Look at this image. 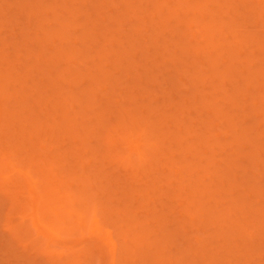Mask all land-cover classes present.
Returning a JSON list of instances; mask_svg holds the SVG:
<instances>
[{
  "label": "rangeland",
  "instance_id": "1",
  "mask_svg": "<svg viewBox=\"0 0 264 264\" xmlns=\"http://www.w3.org/2000/svg\"><path fill=\"white\" fill-rule=\"evenodd\" d=\"M19 1V2H18ZM23 1V2H22ZM24 1L25 0H0V60L2 61H0V80L2 79V78H4V80L2 79V81H0V97L2 98L0 101V108L3 110V108L5 107V106H3V105H7V107H5V109H7V110H12V108H14V111H15V109H16V112L18 113V115L16 114V113H14V114H16V116L15 117H17L18 118V120H16V122L18 121L19 122V124H17L16 122H15V120H14V122H11V123H13V124H10V125H8V122L6 123L7 124V126H6V128H8L9 130H12L11 128H9L8 126H10V127H15V129H17L16 131H15V133L13 134L12 133V131H7L6 129H5V127H4V123H3V121H2V118H0V128H3L4 127V129L7 131H5V134L4 133H0L1 135H0V144H1V142H3L5 139H6V141L7 140H9L11 137H10V135L11 134H6V133H12L14 136H12V139L14 138V140L17 142L18 140L17 139H19V141L21 140L22 141V143H24L23 145H21L20 144V142H19V144L18 143H14V141H11V142H13L14 144H12V145H15L16 144V146L19 148V146L21 147V146H23V148H22V152L24 153H20L19 152V154H23V156L21 157V158H25V159H23V160H21V161H23V163L22 164H19V163H21L20 162V159H19V161H18V158L21 156V155H19L18 154V151L16 152L17 153V155H19L18 156V158H17V156L15 155V154H13V152L15 151L14 149V151L13 150H10V152H12V153H10L9 152V149H10V147H11V145H9V144H7V142H5V143H2V145H3V147H5V144H6V147L4 148V150H2L3 152H1L2 154L4 153V155H0V157H2V158H6L7 159V161H8V159L10 158V159H12L13 160V162L15 161H18V163L16 162H12V160H10L9 159V161L8 162H10L9 164L10 165H12V166H10V165H8V162H6L7 164H5L4 162L6 161V160H4L3 159V161L1 162V160H0V165L2 166V167H0V168H3L2 170L3 171H1V169H0V173L2 172V174H0V192L2 191L3 192V190L5 191V193H4V195H3V193H0V196H5V197H7L6 198V200H5V198L3 199V198H0L1 200H3V202H5V201H7V204L5 205V203H3L2 204V202H1V206L2 207H0V213L2 214V216L0 217V219L2 220H0V250H3V248H7V249H5V253H3V252H1L0 253V255L2 256H0V264H2V263H4V262H6L7 264H18L19 263V261H20V263L21 264H25V259H26V257H27V262H26V264H37V263H39V264H43V263H45V262H49V264H50V261H51V263H53V262H55V261H53L52 262V260H50V261H46L47 260V257H49L52 253H55V252H57L56 253V255H54L53 254V259H54V256H55V260H56V256H57V254L58 253H62L63 251H64V249L65 250H68V251H65L64 253H66V252H69V253H66V254H72L73 252H71L72 250H70V249H74V251L76 250L75 248H82V246H83V249L85 248L86 250H87V248L88 249H90V247H92V248H94V247H96V249H98V251H100L99 249L100 248H102L101 250L104 252H102L103 254L102 255H100V257H102L103 256V260L100 258V257H98V259L100 258V260H99V262L102 260L103 261V263L102 262H100L99 264H121L120 263V261L119 260H122L123 261V258L122 259H119L120 257H123V256H120V255H122V254H120L119 253V251H120V247H122L121 246V244H122V241H124V236L126 235H124L123 234V232L125 233V230L127 231V233L128 232H130L131 231V233H134V231H135V229H137L138 228V226L136 225L137 223H135V222H137V221H135L134 223V225L132 224L133 222H132V220H130V219H128L127 220V216H128V214H127V216H125V211H127V209H129L128 210V212L130 213V212H133L132 210H134L135 211V209H136V211H138L139 213H137V215H136V212H135V218H134V216H133V214H134V212H133V214H132V216H133V219H136V217H137V219H138V217H140L139 218V220L140 219H142L143 218V220H142V222H144V221H146L147 222V225H148V223H149V234H147V232H146V235H147V237L145 236V235H143L142 236V232H141V229H142V227H144V226H142L141 227V229H139L138 231H140L141 233H139L138 231H136V233H134V236H135V234H137V235H139V234H141V238L142 239H145V241L146 242H148V243H146L145 241V243H146V246L148 247V248H146L145 247V243L144 242H142V244H141V247H139L140 246V243L138 244L139 246H137L136 245V247L137 248H133V246H135V242L133 243L132 241L134 240L133 238H130L133 234H131V236L129 237V235H128V240H130V241H128V243H127V246L129 247V252H130V254H129V258L127 257V259H124V261H125V264H128V262H127V260L129 261V264H131V260L130 259H132V264H155V262H157V263H161V264H200V262L202 261V260H200V259H205V258H207V259H210L211 257V259L213 260L212 262H211V260H210V262L211 263H209V260L207 261V259H205L204 260V262L202 261L201 263H203V264H207V262L209 263V264H219V262L221 261V259H222V261H223V263L224 264H229L230 262H232V264H264V227H262L261 226V224L263 223L264 224V216H263V214H264V200L262 201L261 199H263L264 198V195L262 194V196L263 197H261V196H259V195H256V194H254V188H255V190L256 189H258V187H260V190L258 189V190H256L257 192H259V191H261L260 193H262V191H264V162L262 163V161L264 160V146H262L263 144H264V104L262 105L261 104V102H262V100H263V102H264V98H262L261 96H263L264 95V77H262V79H259V74H258V76L256 75V77L257 78H255L254 79V77H253V79L251 80L250 78H248L249 76L248 75H250V74H247V72L248 71H251V73H253V72H260L261 70V68L260 67H263L262 66V64L264 63V61H263V63H262V61L260 62V60H258V56H260V52H250V49H249V47L250 46H248V48H246L247 46L246 45H243V48H242V46H241V48L242 49H238L237 47L239 46L238 44V46H236V48H234L235 49V51L236 52H234V53H236V55H234L235 56V58H236V60L238 61L239 60V62H241L240 63V65H239V67H241V68H243V73L242 72H240V73H238L239 71L237 70V71H235L234 70V72H232L233 70H231V72L232 73H228V71L227 72H225L222 76H226L227 78L228 77H230V80L229 79H227L228 80V82L227 83H225L226 82V80H225V78L224 79H221V78H223V77H221L220 79H221V81H223V82H221L220 80H218V78L217 77H219L218 75H213V74H217V73H214V72H216V71H212V70H215L214 68L213 69H211L210 68V66H211V64L209 65L208 63H212V65H218L217 66V68L218 69H220L221 68V70L222 69H224V68H226V67H230V63L234 60V58L232 59V61L230 62V60H231V58L232 57H229L230 55H226V54H224L225 52L224 51H227V50H229V48L228 47H230V45H231V43H229V42H232L234 39H238V36H237V34L236 35H234L236 38H233V36H232V34H234V32L235 33H238V32H240V30L239 29H242L241 30V32L243 33V32H245V33H243V34H247L248 32V35H250L251 33L254 35L253 37L254 38H256V37H258V36H263L264 34H262V31H263V33H264V28H262L264 25V23L261 21V25H259V26H262L261 28L259 27V28H257L255 25V23L254 22H252L253 20H254V18L252 17V16H254V14H253V11L255 10H257V12H259V10H261L262 8H260L261 6H262V4H263V6H264V0L262 1V0H250L249 2H248V6H244V3L242 4L241 3V5L242 6H239V0H218L219 2V4L218 5H216L217 3L216 2H214L215 3V5H214V3H213V5H212V2H213V0L210 2V0H207V2H206V0H161V1H159V0H35L34 2H33V0H26L25 1V4L27 3V6L25 5H22L23 3H24ZM40 1V2H39ZM55 1V2H54ZM69 1V2H68ZM84 1V3H82ZM110 1H111V3H110ZM165 1V2H164ZM215 1V0H214ZM225 1V2H224ZM229 2V1H233V6L235 7V5L237 4V2L236 1H238V5H237V7H238V9H237V12H235L234 10H235V8H234V10H232L233 9V7L231 8V7H229V8H231V9H229L230 10V12L229 13H227L228 11V9L226 10V9H224V7H227L228 6V4H226V2ZM241 1V0H240ZM248 1V0H247ZM247 1H244V0H242V2H247ZM75 2V3H74ZM99 2H101V3H99ZM163 2H164V4H165V6H164V4H163ZM205 2V3H204ZM236 2V3H235ZM261 2H262V4H261ZM33 3H35V4H33ZM63 4V5H61V4ZM65 3V4H64ZM71 3V4H70ZM94 3V4H93ZM98 3V4H97ZM107 3V4H106ZM163 4V6L164 7H162V5H161V7L159 6V5H157V4ZM204 3V4H203ZM210 3V4H209ZM223 3H224V5H223ZM15 4V5H14ZM33 4V5H32ZM52 5V7H51V5ZM100 4V5H99ZM207 4V5H206ZM251 4V5H250ZM261 4V5H260ZM21 5L22 6H24L23 8L24 9H21L20 7H21ZM35 5H39L40 7H37V6H35ZM42 5V6H41ZM57 5V6H56ZM96 5H98V6H96ZM222 5V6H221ZM227 5V6H226ZM32 6V7H31ZM43 6H45V8L43 7ZM60 6V7H59ZM62 6V7H61ZM102 6V7H101ZM230 6H231V4H230ZM250 6V7H249ZM256 6V7H255ZM260 6V7H259ZM262 6V7H263ZM26 7V8H25ZM31 7V8H30ZM50 7V8H49ZM54 7V8H53ZM94 7H96V8H98V9H96V8H94ZM221 7V8H220ZM223 7V8H222ZM236 7V8H237ZM257 8V9H255V8ZM30 8V9H29ZM48 10H47V9ZM53 9V10H50V9ZM59 8V9H58ZM100 8H101V10H100ZM135 8V9H134ZM163 8V10H161V9ZM174 8H175V10H174ZM204 8V9H203ZM264 8V7H263ZM18 9V10H17ZM22 11H21V10ZM36 9V10H35ZM41 9H42V11H41ZM199 9V10H198ZM240 9V10H239ZM45 10H47V11H45ZM75 10V11H74ZM97 10L99 11V12H97ZM140 10V11H139ZM160 10V11H159ZM202 10V11H201ZM205 10V11H204ZM223 10V11H222ZM34 11V12H33ZM75 13H73V12ZM175 11V12H174ZM204 11V12H203ZM231 11H234V12H231ZM263 11V10H262ZM20 12V13H19ZM36 12V13H35ZM42 12H43V14H42ZM44 12H46L45 14H44ZM56 12V13H55ZM79 12H81V13H79ZM161 13V14H159V13ZM200 12H202V14H203V16H200ZM28 13V14H27ZM31 13V14H30ZM40 13V15H38ZM54 13H55V15H54ZM79 13V14H78ZM200 13V14H199ZM225 13V14H224ZM232 13H237V16H235V15H232ZM238 13L240 14V15H238ZM76 14H78V15H76ZM91 14V15H90ZM175 14V15H174ZM212 14V15H211ZM264 14V13H263ZM263 14H260V15H262L263 16ZM6 15V16H5ZM29 17H28V16ZM33 15V16H32ZM38 17H37V16ZM207 15V16H206ZM211 15V16H210ZM256 15V14H255ZM43 16V17H42ZM153 16V17H152ZM166 16H170V20L171 21H168L169 19H168V17L166 18ZM175 17V19H174V17ZM231 18H230V17ZM233 16H235L234 18H235V21H234V18H233ZM244 16V17H243ZM36 17V18H35ZM42 17V18H41ZM173 17V18H172ZM198 17V18H197ZM200 17H203V18H200ZM257 17H258V14H257ZM256 17V18H257ZM38 18V19H37ZM40 18V19H39ZM44 18H46V19H44ZM72 18H75V20L74 19H72ZM165 19V20H162V19ZM211 18V19H210ZM242 18H244V19H242ZM259 18V17H258ZM41 19H43L42 21H41ZM92 21H91V20ZM166 19H168V20H166ZM190 19V20H189ZM195 19V20H194ZM214 19V20H213ZM252 19V20H251ZM261 20H264V17L262 18H260ZM260 19H259V21H260ZM37 20H40L39 22H37ZM162 20V21H161ZM176 20V21H175ZM199 20V21H198ZM258 20V19H257ZM74 21V22H73ZM91 21V22H90ZM113 21V22H112ZM145 21V22H144ZM155 21V22H154ZM160 22V23H158V22ZM163 21H168V22H163ZM187 22V24L186 25H184V23H186ZM188 21H190V23L191 22H194V24H195V26H194V24L193 23H191L190 25H192V30H191V28L189 27V25H188ZM196 21V22H195ZM239 21V22H238ZM259 21H255L256 23L257 22H259ZM92 22H93V24H92ZM157 22V23H156ZM162 22H163V24H162ZM171 22V23H170ZM2 23V24H1ZM91 23V24H90ZM156 25H155V24ZM168 23V24H167ZM231 23V24H230ZM240 23V24H239ZM260 23V22H259ZM263 23V24H262ZM5 24V25H4ZM36 24V25H35ZM159 24V25H158ZM164 24H166L167 25V28H169V26H170V29H167V30H170V33L172 34V35H170V33H168V31H166V28H165V26H164ZM213 24V25H212ZM236 24H237V28L235 29V31H234V29H233V27L231 26V25H233V26H236ZM252 24V25H251ZM3 25V26H2ZM63 25V26H62ZM140 25V26H139ZM162 25L164 26V27H162ZM207 26L206 28H205V26ZM212 25V26H211ZM258 25V24H257ZM36 26V27H35ZM185 26H187V27H185ZM204 26V27H203ZM229 26V27H228ZM241 26V27H240ZM60 27H62V28H60ZM64 27V28H63ZM66 27V28H65ZM69 27V28H68ZM159 27V28H158ZM172 27H174V28H176V29H174V28H172ZM184 27V28H183ZM202 29H201V28ZM228 27V28H227ZM230 27H232V31H234V32H229V31H231L229 28ZM240 27V28H239ZM254 27H256V28H254ZM163 30V31H160L161 29ZM186 28H187V30H186ZM194 28V29H193ZM210 28H211V30H210ZM213 28V29H212ZM39 29H40V31L42 32V33H40V31H39ZM43 29H44V31H43ZM46 29V30H45ZM156 29V30H155ZM184 29V30H183ZM189 29V30H188ZM205 29H209V31L215 36V37H211L210 35H208V36H210L208 39H206L207 41L210 39V38H212V43L214 44V41L217 43L218 42V44H220V45H216V47L218 48V50H213L212 48H214V47H212V48H210L211 46H212V44L210 43V40H209V43L211 44V46L209 45V47H207L205 44L207 43V41L204 39V36L202 35L204 32H205ZM255 29H257V30H255ZM261 29V30H260ZM14 30V31H13ZM61 30V31H60ZM172 30V31H171ZM173 30L174 31H176L177 30V32H179V34L178 33H176V34H174V32H173ZM179 30V31H178ZM186 30V31H185ZM191 30V31H190ZM255 30V31H254ZM258 30H260V32H261V35L260 34H258L257 35V33L259 32ZM26 31V32H25ZM54 31V32H53ZM68 31V32H67ZM153 31V32H152ZM155 31V32H154ZM180 31H182V33L180 32ZM183 31L184 32H187V31H189L191 34L192 33H194L195 32V34L193 35V36H190L191 34L190 33H188L187 32V34H188V38L186 37V39H185V37L183 36L184 35V33H183ZM208 31V30H207ZM216 31V32H215ZM252 31V32H251ZM23 32V33H22ZM25 32V33H24ZM45 32V33H44ZM48 32H50V33H48ZM62 32V33H61ZM64 32L67 34V36L64 34ZM173 32V33H172ZM154 33V34H153ZM162 33V34H161ZM256 33V34H255ZM45 34V35H44ZM49 35V39L48 40H51V41H47V42H45V40H44V38L46 39V38H48V35ZM50 34H52V35H50ZM55 34V35H54ZM60 34V35H59ZM62 34V35H61ZM68 34H70V36L68 35ZM88 34H91L90 36L88 35ZM159 34V35H158ZM186 33H185V35H187ZM205 34H207L206 32H205ZM208 34H209V32H208ZM240 34V33H239ZM252 34H251V36H252ZM47 35V36H46ZM65 35V36H64ZM72 35V36H71ZM93 35V36H92ZM96 35V36H95ZM169 35V36H168ZM180 36V38H179V36ZM212 35V36H213ZM242 35V34H241ZM241 35H239V36H241ZM256 35V36H255ZM58 36V37H57ZM127 36V37H126ZM181 36H183V38L186 40H184L183 39V41L181 42V43H184L185 42V46H187V47H189V49L188 48H186L185 50H184V53H183V49H181L182 48V46H183V48L185 47L184 45H182V46H180L179 47V45L177 44V43H180V42H178V40L179 39H181L182 40V37ZM244 36V35H243ZM41 37V38H40ZM52 37V38H51ZM65 37V38H64ZM68 37H69V39H68ZM95 37V38H94ZM168 39H167V38ZM205 37V38H206ZM227 37V38H226ZM230 37H231V39H230ZM247 37V36H246ZM260 37H258V39H260ZM53 38H55V39H53ZM65 40H64V39ZM128 38V39H127ZM132 38V39H131ZM241 38H243L242 36H241ZM248 38V37H247ZM246 38V39H247ZM253 38V39H254ZM37 39H39V41L40 40H42L40 43H42V44H39V42H38V40ZM67 39H68V41H67ZM92 39H94V40H92ZM157 39V40H156ZM214 39V40H213ZM239 39H240V37H239ZM248 39H250V37L248 38ZM253 39H252V43L254 42L253 41ZM257 39V38H256ZM70 40V41H69ZM118 40V41H117ZM176 40V41H175ZM181 40H179V41H181ZM204 40L206 41V42H204ZM218 40V41H217ZM223 40V41H222ZM224 40H225V42H224ZM251 40V39H250ZM249 40V41H250ZM255 40V39H254ZM261 40V39H260ZM263 40V39H262ZM261 40V41H262ZM95 43H94V42ZM96 41H98V42H96ZM132 41V42H131ZM146 41V42H145ZM188 41V42H187ZM244 41H245V39H244ZM247 41V40H246ZM256 41V40H255ZM258 41V40H257ZM257 41H256V44L258 45L259 43H257ZM44 42V43H43ZM118 42H119V44H118ZM121 42V43H120ZM130 42V43H129ZM177 42V43H176ZM221 42V43H220ZM235 42H237V40L235 41ZM240 42V41H239ZM158 43V44H157ZM175 43L178 45V48H177V46L175 45ZM180 43V44H181ZM209 43H207V44H209ZM242 43V42H241ZM244 43V42H243ZM247 44H248V42H246ZM263 43V42H262ZM132 44V45H131ZM163 44V45H162ZM175 45V46H172V45ZM233 44V43H232ZM245 44V43H244ZM254 44V43H253ZM252 44V45H253ZM264 44V43H263ZM125 45V46H124ZM130 45V46H129ZM133 45H135V46H133ZM160 45V46H159ZM205 47H204V46ZM228 45V46H227ZM257 45H254V47L255 46H257ZM259 45H261V44H259ZM258 45V48L260 47ZM42 46V47H41ZM121 46H123V47H121ZM171 46V48H169ZM231 46H233V45H231ZM73 47V48H72ZM155 47H156V49H155ZM168 47V48H167ZM207 47V48H206ZM234 47H235V44H234ZM240 47V46H239ZM261 47L262 48H259V49H264V46L263 45H261ZM29 48V49H28ZM75 48V50L73 51V53L71 52V50H73ZM194 48V49H193ZM206 48V49H205ZM209 48V49H208ZM223 48V49H222ZM253 48V47H252ZM256 48V47H255ZM28 49V50H27ZM203 49V50H202ZM212 49V50H211ZM225 49V50H224ZM248 49H249V51H248ZM119 50H121V51H119ZM125 50V51H124ZM128 50H129V53H128ZM157 50V51H156ZM182 50V51H181ZM196 50H201L202 51V55L201 54H199V56H200V58L198 57V60H197V57H196V59H193L194 58V56H189V54H191V53H193V52H195ZM207 50V51H206ZM210 50V51H209ZM222 50H224V51H222ZM245 50V51H244ZM253 49H251V51H252ZM2 51V52H1ZM30 51V52H29ZM66 51V52H65ZM173 51V52H172ZM186 51V52H185ZM190 51H191V53H190ZM208 53V52H210L209 54H207L206 52ZM213 51V52H212ZM216 51V52H215ZM219 51V52H218ZM232 51V50H231ZM247 51V52H246ZM254 51V50H253ZM259 51V50H258ZM66 54H65V53ZM120 52V53H119ZM123 52H127L126 54L124 53L123 54ZM188 52H189V54H188ZM200 52V51H199ZM203 52H205L204 53V55H203ZM215 52V53H214ZM224 52V53H223ZM228 52H230V51H228ZM244 52V53H243ZM2 53V54H1ZM27 53V54H26ZM71 53V54H70ZM87 53V54H86ZM121 55V54H123V56H121L122 58H120V57H117V55H119V54ZM134 53H136V54H134ZM159 53V54H158ZM172 53H173V55H172ZM212 53V54H211ZM233 52H231V54H232ZM250 53V54H249ZM262 53V52H261ZM3 54H4V57H3ZM117 54V55H116ZM129 54H130V56H129ZM131 54L133 55V57H131ZM196 54H197V52H196ZM263 54H264V52H263ZM263 54H261V55H263ZM69 55V56H68ZM128 57H127V56ZM181 55H183V56H181ZM194 55H195V53H194ZM247 55V56H246ZM251 55V56H250ZM17 56V57H16ZM66 56H68L67 58H66ZM76 56V57H75ZM125 56V58H127V59H125V60H123V57ZM188 56L191 58H188ZM197 56V55H196ZM203 58H202V57ZM209 57V59H208V57ZM233 56V57H234ZM249 56V57H248ZM4 58V60L2 59V58ZM75 57V58H74ZM115 57V58H114ZM130 57V58H129ZM226 57V58H225ZM59 58V59H58ZM117 58H119V59H117ZM129 58V59H128ZM133 58V59H132ZM168 58V59H167ZM263 58H264V56H263ZM262 58V59H263ZM64 59V60H63ZM87 59V60H86ZM122 59V62L120 61V62H118L117 63V61H119V60H121ZM156 59V60H155ZM174 59V60H173ZM176 59V60H175ZM201 59H203V61L204 62H202V61H200ZM114 60V61H113ZM116 60V61H115ZM173 60V61H172ZM178 60V61H177ZM194 60V61H193ZM207 60V61H206ZM212 62H211V61ZM236 60H234L235 62L233 63V64H235L236 63ZM258 60V61H257ZM45 61H47V62H45ZM86 61V62H85ZM127 61V62H126ZM129 61H131L132 63H134V64H132L131 62H129ZM163 61H165V62H163ZM191 61V62H190ZM210 61V62H209ZM223 61V62H222ZM96 62V63H95ZM186 62V63H185ZM190 62V63H189ZM200 62H202L201 64H200ZM213 62L215 63V64H213ZM238 62V63H239ZM47 63V64H46ZM99 63V64H98ZM115 63H116V65H115ZM120 63V66L121 67H119V64ZM122 63V64H121ZM188 63V64H187ZM192 63V64H191ZM205 63H206V65H205ZM238 63H237V65H238ZM259 63H262L261 65L259 64ZM44 64H46V66L44 65ZM103 64V65H102ZM194 64V65H193ZM202 64H203V66H202ZM229 64V65H228ZM232 64V63H231ZM242 64V65H241ZM245 64V65H244ZM94 65V66H93ZM97 65H98V67H97ZM118 65V66H117ZM128 65V66H127ZM130 65V66H129ZM134 65V67H132ZM147 65V66H146ZM173 65V66H172ZM236 65V64H235ZM264 65V64H263ZM99 66H101V69L103 68V70L102 71H104L102 74H101V72H99L101 69L99 68ZM137 66V67H136ZM157 66V67H156ZM175 66V67H174ZM187 66V67H186ZM207 66H209V67H207ZM116 67V68H115ZM119 67V68H118ZM129 67L131 68V69H129ZM177 67V68H176ZM212 67V66H211ZM238 67V68H239ZM245 67V68H244ZM8 68H9V70H8ZM37 68H38V70H37ZM63 68V69H62ZM124 68H126V69H124ZM174 68V69H173ZM179 68V69H178ZM193 68V69H192ZM196 68V69H195ZM208 68V69H207ZM249 70H248V69ZM251 68V69H250ZM252 68H253V70H252ZM259 68V69H258ZM30 69V70H29ZM120 69V70H119ZM173 69V71H171ZM217 69V70H218ZM228 69V68H227ZM232 69V68H231ZM235 69H236V67H235ZM255 69V70H254ZM263 69H264V67H263ZM130 72H129V71ZM155 70V71H154ZM190 70V71H189ZM192 70H193V72H192ZM198 70H199V73L200 74H202L203 76L205 75V77L209 74L208 72H210V74H209V78L211 77V76H215L216 78H215V80L214 81H212V79L214 78V77H212V78H210V79H208V80H206L204 83H203V81L201 82V83H198V85H202V83H203V85L200 87H197V82H198V80L199 81H201V77H198L199 76V74H198ZM201 70H202V72H201ZM208 70V71H207ZM210 70V71H209ZM221 70H218V71H221ZM225 70V69H224ZM229 70V69H228ZM242 70V69H241ZM248 70V71H247ZM260 70V71H259ZM61 71V72H60ZM65 71V72H64ZM147 71V72H146ZM151 71H153V72H151ZM183 71V72H182ZM195 71H196V73H195ZM226 71V70H225ZM12 73V75H10L9 76V73ZM145 72V73H144ZM149 72V73H148ZM171 72V73H170ZM189 72V73H188ZM211 72H212V74H211ZM224 72V71H223ZM244 72H246V73H244ZM2 73V74H1ZM10 73V74H11ZM70 73V74H69ZM81 73H83L82 74V77H81ZM116 73V74H115ZM126 73V74H125ZM180 74V76H179V74ZM250 73V72H249ZM114 74V75H113ZM193 75V76H191V77H189L190 75ZM239 74H241V75H239ZM245 74V75H244ZM2 75H5L4 77H2ZM7 75V76H6ZM79 75V76H78ZM90 75V76H89ZM94 77H93V76ZM100 75V76H99ZM112 75V76H111ZM197 75V76H196ZM254 74H252V76H253ZM76 76V77H75ZM87 76V77H86ZM108 76V77H107ZM110 76V77H109ZM203 76H202V78H203ZM245 76H248V77H245ZM263 76H264V74H263ZM2 77V78H1ZM7 77V78H6ZM12 77V78H11ZM89 77H90V80H89ZM93 77V78H92ZM96 77V78H95ZM103 77H104V80H103ZM141 77V78H140ZM179 77V78H178ZM181 77V78H180ZM184 77V78H183ZM198 77V78H197ZM208 77V76H207ZM59 78V79H58ZM98 78V79H97ZM109 78H112V79H109ZM114 78V79H113ZM234 79L233 81H234V83L233 82H231V80L232 79ZM244 78H248L249 80H245ZM15 79V80H14ZM22 79H23V81H22ZM95 79H97V80H95ZM172 79V80H171ZM194 79V80H193ZM241 79H243V80H241ZM7 80V81H6ZM12 80H14V81H12ZM18 80V81H17ZM56 80V81H55ZM102 80V81H101ZM112 80H114V81H112ZM118 80V81H117ZM173 82H171V81ZM218 80V81H217ZM255 80V81H254ZM259 80V81H258ZM261 80V81H260ZM5 81V82H4ZM19 81L20 82H22V83H19ZM96 81V82H95ZM193 81H195V83L193 82ZM222 83H220V82ZM8 82H11L10 83V86L8 85L9 83ZM52 82V83H51ZM53 82H56V83H53ZM93 82V83H92ZM98 82V83H97ZM109 82H110V84H109ZM171 82V83H170ZM176 82V83H175ZM192 82H193V84H192ZM213 82V83H212ZM24 83V84H23ZM101 83V84H100ZM175 83V84H174ZM225 83V84H224ZM232 83H233V85H232ZM12 84H14V85H12ZM43 84V85H42ZM172 84V85H171ZM214 84V85H213ZM217 84H219V86L217 85ZM224 84V85H223ZM96 85V86H95ZM110 85V86H109ZM159 85H161V86H159ZM167 85V86H166ZM194 85V86H193ZM236 85L238 86L237 88H234V87H236ZM17 86V87H16ZM23 89L24 88V91L22 92H19V90H18V92L16 91L15 92V90H17V89H14L13 87H15V88H18V89H21L20 87ZM113 86V87H112ZM165 86V87H164ZM196 86V87H195ZM206 86V87H205ZM214 86L215 87H217V88H214ZM222 86H224L223 88H222ZM40 88V89H38V88ZM93 87V88H92ZM135 87V88H134ZM162 87V88H161ZM163 87L165 88V90L163 89ZM213 87V88H212ZM220 87H221V89H220ZM32 88H33V91H32ZM54 88V89H53ZM55 88H57V90L55 89ZM159 88V89H158ZM195 88H196V92H197V94H194V93H196V92H194L195 91ZM113 89V90H112ZM198 89V90H197ZM234 89V90H233ZM35 90V91H34ZM52 90V91H51ZM119 90V91H118ZM162 90H164V91H162ZM226 90H227V92H226ZM41 91V92H40ZM42 91H44V92H42ZM58 91V92H57ZM86 91V92H85ZM147 91L149 92V93H147ZM164 92V93H162V92ZM173 91V92H172ZM177 91H178V93H177ZM235 91V92H234ZM4 94H3V93ZM6 92V93H5ZM16 94H15V93ZM46 92V93H45ZM55 92V93H54ZM74 92V93H73ZM83 92V93H82ZM88 92V93H87ZM98 92V93H97ZM115 94H114V93ZM154 92V93H153ZM170 92V93H169ZM8 93V94H7ZM23 94V95H25L24 97H23V95H19V94ZM61 93V94H60ZM118 93V94H117ZM167 93V94H166ZM169 93V94H168ZM199 93V94H198ZM226 93H227V95H229V96H226ZM237 93L238 94H242V99L244 100V105H243V103L241 104L245 109L244 110H237V108L238 107H236V110L235 109H231V108H228V106L226 105V104H223V103H225L226 101H225V99H226V97H227V99L226 100H228V98L230 97L231 99H235V102H237V104H238V97H236V96H234V95H237ZM263 93V94H262ZM2 94V95H1ZM44 94V95H43ZM57 94V95H56ZM70 94V95H69ZM80 94V95H79ZM83 94H86V97H85V95H84V98H83ZM97 95V96H95V95ZM154 94V95H153ZM200 94H203V96H200ZM233 94V95H232ZM250 94H251V96H250ZM10 95V96H9ZM46 95V96H45ZM59 95H61L60 97H59ZM67 95V96H66ZM73 95V96H72ZM118 96V98L116 97L115 98V96ZM158 97H157V96ZM179 95V96H178ZM181 95V96H180ZM185 95H187V96H185ZM194 95H195V97H194ZM212 95H213V97H218V98H215L216 100H217V103H218V105H216L217 107H220L221 106V111H219L218 109H220V108H216V110L214 109V108H212L211 106H210V101L212 102V103H215L214 102V100H212V99H214L213 97H212ZM246 95V96H245ZM250 97H248V96ZM261 95V96H260ZM22 96V97H21ZM65 96V97H64ZM75 96V97H74ZM137 97V98H134V97ZM144 96H147V97H144ZM176 96H178V97H176ZM184 96L186 97V99L187 100H189L188 102H187V100L184 98ZM193 97V99H192V97ZM197 96H199V97H197ZM226 96V97H225ZM19 97V98H18ZM79 97V98H78ZM89 97V98H88ZM110 97V98H109ZM141 97V98H140ZM151 97V98H150ZM181 97V98H180ZM200 97H202V100H201V98ZM207 98V99H211L210 101H208L207 99H206V102H208V106L209 107H207V106H205L206 104H205V102H204V98ZM210 97H212V98H210ZM225 97V98H224ZM240 97V96H239ZM261 97V98H260ZM264 97V96H263ZM4 98V99H3ZM10 98V99H9ZM27 98V99H26ZM29 98V99H28ZM64 98V99H63ZM74 98V99H73ZM77 98V99H76ZM88 98V99H87ZM131 98L133 99V100H131ZM148 100H147V99ZM163 98V99H162ZM188 98H190V99H188ZM196 98V99H195ZM200 98V99H199ZM219 98H223V100H219ZM241 98V97H240ZM247 98V99H246ZM8 99V100H7ZM20 99H22L23 101H21ZM37 101H35V100ZM59 99V100H58ZM85 99H87V101H85ZM116 101H115V100ZM118 99V100H117ZM151 101H150V100ZM195 99V100H194ZM199 99V100H198ZM246 99V100H245ZM3 100V101H2ZM90 100H91V106H90ZM145 100V101H144ZM157 100V101H156ZM170 100H172V101H170ZM178 100H179V103H178ZM180 100H181V103H180ZM186 100V101H185ZM191 100V101H190ZM203 101V102H199V101ZM261 100V101H260ZM59 101V102H58ZM82 101V102H81ZM112 101V102H111ZM115 101V102H114ZM223 103H222V102ZM241 101V100H240ZM255 101V102H254ZM8 102V103H7ZM19 102V103H18ZM23 102H24V104L26 105V106H23L22 104H23ZM86 102V103H85ZM111 102V103H110ZM136 104H138V105H136ZM138 102V103H137ZM155 102V103H154ZM190 102V103H189ZM194 102L196 103L195 105H191V106H193V107H191L190 106V104H194ZM228 102V101H227ZM233 102V101H232ZM231 102V103H232ZM21 103V104H20ZM55 103H57V104H55ZM63 103V104H62ZM85 103V104H84ZM141 103H147L146 105H148V106H146V105H143V104H141ZM162 103V104H161ZM166 103V104H165ZM167 103L169 104V103H171V105L169 104L168 106H167ZM189 103V104H188ZM202 103H203V106H202ZM229 103V102H228ZM9 104V105H8ZM94 104V105H93ZM115 104V105H114ZM140 104V105H139ZM165 104V107L163 106ZM178 104V105H177ZM179 104H183V106H180ZM188 104V105H187ZM221 104V105H220ZM230 104V103H229ZM2 105V106H1ZM33 105V106H32ZM64 105V106H63ZM86 105H88V106H86ZM132 105V106H131ZM214 105V104H213ZM224 105H225V107H224ZM231 105V104H230ZM229 105V106H230ZM233 105V104H232ZM234 105H236V103L234 104ZM233 105V106H234ZM18 106H19V108H18ZM27 106H29L28 108H27ZM30 106H32L31 107V110L29 111L28 109L30 108ZM62 106V107H61ZM163 106V107H162ZM168 108H167V107ZM170 106V107H169ZM180 106V107H179ZM195 106V107H194ZM196 106L197 107H199L198 109L196 108ZM238 106V105H237ZM242 106H240L239 105V107H241L242 108ZM263 106V107H262ZM9 107H10V109H9ZM12 107V108H11ZM63 107H65V108H63ZM89 107H91V108H89ZM142 107H143V109H142ZM145 107V108H144ZM162 107V108H161ZM188 107V108H187ZM205 108V109H203L202 110V108ZM222 107H224V109H225V113L227 114V113H229V114H227V115H231V117H233L232 115H236L237 114V116L235 117V118H237V120H235V118H231V117H229V116H226L225 115V113H224V115H225V119H222V120H224L225 122L227 121V122H232V119L233 120H235V121H237L238 122V118L240 117V120H239V124L240 123H242L243 122V124H240L241 126L243 125V127H252V130L255 132L256 131V133H257V136L258 135H260L259 137H262V135H263V139H260L259 137V140L260 141H255L256 142V145H257V147L256 146H254V145H252V144H254V142L253 143H250L249 144V141L248 140H250V139H248L249 138V133L248 134H245L241 129H245V128H242L240 125H238L237 124V122H235L236 123V125H238L239 127H236V128H234L235 126H232L233 128H230V126H228V123L226 124L224 121V123L222 122V120H217V122L216 121H214V122H216V124H218V125H220L219 127L218 126H216L215 124H214V126L215 127H217V129L215 130L214 129V126H213V124H212V127H213V129H212V127H210L209 128V126H210V122H208L209 120L208 119H210V120H215V118H217V115L219 116V115H221L222 114ZM24 108V109H23ZM42 108V109H41ZM88 108V109H87ZM94 108V109H93ZM105 108V109H104ZM131 108V109H130ZM141 108V109H140ZM165 108H167V109H165ZM191 108H193V110H195L196 109V111L198 110V112H199V114H198V112L196 113V111H191L190 109ZM235 108V107H234ZM1 109H0V111H1ZM5 109H4V111H3V113H6L5 112ZM21 109V110H20ZM61 109V110H60ZM67 109V110H66ZM200 109V110H199ZM230 109V110H229ZM253 109H256L257 110V112H256V114H258V116L256 115V114H254V116H253V114H252V111H253ZM23 110H25L24 112H22ZM97 110V111H96ZM139 112H138V111ZM150 110V111H149ZM172 110H173V113H172ZM190 110V111H189ZM228 110V111H227ZM232 110V111H231ZM234 110V111H233ZM13 111V112H14ZM20 111V112H19ZM33 111V112H32ZM60 111V112H59ZM63 113H62V112ZM79 111V112H78ZM104 111V112H103ZM134 113H133V112ZM136 111L138 112V114H136ZM143 111V112H142ZM145 111V112H144ZM164 111H166V112H164ZM180 111H182V113H180ZM188 111V113L186 114V112ZM201 111H203V112H201ZM247 111H249V113L247 112ZM251 111V112H250ZM103 112V113H102ZM110 114H109V113ZM149 112V113H148ZM168 112V113H167ZM177 112H178V115H177ZM190 112H191V114L193 113H196V114H194V115H197V116H192V115H190ZM210 112V113H209ZM230 112H231V114H230ZM232 112H236V114H232ZM253 112H255V110L253 111ZM261 112V113H260ZM1 114H0V117H2V115L4 116V114L2 113V111L0 112ZM8 113V112H7ZM10 113V112H9ZM19 113H22V114H19ZM111 113H112V115H111ZM129 113V114H128ZM134 114L133 116H135V119L134 120H132L133 118H131L130 119V116H132V114ZM170 113H171V115H170ZM179 113H180V115H181V118H180V115H179ZM248 115H247V114ZM33 116H32V115ZM66 114V115H65ZM85 114V115H84ZM87 114V115H86ZM108 114V115H107ZM152 114V115H151ZM161 114V115H160ZM164 114V115H163ZM168 116H167V115ZM173 114H175V115H173ZM211 116H210V115ZM242 115V116H240V115ZM243 114L245 115H247V116H243ZM261 114V115H260ZM10 115V114H9ZM21 115V116H20ZM27 115V116H26ZM65 115V116H64ZM83 115V116H82ZM120 115V116H119ZM145 115V116H144ZM162 115H163V117H162ZM216 117H215V116ZM223 114L221 115V116H224ZM253 117H252V116ZM259 115H260V117H259ZM11 116V115H10ZM9 116V117H10ZM24 116H25V118H24ZM79 116V117H78ZM104 116H106V117H104ZM114 116V117H113ZM132 116V117H133ZM158 118H160V116H161V121H162V118H163V122H165L164 120V118H165V116H167L168 117V119H171V118H169V116L170 117H177L176 119L178 120L179 119V121L182 119V117H183V120H181L182 122H179L178 124H183L182 126H175L174 124H172V123H174L173 121L172 122H170V120L168 121V122H166L167 123V125H170L169 127H167L166 126V123H163V124H158L159 125V127H160V129H162V130H160L158 127H155V128H158L156 131L155 130H153L154 132H152V130H150V129H152L154 126H155V122L158 120H156V118L157 117ZM206 116H209V117H206ZM213 116V117H212ZM257 116V117H256ZM55 117V118H54ZM68 119V120H66V118ZM88 117V118H87ZM101 117H102V119H101ZM108 117V118H107ZM113 117V118H112ZM123 117V118H122ZM138 118V120H141L139 123H141L142 122V120L143 119H145V120H143V122L145 123V121L147 120V122L149 121V123H150V121H152V119H151V117L153 118V125H151V126H153L152 128H148V130H150L149 132L147 131L146 132V134H145V132H144V128L146 127V125H147V122H146V125H145V127L143 128V124H142V128H143V130L141 131V129L142 128H140L141 126V124H139L138 126H140L139 128H140V130H139V132L141 131L142 132V134H141V132H140V134L139 133H137L136 132V136H137V134L139 135V138H140V140L141 139H143V140H141V142H143L142 143V145H141V143H138V141H140L138 138H135V139H137L138 141H137V143L139 144H136L135 142V145H132L131 147L132 148H134V146H136V145H138V146H141L140 147V150H142L143 151V148L142 147H144V152L146 153V155H148L149 154V156H152V159L153 158H155V159H153V161H155L154 163H152L153 161L151 160L150 161V159H149V157H146V159H149V162H147L148 160H146L141 154L143 153V154H145L144 152H142L141 154H138V155H140V156H142L143 157V159H144V162H143V160H142V158L140 159V162H137V161H139V159L137 160V159H135V157L134 156H137L136 158H138V157H140V156H138V155H136L137 153H138V151L139 150H134V149H136V147L133 149V151H132V148H130V146H129V148H130V150L128 149V151H127V149H124V147L122 148V150H121V148H120V146L121 145H118L119 143V141L117 142V146H116V141H115V139H118V138H120L121 137V135L122 134H124L123 133V131L126 129V128H128L132 133H130V131H129V133L130 134H132V136L133 137H135L134 135H135V131H133V130H135V129H133V127H131L132 126V121H136L137 122V118ZM140 117L141 118H143V119H140ZM155 117V118H154ZM192 117V118H191ZM193 117H194V119H193ZM211 117H212V119H211ZM220 117V116H219ZM218 117V118H219ZM250 117L252 118V119H250ZM16 118V119H17ZM20 118V119H19ZM30 118V119H29ZM37 118V119H36ZM147 118V119H146ZM187 118V119H186ZM202 118H204L203 120H202ZM221 118H223V117H221ZM220 118V119H221ZM9 119H10V121H12L11 120V118H8L7 117V119H6V117H5V121L6 120H8L9 121ZM24 119V120H23ZM66 121H65V120ZM73 119V120H72ZM107 119V120H106ZM121 119H123L122 121H121ZM149 119V120H148ZM206 119V120H205ZM20 120V121H19ZM28 120V121H27ZM33 120V121H32ZM39 120V121H38ZM105 120V121H104ZM116 120V121H115ZM121 121V123H120V125L119 124H117V123H119V121ZM125 120V121H124ZM132 120V121H131ZM190 120H193L192 122L190 121ZM207 121L208 123H206L205 121ZM257 120V121H256ZM25 123V124H23V122ZM35 121H37L36 122V124L38 125V124H40V121L42 122L41 123V126L42 125H44L42 128H41V130H43V128H45V129H47L46 131L44 130V133L42 132V131H39V132H42V133H39L38 132V130L37 131H33L34 129V127H29V126H32V122H34L33 123V126H37L36 124H35ZM111 121V122H110ZM167 121V120H166ZM256 121V122H255ZM21 122V123H20ZM29 122L31 123L30 125H29ZM136 122H134V124L136 123ZM157 122H159V121H157ZM156 122V123H157ZM175 122H177V121H175ZM14 123H16L15 125H14ZM28 123V124H27ZM72 124V125H70V124ZM75 123V124H74ZM107 123V124H106ZM138 123V122H137ZM191 123V124H190ZM213 123V122H212ZM235 123H233V124H230V125H234ZM4 124V125H3ZM50 124V125H49ZM77 124V125H76ZM121 124H122V126H121ZM129 124V125H128ZM177 124V125H178ZM185 124H186V126H185ZM193 124V125H192ZM20 125V126H19ZM23 125H26V127L25 126H23ZM47 125V126H46ZM67 125V126H66ZM75 125V126H74ZM125 125V126H124ZM126 125H127V127H126ZM166 126V128L164 127V126ZM192 126V127H189V126ZM41 126H39V128L41 127ZM46 126V127H45ZM48 126H49V128H48ZM54 126V127H53ZM73 126V127H72ZM88 126V127H87ZM132 129H130L129 127ZM134 126V125H133ZM136 126V125H135ZM134 126V127H135ZM148 126V125H147ZM157 126V125H156ZM193 126H194V128H196V130L198 129H201V128H204V127H206L207 129H211V133L212 134H210L213 138H214V140H211L212 138H210V141H211V145H212V148H211V145H207V143L208 142H206L205 144L203 143V145L202 144H200L199 143V140H198V143H197V138H198V136H200V138L202 137V136H204V138H205V136H210L209 135V130H207V131H205L206 133H204L203 132V134H201V135H196V134H194V133H192V131L193 132H197L194 128H193ZM20 127V128H19ZM53 127V128H52ZM57 127V128H56ZM60 127V128H59ZM122 127H124L125 129H123ZM176 127H184L185 128V130H184V128H179V129H181L180 131L178 130V129H176ZM224 127V128H223ZM248 127V128H249ZM251 127H250V129H251ZM26 130H25V129ZM28 128V129H27ZM36 128H38V127H36ZM35 128V129H36ZM50 128H52L51 129V131H50ZM71 128V129H70ZM76 130H75V129ZM119 128V129H118ZM147 128V127H146ZM189 128H192L191 130L189 129ZM238 128H240V132H237V129ZM3 129V130H4ZM32 129V130H31ZM55 129H57V130H55ZM68 129V130H67ZM74 129V130H73ZM92 129V130H91ZM122 129V130H121ZM164 129H165V131H164ZM170 129H171V131L172 132H170ZM255 129V130H254ZM1 131L0 132H3L2 131V129H0ZM29 130V131H28ZM53 130H55V131H53ZM86 130H88V131H86ZM121 130V131H120ZM147 130V129H146ZM159 130H160V132H159ZM206 130V129H205ZM215 130V132H212V131H214ZM224 130H227V131H224ZM251 130V133L253 132ZM14 131V130H13ZM31 131V132H30ZM33 131V132H32ZM75 131V132H74ZM115 131V132H114ZM136 131H138L137 130V128H136ZM169 131V132H168ZM185 131H188L187 133L185 132ZM189 131H191V139H193V141H195V142H193L187 135H189ZM203 131V130H202ZM201 131V132H202ZM230 131V132H229ZM238 131H239V129H238ZM246 132H247V130H245ZM250 131V130H249ZM46 132H48V133H46ZM55 132V133H54ZM77 132V133H76ZM120 132H121V135H120ZM127 132V133H126ZM125 132V134H129L128 133V130ZM144 132V133H143ZM150 132H152V133H150ZM164 132V133H163ZM179 132V133H178ZM225 132V133H224ZM231 132H234L235 133V135L236 134H244L243 136L241 135V137H242V139L243 138H245V139H243V141H242V139H240V142L241 143H244V144H246V145H248V147H245V145L243 146V147H241V148H238V144L237 143H235V140H234V138H233V140L231 139L233 136L231 135L232 133ZM38 133V135L39 136H36V134ZM53 133V134H52ZM88 133V134H87ZM119 133V134H118ZM164 135H163V134ZM168 134V136H170V134L169 133H173V134H177V135H179V137H180V139L182 140L181 142L183 143V144H181V142H179V146L178 145H175L173 142H175V141H173L172 143H173V145H171L172 143L171 142H167V138H165V137H168L166 134ZM181 133V134H180ZM186 133V134H185ZM233 133V134H234ZM256 133H253L254 135L256 134ZM21 134H22V136H21ZM30 134V135H29ZM35 134V135H34ZM40 134H46V135H44V137H43V135H40ZM52 134V135H51ZM108 134H110V135H108ZM145 134V135H144ZM161 134V135H160ZM172 134V135H173ZM186 135V137L190 140H187V139H185L186 137L184 136V135ZM226 134V136L228 137V139L226 138V136L224 137V135ZM8 136L9 135V137L8 138H6V136ZM16 135V136H15ZM20 135V136H19ZM23 135H27V136H23ZM28 135H29V138H28ZM63 135V136H62ZM84 135V136H83ZM114 135V136H113ZM120 135V136H119ZM149 135H150V137H149ZM163 135V140H166L165 142H164V144L163 145H165L166 143H168V148L171 150V152H174V153H169L170 151L168 150V148H167V144L165 145L166 146V148H167V152H164V153H161V152H163L164 150H166V148L164 149V146L162 147L164 150H162L161 152L159 151V148H157V147H159L158 145H160V148H161V144H159L160 143V141L162 140V138L160 137V136H162ZM171 135V136H172ZM176 135V136H177ZM3 136H5V139L3 140ZM18 136V137H17ZM34 136V137H33ZM37 138H36V137ZM42 136V137H41ZM83 136V137H82ZM89 136H90V138H89ZM118 136V137H117ZM127 136V135H126ZM126 136H125V139H128V138H126ZM128 136H130L131 137V135H128ZM127 136V137H128ZM153 136V137H152ZM185 137L184 138V140H183V137ZM190 136V135H189ZM192 136H195L196 138H192ZM232 136V137H231ZM256 135H255V138L257 137ZM16 137V138H15ZM38 137H41L40 138V142H38V140L37 139H39ZM59 137V138H58ZM88 137V138H87ZM93 137V138H92ZM98 139H97V138ZM110 137H112L113 139H114V141L113 142H111V143H113V145H114V143H115V146L116 147H114L113 145H111L109 142H107L108 140L109 141H112L111 139H110ZM116 137V138H115ZM132 137V140H134V138ZM156 137H158V138H156ZM159 137L161 138V139H159ZM216 137H217V139H216ZM237 137V136H236ZM240 136H238V138H239ZM26 138H27V142H26ZM31 138V139H30ZM44 138V141H46L45 143H43L42 141V139ZM46 138V139H45ZM61 138V139H60ZM109 138V139H108ZM122 138H124V136L122 135ZM146 138H150V139H146ZM173 138H177V137H174V135H173ZM203 138V139H204ZM250 138L253 140V135L251 134L250 135ZM11 139V140H12ZM25 139V140H24ZM85 139V140H84ZM108 139V140H107ZM152 139H153V141H152ZM156 140V142H155V140ZM170 140H171V138H169ZM202 139V140H203ZM224 139V140H223ZM236 139V138H235ZM3 140V141H2ZM24 140V141H23ZM28 140H29V143H28ZM42 140V141H41ZM49 140V141H48ZM55 140H56V142H55ZM59 140H61V141H59ZM89 140H91V142L89 141ZM123 141H124V139H122ZM162 140V141H163ZM187 140V144H186V142H185V144H184V141H186ZM205 140V139H204ZM220 140V141H219ZM237 140V139H236ZM252 140H251V142H252ZM33 141V142H32ZM38 142V143H36L37 145H35V144H33V143H35V142ZM59 141V142H58ZM97 141V142H96ZM105 141V142H104ZM127 141H129V140H126V141H124V142H126V143H128ZM226 141H228V142H230V143H226ZM263 141V142H262ZM11 142H10V144H11ZM61 142V143H60ZM98 142H99V144H98ZM123 142V143H124ZM148 142H149V145L147 146V144H148ZM151 142H152V144H156V143H158L157 144V149L158 150H156V148H155V150L156 151H158V152H156V151H154V152H156L157 154H151V151H153L152 149H148V147L149 148H151ZM214 142H215V144H214ZM222 142H223V144H222ZM236 142H238V140L236 141ZM258 142H259V144H261L260 146H259V144H258ZM9 143V142H8ZM31 143V144H30ZM94 143V144H93ZM108 143V145L107 146H105L104 147V145H106ZM121 143V142H120ZM133 143V144H134ZM147 143V144H146ZM169 143H170V147H169ZM189 143H191V145L189 146ZM202 143V142H201ZM210 143V142H209ZM219 143V144H218ZM224 143H226V145L228 144V147L224 144ZM239 143V142H238ZM19 146H18V145ZM46 144V145H45ZM73 144V145H72ZM88 144V145H87ZM102 144V145H101ZM122 144V143H121ZM132 144V143H131ZM130 144V145H131ZM181 144V145H180ZM196 144H199L201 147H202V150H206L205 152L207 153H203L202 152V150L200 151V150H197V148L199 149L200 148V146L199 145H196ZM217 144V146L216 147H214L215 145ZM222 144V145H221ZM232 144V146L233 147H231L230 145ZM235 144H237L236 146H235ZM9 145V148L7 147ZM38 145H43V146H41V148L38 146ZM70 145V146H69ZM74 145H75V147H74ZM87 145V146H86ZM100 145V146H99ZM123 145V144H122ZM127 144H125V146H126ZM186 145V149L185 148H183L182 147V150H181V146H185ZM192 145H193V147H192ZM194 145H196V146H194ZM221 145V146H224V147H221L220 146V148H218L219 146ZM33 146L35 147L34 149H33ZM44 146H47L48 148L46 149V147H45V149H43L44 148ZM84 146V147H83ZM99 146V147H98ZM175 146V147H174ZM206 146V147H205ZM208 146V147H207ZM235 146V147H234ZM240 146H241V144H240ZM255 148H258L259 147V149H253L254 147ZM2 146L0 145V148H1ZM13 147V146H12ZM11 147V148H12ZM52 147V148H51ZM98 147V148H97ZM109 147L111 148V151H112V154H111V151H109V152H107L108 150L107 149H109ZM122 147V146H121ZM128 147V146H127ZM145 147L148 149V150H146L145 149ZM152 147H153V145H152ZM177 147H178V150L179 151H177ZM190 147H191V152L188 150V149H190ZM263 147V148H262ZM8 148V149H7ZM13 148H16L15 146L13 147ZM61 149V150H59V149ZM83 148L85 149V150H87V151H83ZM90 148H91V150H90ZM92 148H93V151H92ZM121 152H124V154L123 155H126V154H128V152H129V154L131 153L130 151H132V153L131 154H133L134 153V151H136V153L135 154H133V160L135 159V161L137 162V163H139V164H141L142 163V165H137V167H141V166H144V167H141V168H139V169H141V171L144 169V173H143V176H142V172L141 171H139L138 172V168L136 169L135 168V166L132 168V171L135 169V172H136V170H137V172L136 173H134V172H132V171H130L131 169H129V167H128V171H127V168H125L124 169V166L122 167V169H121V167H119L120 166V164H122V161H124V160H122V158H120L119 157V154L121 155V153L119 152V154H118V152H117V149ZM126 148V147H125ZM154 148V147H153ZM161 148V149H162ZM173 148H175L174 150L175 151H173ZM206 148V149H205ZM209 148V149H208ZM216 148V149H215ZM218 148V149H217ZM229 148V149H228ZM239 150H238V149ZM244 148V149H243ZM262 148V149H261ZM3 149V148H2ZM21 149V148H20ZM99 149V150H98ZM100 149H102L101 151H100ZM139 149V148H138ZM160 149V150H161ZM201 149V148H200ZM231 149H233V150H231ZM237 149V150H236ZM242 149V150H241ZM6 150H8L7 151V154L9 155V156H7V155H5V153H6ZM42 150V151H41ZM44 150H45V152H46V150H47V152H46V155L44 154ZM52 150V151H51ZM60 151V155L58 154V155H56L55 156V154H56V152L55 151ZM97 150H98V152H97ZM104 150H105V152H104ZM110 150V149H109ZM126 151V153H125V151ZM181 150V151H180ZM197 150V151H196ZM209 150H210V154H209ZM214 150V152L215 153H213L212 151ZM251 150V151H250ZM253 150V151H252ZM0 151H1V149H0ZM57 151V152H58ZM69 151V152H68ZM70 151H71V154H70ZM92 151V152H91ZM114 151H116V153H113ZM150 151V152H149ZM194 151H196V152H194ZM198 151H200L199 152V154L200 153H202V155H203V157L201 158L199 155H198ZM230 151H232L233 153H231ZM237 153H236V152ZM241 151V152H240ZM242 151H244L243 153H242ZM248 151V152H247ZM61 152H63L64 153V155H63V153L61 154ZM75 152V153H74ZM82 152H85L86 154H82ZM102 152H104V153H102ZM141 152V151H140ZM211 152L213 153L212 154V156L211 157H209L208 155H211ZM231 154H230V153ZM240 154H239V153ZM245 152H247V153H245ZM254 153L252 156H254L255 154V156H254V158H253V160H248V158H250V157H247V155H251V154H249V153ZM258 152H263L262 154H258L257 155V153ZM28 153V154H27ZM29 153H30V155H29ZM49 153H51V154H49ZM65 153H67L68 154V156H67V154H65ZM72 153H74V155L72 154ZM92 153L93 154H96V155H99V153H100V155L99 156H95L94 157V155H92ZM109 153L111 154V155H109ZM153 153V152H152ZM158 153H159V155H161V154H165L166 153V155H167V153H169L168 154V156H166L165 155V158H164V156L161 158V160L163 161H161L160 163L158 162V161H160V157L158 156ZM193 153H196V154H193ZM245 153V155L243 156V154ZM11 154V155H10ZM49 154V155H48ZM106 154L108 155V157H110L109 159H108V157L106 156ZM130 154V155H131ZM217 154V155H216ZM227 154H229V157L231 156V158L233 159V157H234V159H235V161L236 160H238V161H236V162H238V163H236L235 161V164L237 165H239V167L238 168H240V169H238V171H237V168H231L232 170L231 171H229V169L226 167V168H223L225 165H223V163H225V164H227L226 162H228V161H230V158L229 157H226L225 158V156H227ZM236 154V155H235ZM241 156H239V155ZM15 155V156H14ZM28 157H27V156ZM31 155H33V156H31ZM37 155V156H36ZM41 155V158L39 157ZM64 157H66L67 156V159H66V161L67 162H65L66 164H64V167H63V170H62V168H60V167H62V162H64V160H65V157L64 158H62V156ZM116 157H115V156ZM122 155V156H123ZM172 155V156H171ZM197 155H198V159H197ZM201 155V154H200ZM216 155V156H215ZM239 156V157H236V156ZM7 156V157H6ZM25 156V157H24ZM35 156H36V161H35V163H37L38 164V162H39V166L37 165V164H35L37 167V172H36V168L34 169V164L31 166V163L29 162V160H31V162H33L32 160H34L33 158H35ZM45 158H44V157ZM58 156L60 157V158H62V159H56L55 160V162H54V160L52 161V158L54 159V158H58ZM101 156V157H100ZM129 155H126L125 157L127 158V160L126 161H128L129 162V157H128ZM156 156V157H155ZM196 156V157H195ZM204 156H206V157H204ZM218 156V157H217ZM223 156V157H222ZM259 158H258V157ZM261 156V157H260ZM9 157V158H8ZM13 157V158H12ZM16 157V158H15ZM32 157V158H31ZM94 157V158H93ZM97 157H98V159H97ZM104 159V157L105 158H107V159H104V161H101V159ZM115 157V158H114ZM119 157V158H118ZM131 158L130 159H132V155L130 156ZM159 157V158H158ZM168 157V158H167ZM171 157H173L172 158V160H173V162L172 163H174V164H172V163H170L172 160H171ZM219 157H220V160L218 161V159H219ZM1 158V159H2ZM14 158H15V160H14ZM43 158H44V164L45 165H43V162H41V161H43ZM68 158H69V160H68ZM88 158V159H87ZM92 158V161L90 160ZM117 158L119 159V161L120 160H122L121 161V163L119 164V166H118V164H115L118 160H117ZM157 158H158V161H157ZM166 158L167 159H169V161L168 160H166ZM201 158V159H200ZM208 158V159H207ZM211 158L212 159H215V158H217V159H215V162L212 160V162H211ZM221 158L222 159H224L225 158V160H226V162H225V160H221ZM228 158H229V160H228ZM239 158V159H238ZM241 158H244V159H241ZM252 158V157H251ZM17 159V160H16ZM47 159L49 160V163L47 162ZM64 159V160H63ZM115 159H116V161H115ZM124 159V158H123ZM200 159V161H198ZM231 159V161H230V163H234V162H232L233 160ZM241 159V160H240ZM260 159V160H259ZM61 160V161H60ZM89 160H90V162H91V164L89 163ZM94 160V161H93ZM98 160V161H97ZM100 160V161H99ZM107 160V161H106ZM114 160V161H113ZM166 160V161H165ZM205 160H207V161H205ZM209 160V161H208ZM228 160V161H227ZM254 160H256V161H254ZM258 160V161H257ZM262 160V161H261ZM56 161L58 162V163H56ZM60 161V162H59ZM73 161V162H72ZM110 163H109V162ZM250 161V162H249ZM51 162H52V164H51ZM77 162V163H76ZM82 164H81V163ZM99 162H101V165H102V169H101V165L99 164L98 165V163ZM104 162V164H102ZM111 162H113V163H111ZM146 162V163H145ZM158 163V166L155 164V163ZM165 162H167V163H165ZM176 162V163H175ZM183 162V163H182ZM189 163V164H191V163H194L195 164V166H197L198 165V167H196V168H194L195 166H194V164L193 165H189V164H187V163ZM205 162V163H204ZM206 162H208V164H206ZM211 162V163H210ZM240 162V163H239ZM249 162V163H248ZM251 162H253V163H251ZM256 162H259L260 164H256L255 165V163ZM47 163V164H46ZM54 163V164H53ZM60 163V164H59ZM69 163H70V165H71V167H70V165H69ZM73 163H76V164H73ZM94 163V164H93ZM132 163V161H130V164ZM135 163V162H134ZM143 163H144V165H143ZM196 163H197V165H196ZM201 165H199V164ZM262 163V164H261ZM15 164V165H14ZM16 164L19 166L20 165V167L18 168V166H16ZM80 164V165H79ZM87 164H89V165H87ZM112 164V165H111ZM129 164V165H130ZM150 164H154L153 166H156V169H158V176L159 175H166L167 177H168V175H169V178H170V176H171V174H173L174 175V179H173V175H172V177L168 180V181H166V182H163V183H159L160 184V187H161V189H159L160 187L159 186H156V185H158V180L157 179H161V180H163L164 179V177L165 176H163V177H159V178H157V173H154V172H156L157 170L156 169H153V170H151L152 168V166L150 165ZM167 164V165H166ZM170 164H172L173 166H171ZM252 164V165H251ZM14 165V166H13ZM27 165V166H26ZM48 166V167H50V169H48V167H45V166ZM52 165H53V167H52ZM69 165V166H68ZM77 166L76 168H75V166ZM80 166V168H79V166ZM87 165V166H86ZM134 165V164H133ZM148 167H147V166ZM169 165H170V168H168V170L170 169V170H172V169H175L176 170V168L178 167V168H180L181 170H180V172L183 174V177H182V174L180 173V177H179V174H177L178 176H175V172L177 171V170H179V169H177L176 171L174 170V172H173V170L172 171H170V174H169V171L168 170H166V166H168L169 167ZM186 165V166H185ZM213 165V166H212ZM228 165V164H227ZM257 165L259 166V168H257ZM4 166V167H3ZM24 166V167H23ZM43 166V167H42ZM59 166V167H58ZM90 166V167H89ZM128 166V165H127ZM126 166V167H127ZM150 166V167H149ZM175 166H177V167H175ZM184 166H185V168H184ZM193 166V167H192ZM207 166H210L209 168H214V169H216V170H219V172H221L222 174L224 173V174H226L225 172H227L228 174L229 173H231V174H229L230 175V177H231V179H232V176L231 175H233L234 173H235V171H236V173L234 174V175H238L239 174V179L237 178L233 183H234V186H237V183L239 184L240 183V185H243V187L244 188H246V189H244L242 186H240L239 185V188H240V190H237L238 188L237 187H232L231 188V186H230V190H232V192L230 193L229 192V186L227 185V183L225 184L224 183V181L222 180V183L224 184V186H220V184L221 183H219V181H216L217 180V176L215 177V175H212L214 172H215V170H213V172L212 173H209L210 175H212L210 178H212L211 180H210V178H206L205 177V175H206V173L203 175V173L205 172V171H207V172H211V169L209 170V168H206ZM232 165H230V167H231ZM234 166V165H233ZM256 166V167H255ZM5 167H10V168H5ZM15 167H17V168H15ZM27 169H26V168ZM33 167V168H32ZM41 167V170H44V171H40L39 170V168ZM45 167V168H44ZM82 167H84V170H83V168ZM93 167V168H92ZM95 167V168H94ZM117 167H119V169H117ZM172 167H174V168H172ZM186 167H188V168H186ZM199 167H200V169H199ZM234 167H236V166H234ZM255 167V168H254ZM6 169V172H4L5 171V169ZM46 168L48 169V170H46ZM53 168V169H52ZM69 168H72V170H70ZM75 170H74V169ZM99 168V169H98ZM146 168V169H145ZM148 168V169H147ZM161 168V169H160ZM184 168V169H183ZM191 168H194V169H192L191 171H189ZM203 168L205 169V170H203ZM252 168V169H251ZM254 168V169H253ZM261 168V169H260ZM52 169V170H51ZM55 169V170H54ZM59 170V172H58V170ZM78 169V170H77ZM91 169V170H90ZM98 169V171L99 172H97L96 170ZM103 169H105V170H103ZM150 169V170H149ZM160 169V170H159ZM183 169V170H182ZM189 169V170H188ZM199 169V170H198ZM224 169V170H223ZM235 169V170H234ZM29 170H31L32 171V173H34V175L35 174H37L38 172H40V175L39 174H37V175H39V177H43L42 178V180H43V182H46V184L45 183H43V186H42V180L41 181H36V184L35 183H32V182H30V180H32V179H30V177L28 176V173L30 174L31 172H27V171H29ZM35 170V171H34ZM50 170V171H49ZM62 170V171H61ZM83 170V171H82ZM120 170V171H119ZM127 172H125V171ZM145 170H146V172H145ZM162 170V171H161ZM184 170L187 172L186 174H185V172H184ZM209 170V171H208ZM239 170H241V171H239ZM8 171V172H7ZM26 171V172H25ZM46 171V172H45ZM52 171V172H51ZM53 171H55V173L53 172ZM72 171H76V172H72ZM77 171H79V172H77ZM102 171V172H101ZM129 171H130V173H129ZM148 171H149V173H151L152 171H154L153 173L155 174V176L156 177H151L152 176V174H151V176H150V174H148V176L149 177H146L147 179L146 180H143L142 178H140L139 177V175L140 176H142V177H145V174H147L148 173ZM151 171V172H150ZM223 171H225V172H223ZM263 171V172H262ZM13 172V173H12ZM22 172H24V173H22ZM44 172H45V174L48 172V174L47 175H50V176H52L51 178L50 177H47V176H45V174H44ZM50 172V173H49ZM58 172V173H57ZM82 172V173H81ZM104 172V175L106 176H102V174H100V173H103ZM117 172H120L119 173V176H118V173ZM168 172V173H167ZM178 173H179V171H177ZM176 172V173H177ZM188 172L190 173V175L188 174ZM217 172V171H216ZM234 172V173H233ZM53 173V174H52ZM97 173V174H96ZM113 173H114V175H113ZM123 173H125V174H123ZM131 173H133V174H131ZM137 173H139V175L137 174ZM167 173V174H166ZM193 173V174H192ZM200 173H202L201 175H200ZM243 173V174H245V175H241V174ZM42 174V175H41ZM44 174V175H43ZM59 174V175H58ZM69 174H70V176H69ZM78 174V177H76V175ZM80 174V175H79ZM86 174V175H85ZM98 174H100V176L98 175ZM129 174V175H128ZM135 174V175H134ZM153 174V175H154ZM185 174V175H184ZM36 175V176H37ZM55 175H57L56 176V178H54L55 177ZM63 175H65V176H63ZM128 175V176H127ZM138 175V176H137ZM219 175H220V173H219ZM262 175V176H261ZM23 176L24 177H26V176H28L29 177V181H28V183L29 184H32L31 186H33L34 184L35 185H38V187L37 188H42V189H40L41 190V192H42V190L44 191V189L43 188H46V186L48 185L47 183H49L50 184V182H52V185L50 184L49 186H51L52 188H54L55 186H56V180H58L57 181V185L60 183V179H61V181H63V185H58L57 187H59V189H61L60 187H63L62 188V193H64V190L65 191H67L68 190V192L70 193H67V192H65L66 193V196L68 197V194H69V199L68 200H70V203H71V205L72 206H74V207H72V206H69V207H66L65 208V206L68 204V203H66V205H63L64 204V196H63V198H61L59 195V193H58V191L57 192H55L54 194L52 193V192H54L55 190H53V189H49V191L48 192H50V193H46V192H44V194H43V192L41 193V194H39V193H37L36 192V194H38L39 196H41L40 198L38 197V199L37 200H33V206H32V204L29 202V200L30 199H32V197L34 198V196L36 197V194L33 196V192H35V191H33L32 192V195L30 194V192L28 193V191L26 190L27 188L26 187H23V186H21V184L23 185H25V186H27L26 185V181H27V179H28V177H26V178H24L25 179V181L22 179L23 178ZM60 176L61 177H63V178H60ZM96 176V177H95ZM112 176H113V178H112ZM125 176H126V178H125ZM199 176V177H198ZM227 176V175H226ZM242 176V177H241ZM246 176V177H245ZM247 176H249L248 177V179H247ZM8 177L10 178L9 180H8ZM22 177V178H21ZM38 177V176H37ZM36 177V178H37ZM48 178V180L49 181H47L46 180V178ZM107 177H108V179H107ZM177 177V178H176ZM179 177V178H178ZM182 177V178H181ZM189 177V178H188ZM190 177H191V180H190ZM209 177V176H208ZM238 177V176H237ZM31 178H32V176H31ZM58 178V179H57ZM76 178V179H75ZM94 178V179H93ZM96 178V179H95ZM104 180H103V179ZM114 178H116V180L114 179ZM120 179V181H119V179ZM121 178L123 179V180H121ZM125 178V179H124ZM128 178V179H127ZM154 178V179H153ZM176 178V179H175ZM185 178H187V179H185ZM216 178V179H215ZM222 177H220V179H221ZM240 178H242V179H240ZM252 178V179H251ZM19 179V188H21V187H23V188H25L24 190H26L25 192L22 190V188L20 189V190H18V186L17 185H15L14 183H16L17 182V180ZM35 179V178H34ZM33 179V180H34ZM81 180V181H79V180ZM114 179V180H113ZM130 180V179H132V180H130V181H127V180ZM141 181H140V180ZM145 179V178H144ZM165 179H167L166 177H165ZM180 179H181V181H180ZM204 180L203 181V183L200 181V183L198 184V185H196L198 182H199V180ZM207 179V180H206ZM228 179V178H227ZM245 179V180H244ZM23 180V181H22ZM32 180V181H33ZM36 180V179H35ZM34 180V181H35ZM37 180H39V179H37ZM99 180V181H98ZM102 180V181H101ZM109 181V180H111V181H109L108 183H106V181ZM117 180H118V182H117ZM134 180V181H133ZM154 180V181H153ZM161 180H159V182L161 181ZM171 180H173V181H171ZM189 180V181H188ZM209 180V183L208 182H206V181H208ZM229 180H230V178H229ZM250 180V181H249ZM251 180H253V181H251ZM254 180H256V182L254 181ZM13 181H15V182H13ZM33 181V182H34ZM55 181V183H54V185H53V182ZM66 181V182H65ZM85 181H86V183H85ZM90 181V182H89ZM105 181V182H104ZM113 181V182H112ZM143 181V182H142ZM145 181H146V183H145ZM164 181V180H163ZM172 182V184L171 183H169L165 188H164V186L167 184V182ZM187 181V182H186ZM191 181V182H190ZM193 181V182H192ZM195 181V182H194ZM197 181V182H196ZM216 181V182H215ZM221 181V180H220ZM239 181V182H238ZM21 182V183H20ZM23 182V183H22ZM25 182V183H24ZM38 182H40V184H38ZM59 182V183H58ZM68 182H69V184H68ZM78 182H80V183H78ZM82 182H84L85 184H88V186H86L87 188L89 187V185L91 184L92 186V189L90 190L89 188V190L87 191V193H88V195H87V197H88V199H89V197H92V200H97V201H99L98 203L99 204H101L102 206H104V204H105V208H107L108 210H106V213L104 212V211H100V216H102V218L101 217H99V212H98V209L100 210V208L103 210L104 209V207H101V205L99 206L100 208H98L97 209V214L96 215H94V212L92 213V216L94 215L95 216V218L96 219H94L93 217H90L91 218V220H92V218H93V220L92 221H90L89 220V217H87L88 219H86V220H84L85 222L82 224V222H80V219L82 218H80L79 219V221H78V219H76L75 220V218H78V217H76V216H78V215H80V214H78L85 206L84 205H86L87 204V202H86V204H84L83 206H81V202L82 201H80L81 200V198H82V195L84 196V197H86L85 196V193H83V192H81L82 191V187L81 186H79V184L81 185V183ZM94 183V184H92V183ZM115 182H117V184L118 185H116V183ZM121 182V183H120ZM127 182V183H126ZM134 182V183H133ZM155 182H157V183H155ZM162 182V181H161ZM175 182V183H174ZM211 182V183H210ZM237 182V183H236ZM9 183H11V184H9ZM27 183V184H28ZM111 183V184H110ZM114 184V186H112L113 184ZM136 183V184H135ZM138 183H139V185H138ZM147 184L148 186H150L149 188L151 189L152 187L151 186H153L154 188H158L159 190H160V192L162 191L163 193L164 192H166V190L165 191H163L164 189H166L167 188V192L165 193V194H167V195H170V196H173V198H174V196H175V194L173 195V193L172 192H174V193H178V195H182L183 197H185L184 199H186L185 200V203L183 202L184 201V199H183V201H182V199L181 198H183L182 196H180L179 198V200L178 201H176L175 202V200L177 199H175V200H172L173 202H174V204L172 203V201L171 200H169V199H167L168 201H169V204H167V206H166V200H164L165 199V197H163L164 199V201H162V196L160 195V197H161V200H159V198H158V196L157 195H155V193H156V190L154 189V188H152L151 190H149V188L147 189L148 191H146V189H144V190H141L142 188H144V187H148L147 185L145 186L144 185V187H140V185L141 184ZM155 183V184H154ZM180 185H179V184ZM191 183V184H190ZM194 183H196V184H194ZM202 183V184H201ZM215 183H217V184H215ZM236 183V184H235ZM8 184L10 185V186H8ZM61 184H62V182H61ZM122 184H123V186H122ZM142 184V185H143ZM150 184H152V185H150ZM182 184H184L183 186H184V189H183V191L182 190H180L179 189V191L177 190V188L179 187V186H182ZM185 184H186V186H185ZM195 185V187H199V188H196L195 189V187L193 186V185ZM205 184L206 185H208V184H210V186L208 185V186H205ZM248 184V185H247ZM262 184V185H261ZM13 185H15L16 187H17V189L15 188V186H14V189H16V191H19L18 193L20 194V196H21V194H23V192H24V194L21 196V197H23L25 200L24 201H26V198H27V200H28V202L26 201L25 203L27 204H30L31 205V207L30 206H27V208L25 207L26 205H24L25 203H23V200H22V198H19L20 196H15V194H16V192H15V190L13 189ZM34 185V186H35ZM68 185V186H67ZM130 185V186H129ZM173 186L172 188L170 187V189H173V188H175V190H170V189H168L169 187L168 186ZM175 185H177L176 187H175ZM215 185H217V186H215ZM219 185V186H218ZM5 186V187H4ZM33 186V187H34ZM42 186V187H41ZM45 186V187H44ZM66 186V187H65ZM119 186H121L122 187V189H121V187H119ZM182 186V187H183ZM188 186V188H189V186H190V188L188 189V188H185V187H187ZM202 186H204L205 188H203ZM228 186V188H227V193L229 192L230 194H228L227 195V193L226 192H224L223 191V189L222 188H224V187H227ZM246 186V187H245ZM29 187H30V185H29ZM33 187H31V188H29L30 190L31 189H33ZM79 187H81V188H79ZM84 187H85V185H84ZM85 187V188H86ZM137 187V188H136ZM138 187H140V188H138ZM163 187V188H162ZM193 187V188H192ZM206 187H207V190H206ZM254 187V188H253ZM262 187V188H261ZM4 188H6V189H4ZM11 188H12V190H13V193L14 194H12V196L10 195V194H6V191H10L11 190ZM35 188V187H34ZM48 188V187H47ZM47 188L45 189V191H47ZM67 188V189H66ZM85 188H83V191L85 192ZM120 190H119V189ZM181 188V187H180ZM219 188V189H218ZM237 188V189H236ZM241 188H243V189H241ZM253 188V189H252ZM2 189V190H1ZM28 189V190H29ZM55 189H57V188H55ZM59 189H57V190H59ZM64 189V190H63ZM81 189V190H80ZM85 189V190H84ZM131 189H133V190H131ZM137 189V190H136ZM163 189V190H162ZM182 189V188H181ZM190 189L192 190H195V191H190ZM198 189V190H197ZM215 190V191H212V190ZM221 189H222V191H221ZM225 189V188H224ZM234 189H236V190H234ZM248 189H249V191H248ZM250 189H251V191H250ZM11 190V191H12ZM29 190V191H30ZM36 191H37V189H35ZM52 190V191H51ZM71 190V191H70ZM116 190V191H115ZM169 190V191H168ZM205 190L206 191H208L209 193H204L205 192ZM219 190V191H218ZM234 190V191H233ZM247 191V193L245 192V191ZM253 190V191H252ZM32 191V190H31ZM39 191V190H38ZM61 191V190H60ZM94 193V194H92V196L90 195L92 192ZM97 191H99V192H97ZM124 191V192H123ZM126 191V192H125ZM143 191H146V192H148V193H146V192H144L145 194H147L146 195V197L149 195V196H152L153 194L155 195V196H152V197H148V198H151L150 200H151V202L153 203L154 202V204H152L151 202H150V200L147 202V201H145V200H143V199H148V198H146L144 195V193H143ZM155 191V192H154ZM171 191V192H170ZM180 191H182V193L180 192ZM217 191V192H216ZM221 191V192H220ZM239 191V192H238ZM40 192V191H39ZM95 192H97V193H95ZM102 192V193H101ZM104 192V193H103ZM153 192V193H152ZM157 192H158V190H157ZM168 192H170L169 194H168ZM180 192V193H179ZM187 192V193H186ZM192 192V193H191ZM200 192L203 194L204 193V197H202V199H203V201H202V199H200L201 197L200 196H203L202 194L200 195ZM215 192V193H214ZM242 192H244V193H242ZM251 192H253V194L251 193ZM257 192H255V193H257ZM7 193H9V192H7ZM26 193H27V195H26ZM45 193H46V195H45ZM59 194V195H57V194ZM61 193V192H60ZM74 193V194H73ZM81 193V194H80ZM110 193H112L111 195H110ZM142 193V194H141ZM159 193V192H158ZM162 193V194H163ZM177 193H176V195H177ZM194 193V194H193ZM242 193V195H243V197H242V195H241V197L239 198V195ZM29 194V195H28ZM49 194V195H48ZM123 194V195H122ZM165 194H164V196H165ZM184 194V195H183ZM190 194V195H189ZM191 194H193V196H191ZM206 194H208L209 196H207ZM210 194L211 195H213V196H210ZM237 194V195H236ZM252 196H251V195ZM259 194V193H258ZM7 195V196H6ZM14 195V196H13ZM18 195V194H17ZM37 195V196H38ZM42 195H44L45 197L46 196H49V197H47V199H45V197H43V200H42ZM57 195V196H56ZM62 195H64V194H61V196ZM73 195V196H72ZM166 195V196H167ZM196 195V196H195ZM231 195H232V198H236V196H237V200H239V202L234 198V199H232V198H230L231 197ZM250 195V196H249ZM253 195H254V197L255 198H253ZM9 196H11L10 198H15V202H14V200H10V198L8 199V197ZM25 196H31L30 197V199H29V197H25ZM51 196H52V198L53 199H55V203H57V204H55L54 202H53V199L51 198ZM58 196H59V198H58ZM65 196V197H66ZM125 196H127V197H125ZM129 196V197H128ZM142 196H144V197H142ZM157 196V197H156ZM227 196V197H226ZM245 196V197H244ZM247 196H249V197H247ZM256 196L258 197L257 198V200L259 199V198H261V199H259L258 201H255V199H256ZM18 197V198H17ZM58 198V200H57V198ZM95 199H94V198ZM98 197H99V199H98ZM153 197H155L156 199H154ZM176 197V196H175ZM193 197V198H192ZM206 197V198H205ZM210 198V200H208L209 198ZM229 197V198H228ZM50 198V199H49ZM61 198V199H60ZM80 198V199H79ZM109 198V199H108ZM170 199H171V197H169ZM190 198H192V199H190ZM196 198V199H195ZM250 198V199H249ZM19 199V200H18ZM44 199H45V201L46 200H48L51 204H50V206L48 205L49 203H48V201L47 202H45L44 201ZM77 199H79V200H77ZM244 199H247V200H245L244 201ZM12 201V202H10V201ZM18 200V201H17ZM22 200V201H21ZM39 200V201H38ZM52 202H51V201ZM65 200H67V199H65ZM75 200H77V202H75ZM84 200H86V199H84ZM83 200V201H84ZM96 200L94 201V203L97 205V203H96ZM154 200H156V201H154ZM208 200V202H207V205L208 206H206V201ZM213 200V201H212ZM220 200V201H219ZM234 200H236V202L238 203V204H240V202H245V204L244 203H242V205L240 204L239 206L241 207V208H243V211L242 210H240V211H242V212H240L239 211V209L238 208H240L239 206H237L238 204L235 202L234 204H231V202L233 203V201ZM9 201V202H8ZM21 201V202H20ZM30 201H32V200H30ZM34 201H37V204H35L34 205ZM41 201L43 202L44 201V203H46V205L48 206V207H46L45 208V210H42L43 212H45V213H43V215L42 216H44V217H46V220L47 221H49V219L51 218V220H50V222L49 223H51V224H49V223H47V225L48 226H50L51 225V227H48V228H51V229H46L47 227H44V225L43 224H46L45 222L44 223H40V225H41V227L44 229V231L42 230V228H39L40 226H39V224L37 225H32V223H31V225H29L30 223H28L29 221H30V219H31V216H30V218H28V214L30 213V212H35V209H34V211H32L33 210V208H36V206H37V208L38 207H40V206H42V204H40V206H38V204L39 203H41ZM60 201H62V203L60 202ZM87 201V200H86ZM141 201L142 202H147V204L146 203H144V204H146L145 205V208H140L139 206V204L141 203ZM160 201V202H159ZM186 201H188V202H186ZM217 201V202H216ZM247 201V202H246ZM17 202V203H16ZM19 202V203H18ZM73 202V203H72ZM150 202V203H149ZM161 202H163V203H161ZM165 202V203H164ZM171 202V203H170ZM198 202H199V204H198ZM201 202V203H200ZM202 202L205 204H203L202 205ZM227 202V203H226ZM256 202H257V204H256ZM8 203H9V206H8ZM14 204V203H16L17 205L19 204L20 205V203H22V205L23 206H21V207H24V208H26L25 210H27V212L24 210V208L23 209H21V210H23L25 213H27V214H25L24 212H22V214L24 213L25 214V217H22V219L23 218H26V219H24V220H22L21 221V223H20V221L19 222H17V220H20L21 219V217H19V214H20V211L18 212V213H16L13 209H15V208H12V206L13 207H16L17 208V206H15V205H10V204ZM61 204L60 206H59V204ZM69 203V204H70ZM77 203V204H76ZM80 203V204H79ZM92 203V202H91ZM90 203V204H91ZM163 205V206H161V204ZM168 203V202H167ZM126 204V205H125ZM128 204V205H127ZM142 204V203H141ZM173 205V207H172V205ZM211 204V205H210ZM262 204V205H261ZM5 205V206H4ZM45 205V204H44ZM89 205V204H88ZM93 205V204H92ZM96 205H94V206H96ZM129 205H130V207H129ZM139 205V206H138ZM143 205V204H142ZM141 205V206H142ZM149 205V206H148ZM154 205V206H153ZM161 207H160V206ZM168 205H171V206H168ZM185 205V206H184ZM214 205V206H213ZM230 205L232 206V207H237V209H238V211H239V213L237 214L236 213V211L234 210V208H232V207H230ZM233 205H235V206H233ZM251 205V206H250ZM258 205H261V206H259V207H257ZM6 206H8V207H11L10 209H8V207H6ZM54 206V207H53ZM127 206V207H126ZM146 206H147V208H149L150 207V209H149V212H148V215L147 214H145L146 213V211H148V209L146 208ZM165 206H166V209H168V211L170 210V208H168V207H171V208H173L175 211H173V209H171V214L172 215H170V211H169V213L167 212H165V211H167L166 209H165ZM210 206V207H209ZM6 207V208H5ZM50 207H53L56 211H58V214H56L57 212L56 211H54V213L56 214H54L53 213V209L52 210H50L51 208ZM56 207V208H55ZM88 206H86V208H87ZM109 207V208H108ZM136 207V208H135ZM138 207V208H137ZM143 207H144V205H143ZM151 207L153 208V209H151ZM220 207V208H219ZM254 207H255V210H253L254 209ZM58 208H60V209H58ZM66 209V211H67V213H66V211H65V209ZM67 208H69L68 210H67ZM83 209L84 210V212H86L85 210H87L88 211V209ZM91 208H94V207H91ZM120 210V212H121V210H123V212H121V213H116L117 212V210ZM125 208H127L126 210H124ZM155 208V209H154ZM164 208V209H163ZM198 208V209H197ZM201 208H203V209H201ZM207 208V209H206ZM211 208V209H210ZM217 210H216V209ZM230 208V209H229ZM245 208V209H244ZM251 208V209H250ZM256 208L258 209H260V210H257L260 214H261V216H262V219L261 218H258V217H260V214L259 213H257L256 212ZM2 209V210H1ZM7 209V210H6ZM32 209V210H31ZM40 209H42V208H40ZM39 209V210H40ZM58 209V210H57ZM63 209V210H62ZM116 211H115V210ZM139 209H141V211L139 210ZM147 209V210H146ZM160 209H162V210H160ZM183 209V210H182ZM236 209V208H235ZM236 209V210H237ZM5 210H6V214L4 213L5 212ZM16 210V209H15ZM18 210H19V208H18ZM17 210V211H18ZM37 210V209H36ZM48 210V211H47ZM59 210H62V211H59ZM90 210V209H89ZM94 210H95V208H94ZM105 210V209H104ZM146 210V211H145ZM152 210V211H151ZM164 210V211H163ZM200 210V211H199ZM208 210V211H207ZM210 210V211H209ZM211 210H213V211H211ZM219 210V211H218ZM249 210V211H248ZM3 211V212H2ZM10 213H9V212ZM38 211V210H37ZM52 211V212H51ZM64 211V212H63ZM91 211V210H90ZM90 211H89V213H90ZM93 211V210H92ZM114 211V212H113ZM144 211H145V213H144ZM154 211V212H153ZM160 211H163V212H161L160 213ZM182 211V212H181ZM197 211H199V212H201V213H203V214H201L200 216H199V212H197ZM226 211V212H225ZM235 211V212H234ZM253 211H255V212H253ZM262 211V212H261ZM14 212H15V214H18L17 216L19 217H15V214H14ZM40 212V211H39ZM48 212H49V215H50V218H48L49 217V215H48ZM61 212V213H60ZM62 212H63V214H62ZM68 212H72L71 213V216H70V213H68ZM105 214H104V213ZM112 212H113V215H112ZM127 212V213H128ZM157 214H159L156 218H155V216H156V213ZM175 212H177L176 214V216H175ZM196 212V213H195ZM209 212H211V214H213V215H215L214 216V219H212L213 220V222H215V223H213V222H210V218L208 217V216H210L209 214ZM215 212V213H214ZM220 212V213H219ZM4 213V214H3ZM14 214V216H13V218H12V221L11 222H13L14 220V226H15V223H16V226L15 227H12L13 226V223H7L6 222V219L5 218H7V215H8V217L9 218H11V216ZM47 213V215L45 216V214ZM51 213V214H50ZM108 213V214H107ZM141 213V214H140ZM163 213H164V217H162V215H163ZM179 213V214H178ZM181 213H186V215L188 216H184V214H182L181 215ZM197 213H198V215H197ZM207 213H209L208 215H207ZM218 213V214H217ZM233 213V214H232ZM236 213V214H235ZM257 213V214H256ZM22 214H20V216L22 215ZM35 214H36V212H35ZM74 214V215H73ZM82 214H83V212H82ZM80 215V216H83V215ZM85 214V213H84ZM111 214V215H110ZM123 215L122 216V219H121V216L120 215ZM140 214V215H139ZM149 214H151V215H149ZM165 214H168L169 216H165ZM235 214V215H234ZM30 215H32L33 217H34V215L31 213ZM40 215V214H39ZM52 215V216H51ZM65 215V217H63ZM86 215H90V214H88V212H87V214ZM86 215H84V216H86ZM130 215V214H129ZM179 215H181V218H180V216ZM217 215H219V216H217ZM239 215V216H238ZM257 215H259V216H257ZM3 216L5 217L4 218V220L2 219L3 218ZM24 216V215H23ZM36 216H37V214H36ZM54 216V217H53ZM63 217V218H60V217ZM124 216H125V218H124ZM171 216H175L174 217V219L171 217ZM254 218H253V217ZM32 217V218H33ZM39 217H41V216H39ZM159 217V218H158ZM161 217L162 218H165V220H162L161 219ZM166 217H169L170 218V220H168V218H166ZM176 217H178L179 218V220H178V222L179 223H177V221H176ZM185 217V218H184ZM190 217V218H189ZM211 217L213 218V216L211 215ZM219 217V218H218ZM9 218H7V220H8V222L11 220V219H9ZM48 218V219H47ZM65 218V219H64ZM85 218V217H84ZM101 218V219H100ZM106 218V219H105ZM129 218H131V217H129ZM148 218V220H146ZM149 218H150V220H149ZM158 218V219H157ZM198 218H199V220H198ZM209 218V219H208ZM220 220H218V219ZM232 218V219H231ZM237 218V219H236ZM242 218V219H241ZM59 219V220H58ZM60 219H62V220H60ZM73 219V220H72ZM83 219V218H82ZM98 219V220H97ZM159 219H160V221L161 222H163V223H166V224H163L164 226L162 227V225H161V227H162V229H163V231H161L162 229H160L159 227H158V225H160V224H162L161 222H159ZM167 219V220H166ZM201 219H202V221H201ZM204 219V220H203ZM205 219H207V221H209L208 223H213V224H210L208 227L210 228L211 227V230L209 229H207L208 231H206V230H204V229H206V227H207V225L206 224H208L206 221H205ZM241 220L240 222H242V223H239V221H237V220ZM251 219V220H250ZM254 219L256 220V221H259V219L260 220H263V221H260V222H256V221H254ZM31 220H35V219H31ZM36 220H37V218H36ZM43 220H44V218H43ZM42 220V221H43ZM45 220V221H46ZM58 220V221H57ZM126 221V222H124V221ZM129 220H130V222H129ZM138 220V221H139ZM182 220H186L185 222L184 221H182ZM233 220V221H232ZM236 220V222L238 223H234V221ZM245 220V221H244ZM40 221H41V218H40ZM41 221V222H42ZM75 221V222H74ZM78 221V222H77ZM81 221H83V220H81ZM93 221H96L94 224H92L93 223ZM150 221V222H149ZM152 221V222H151ZM158 222V225H156V223ZM172 221V222H171ZM174 221H176V222H174ZM182 221V222H181ZM5 222V223H4ZM23 222H25V224L23 223ZM32 222V221H31ZM59 222V223H58ZM66 222V223H65ZM71 222V223H70ZM73 222V223H72ZM91 222V224H90V228L89 227H87L88 225H89V223ZM129 222V223H128ZM141 222V223H142ZM181 222V223H180ZM184 222V223H183ZM202 222H204V223H202ZM221 223V224H219V223ZM232 222V223H231ZM247 222H248V224H247ZM257 223V226L259 227V229H261L260 228V226L262 227V229L263 230H259L258 229V227H256L255 226V224L254 223ZM6 223L8 224V226L6 225ZM24 224L25 226H28V228L26 227L25 229H30V235H29V233L27 234V232H25V233H23V234H25L24 235V237L26 236V234L27 235H29L31 238L33 237V239H30V240H36L35 242H38V240L40 241V243L38 242V244H44L45 245V247H47V248H49L50 247V250H52L53 252L51 253V251H49V249H47V248H45L44 246V248L43 249H46V250H44V251H46L47 252V250H48V252H50L51 254L50 255H48V256H46L45 255V257H46V259H45V257L44 258H42V257H40V256H42L41 255V253H42V246L41 247H39L40 245H38L37 243V248L38 249H40L41 248V252H40V256H38V254L37 255H35V254H32V252H33V250H34V252L36 251V248H34L33 249V247L32 246H34V242H31V244L32 243H34L33 245H31L30 243H29V241H25V239H24V237L22 236V234H21V232L23 231V229H22V231L20 230V232H19V228H22V227H20L21 226V224ZM35 223H37L36 221H35ZM38 223H39V221H38ZM75 223V224H74ZM139 223V222H138ZM141 223H139V224H141ZM151 223V224H150ZM192 223V224H191ZM196 223V224H195ZM199 223V224H198ZM217 223V224H216ZM234 223V224H233ZM243 223H246L249 227H247V229H246V231L245 230H243V229H245V226H246V224H245V226L243 225ZM250 223V224H249ZM258 223H260V226H259V224ZM2 224V225H1ZM22 224V225H23ZM59 224H61V225H59ZM68 224V225H67ZM72 224V226H70ZM77 224H81L80 226L79 225H77ZM87 224V225H86ZM127 224H129V225H127ZM130 224H131V226H130ZM176 224V225H175ZM178 224V225H177ZM181 224H184V225H182L183 227H179V226H181ZM201 224H205L204 226H202ZM235 224L237 225V226H235ZM241 224H242V226H241ZM47 225H45V226H47ZM73 225H75V229H73L72 230V228H74V226ZM91 225H92V227H93V230H91ZM126 225H127V227H126ZM137 226V228H135L134 230H133V227L134 226ZM191 225V226H190ZM198 225H201V228L203 227V229H201L202 231H206V232H208V233H204V232H202V233H200V226L198 227ZM211 225H213V226H211ZM217 225V226H216ZM228 225V226H227ZM233 225V226H232ZM239 225V226H238ZM250 225H251V228H250ZM5 226H7V227H9V228H5ZM32 226V227H31ZM34 226V227H33ZM65 228H64V227ZM69 226V227H68ZM131 227V230H127V229H130V228H128V227ZM135 226V227H136ZM157 226V227H156ZM176 226H178V228L176 227ZM193 226H195V229H194V227ZM196 226L198 227V229H196ZM206 226V227H205ZM241 226V227H240ZM254 226V227H253ZM264 226V225H263ZM11 227L13 228V229H15V231L14 232H16L17 230V232L15 233V234H17V235H14L13 234V229H11ZM37 227H38V232H39V229H40V231L41 232H39V234H38V232H37ZM60 227H63L62 229L60 228ZM78 227H80V228H78ZM86 227L88 228V229H90V231H89V234L87 233V229H86ZM100 227V228H99ZM127 229H126V228ZM158 228V229H156V228ZM176 227V228H175ZM188 227V228H187ZM225 227V228H224ZM227 227H229V230H227L228 228ZM236 227H240L239 229H241V228H243V229H241L242 231H244V233L242 232V231H240V230H235V228ZM255 227L257 228V229H255ZM4 228H5V230H4ZM17 228V229H16ZM33 228V229H32ZM36 228V229H35ZM67 228H69V229H67ZM153 228L157 231H152L153 230ZM166 228H168V229H166ZM170 228V229H169ZM185 228H186V230L188 231V233L186 232V230H185ZM231 228H234L233 230L235 231L233 234L235 235V236H232L233 237V239H232V237H229V236H231V235H229L230 233H232L233 231H231L230 229ZM249 228V229H248ZM252 228H254V229H252ZM69 230V231H67V230ZM83 229L86 231V235H85V231H83ZM145 229V228H144ZM144 229H142L143 231H144ZM152 229V230H151ZM160 229V231L162 232V233H160L158 230ZM167 231H166V230ZM181 229H184L183 231H180ZM217 229V230H216ZM252 229V231H250ZM32 230H35L34 232H32ZM49 230V231H48ZM50 230H52V232L50 231ZM104 230V231H103ZM117 230H118V232H117ZM171 230L172 231H174V232H172V233H174V234H172L171 233ZM176 230H177V232H176ZM180 231V233L179 234H177L179 231ZM196 230H198L197 232H196ZM215 230V231H214ZM223 230H226V231H223ZM247 230H249V233L247 232ZM255 230V231H254ZM260 231L259 233H258V231ZM3 231H5V232H3ZM26 231V230H25ZM46 231V233L44 234L43 232H45ZM70 231L72 232V234L70 233ZM74 231V232H73ZM75 231H77V232H75ZM81 232V231H83L84 232V234H83V232H81L82 234H80V235H78L77 233H79V232ZM92 231V236H97L98 234H99V232H101L100 234L102 235V232L104 233V232H106V235L108 234L109 236V238H110V240H112V242H108L107 240H105L103 237H105V234H103L102 235V238L104 239V241H103V239H101V235L98 237H96L97 239H99L100 238V240H95L96 238H94V237H91V235H90V232ZM95 231V232H94ZM97 231H98V233H97ZM109 231V232H108ZM119 231H121L122 232V234L124 235H122L121 234V232H119ZM230 231V232H229ZM256 231H257V233H256ZM262 231H263V233H262ZM12 232V233H11ZM37 232V233H36ZM151 232H153V233H151ZM165 232L167 233V232H169L170 234V236H168L169 238H171L170 239V241L172 240V242H173V244H171L172 245V247H171V245L168 243V242H166L165 241V243H164V245H167V243H168V246H165V248H163V246L164 245H162V247H160L161 249H164V250H154L153 248H155V243H154V241L156 240V239H160V238H163L164 236V234H165ZM176 232V233H175ZM181 232H182V235H181ZM216 232H217V234H216ZM241 234H240V233ZM255 232V234H254V236H252L253 235V233ZM18 233H20L21 235H19ZM50 233H53V235L52 234H50ZM55 233H56V235H55ZM58 233V234H57ZM64 233H66L67 234V236H66V234H64ZM73 233L75 234V236L73 235ZM95 233V234H94ZM96 233H97V235H96ZM119 233H120V235H119ZM164 233V234H163ZM215 233V234H214ZM227 234V235H229V236H226L225 234ZM239 233V234H238ZM251 233H252V235H251ZM9 234V235H8ZM10 234H12V237H11V235ZM33 234H34V236H33ZM42 234V236L40 237V235ZM111 234V235H110ZM145 234V233H144ZM151 234H152V236H151ZM183 234H186L185 235V238L186 239H184V237H180V236H184ZM206 236L207 235V238L205 237L204 238V235ZM210 234V235H209ZM250 234V235H249ZM256 234H260V235H256ZM13 235L15 236V238L17 239V242L21 239V242H22V239H24L23 241V243H24V245H23V243L21 244H19V243H17L16 241H15V243H17V246H19V245H21V247L19 246V248L18 247H16V249H17V251L15 250V249H11V247L14 245H10L11 244V241L13 242ZM43 235H44V237H43ZM45 235H47V236H49L48 238H46L45 239ZM50 235H52L53 237H56L55 238V241H56V239H58L57 240V242H55L54 240L52 241L51 240V238L50 237H52V236H50ZM55 235V236H54ZM70 235V237H68ZM82 235L84 236V237H82ZM119 235V236H118ZM123 237H122V236ZM156 237H155V236ZM157 235L159 236L160 235V238L159 237H157ZM167 235V234H166ZM165 235V236H166ZM192 237H191V236ZM217 235H222L221 237L220 236H217ZM226 237H225V236ZM249 235V236H248ZM6 236V237H5ZM22 238H21V237ZM37 236V237H36ZM39 236V237H38ZM63 236H65V237H63ZM81 236L82 238H79V237ZM90 236V238H88ZM149 236V237H148ZM161 236H163V237H161ZM187 236L189 237L190 236V238H195L196 236V238L197 239H194V241H193V243L191 242L192 240L190 239V238H187ZM210 236V237H209ZM212 236V237H211ZM215 236V237H214ZM252 236V238H250ZM259 236L261 237L260 239H259ZM4 238L5 240H2L1 238ZM7 237H9V238H7ZM18 237H20V239L18 238ZM28 237V236H27ZM37 238V239H34V238ZM77 237V238H76ZM108 237H105V238H108ZM155 237V239H153ZM167 237V236H166ZM201 237H203L202 239H204V241H203V243L204 242H206V245H205V243L203 244V248H202V244L200 243V242H202V240L200 239ZM210 238V241H209V238ZM217 237H219V238H217ZM224 237H225V239H227L228 240V242H227V240L225 241V239H224ZM227 237H229V238H227ZM263 237V238H262ZM26 238V237H25ZM39 238V239H38ZM91 238H93V239H91ZM117 238V239H116ZM141 238H137V240H136V242L138 243L139 241L141 242V241H143ZM147 238V239H146ZM148 238H149V240H148ZM173 238V239H172ZM181 238H183L185 241H183ZM211 238H213V239H211ZM221 238H223V241H222V239ZM6 239H8V240H6ZM28 239V238H27ZM50 239V240H49ZM69 239V240H68ZM88 239V240H87ZM91 239V240H90ZM116 239V240H115ZM123 239V240H122ZM127 239V237L125 238V240ZM136 239V238H135ZM151 239V240H150ZM43 240V241H42ZM45 240V241H44ZM46 240H48L47 242H46ZM64 240H67L68 241V243H66V242H64ZM70 240H74L73 242H76L77 241V243H75V245L74 244H72L71 243V241ZM90 240V241H89ZM95 240V241H94ZM109 240V239H108ZM109 240V241H110ZM122 240V241H121ZM163 240H166L165 238L163 239ZM169 240V239H168ZM174 240V241H173ZM178 240V241H177ZM218 240V241H217ZM220 240V241H219ZM7 241V243H5V242ZM49 241H51V242H53V243H51V242H49ZM80 241V242H79ZM93 241V242H92ZM107 241V243L110 245L109 247L110 248H108V244L107 243H105ZM157 241V240H156ZM162 241V240H161ZM169 241V242H170ZM181 241H183V242H181ZM199 241V242H198ZM222 241V242H221ZM225 241V242H224ZM250 241H251V247H260L259 248V251H261V252H259L258 250H257V248H253V250L254 249H256L255 251H250L251 250V247H250ZM252 241H253V246H252ZM20 242V241H19ZM43 242H45V243H43ZM48 242H49V245H48ZM59 242V243H58ZM64 242V243H63ZM70 242V243H69ZM95 242H96V246H95ZM104 242V243H103ZM133 244V246H132V244ZM196 242V243H195ZM247 242V243H246ZM10 243V244H9ZM14 243V242H13ZM61 243L63 244V245H65V247L64 246H61ZM112 243V244H111ZM120 243V244H119ZM152 243H154V244H152ZM162 242H160V244H163ZM189 243V244H188ZM197 243H199V244H197ZM209 243V246H211V247H208V244ZM216 243V244H215ZM2 244V245H1ZM9 244V245H8ZM47 244V245H46ZM80 244V245H79ZM85 245V247H84V245ZM113 244H115V246L113 245ZM119 244V245H118ZM125 244V243H124ZM129 244H131V245H129ZM151 244V245H150ZM159 244V245H160ZM193 244V245H192ZM212 244H213V246H212ZM215 244V245H214ZM218 244H219V246H218ZM236 244V245H235ZM246 244V245H245ZM16 245V244H15ZM14 245V246H15ZM31 245V246H30ZM52 245V246H51ZM71 245H73V246H71V248H69L68 249V247H70ZM79 245V246H78ZM89 245V246H88ZM106 245V246H105ZM113 245V246H112ZM151 247H150V246ZM158 245V244H157ZM174 245V246H173ZM178 245V246H177ZM185 245H186V247H185ZM189 245H191L192 247H191V249H189ZM207 246V247H205V246ZM238 245V246H237ZM240 245V246H239ZM255 245V246H254ZM258 245V246H257ZM2 246V247H1ZM8 246L10 247V249L11 250H13V252H17V254L15 255H13V252H12V254H11V251H9V254L7 255L6 254V252H8V250H10L9 248H8ZM13 246V247H14ZM23 246V247H22ZM61 246V247H60ZM74 246H75V248H74ZM102 246V247H101ZM126 246V245H125ZM126 246V247H127ZM142 246H143V248H142ZM169 246H170V248H169ZM180 246V247H179ZM189 246V247H188ZM202 248V249H200V247ZM215 246H217V247H215ZM238 248H237V247ZM241 246H244V247H241ZM26 247V248H25ZM64 247V248H63ZM112 247L114 248L113 249V252L111 253V252H109V250L110 249H112ZM127 247V248H128ZM139 247V248H138ZM159 246H157V248H158ZM179 249H178V248ZM184 247H185V249H184ZM188 247V248H187ZM219 247V248H218ZM236 247V248H235ZM250 247V248H249ZM183 248V249H182ZM194 248H195V250H194ZM200 250H199V249ZM205 248V249H204ZM208 248H210L213 252V254H214V256L216 255V257L218 258V260H219V257L221 258L220 259V261H218V260H215V262H214V258L215 259H217L216 257H213V256H211V257H207V255H209V253L210 254H212L211 253V251H209L208 252V250H210V249H207ZM218 248V249H217ZM242 248V249H241ZM247 248V249H246ZM18 249H21V250H19L18 251ZM22 249H23V252H22ZM31 249H32V251H31ZM37 249V250H38ZM82 249V250H83ZM107 249V250H106ZM116 249V257H112V258H115V262L113 261V260H111V259H109L110 258V255L112 254V256H115V255H113V253H115L114 252V250ZM123 249V248H122ZM146 249V250H145ZM149 249V250H148ZM198 249V250H197ZM217 250V251H214V250ZM228 250V251H224V250ZM231 249H236L238 252H235V253H237L235 256H233L234 254H232V251L233 250H231ZM240 249V250H239ZM244 249V250H243ZM15 250V251H14ZM55 250V251H54ZM58 250H60V251H58ZM62 250V251H61ZM81 250V249H80ZM80 250H78V251H80ZM81 250V251H82ZM93 250V249H92ZM91 250V251H92ZM184 252H183V251ZM191 250V251H190ZM202 250H205L206 251V254H204L205 252H203ZM246 250H248V252H246L245 254H244V252L246 251ZM78 251H76V253L78 252ZM122 251V250H121ZM126 251H128V250H126ZM187 251H190V252H187ZM202 253V254H204L205 255V257H203V255H202V257H200L201 256V254L199 253ZM202 251V252H201ZM223 251V252H222ZM230 251H231V254H230ZM243 251V252H242ZM19 252V253H18ZM33 252V253H34ZM39 251H37V253H38ZM85 252V251H84ZM88 252V251H87ZM101 252V251H100ZM100 252H98V253H100ZM133 252V253H132ZM178 252V253H177ZM192 252H198L197 253V255H192V254H194V253H192ZM225 252V253H224ZM229 252V253H228ZM233 252V253H234ZM21 253H22V255H21ZM36 253V252H35ZM43 253V254H44ZM111 253V254H110ZM127 253V252H126ZM140 253V254H139ZM158 254L159 256H157L156 254ZM184 253H186V254H184V256H183V254ZM187 253H189V254H187ZM221 253H222V255H223V257H221L222 255H221ZM6 254V255H5ZM12 255V257H14V258H12L11 257V255ZM23 254H25L24 256H25V258L23 257ZM63 254V253H62ZM62 254L61 255H59L60 257L62 256ZM74 254V253H73ZM79 254H81V252L80 253H78L77 254V256H79ZM83 254V253H82ZM87 254V253H86ZM92 254V253H91ZM107 256H106V255ZM109 254V255H108ZM125 254V253H124ZM132 254V255H131ZM136 254V255H135ZM139 254V255H138ZM178 254V255H177ZM228 254V255H227ZM243 254V255H242ZM18 255H21L20 256V258L18 257ZM65 255V254H64ZM62 256L61 258H63L64 260H62V261H65L66 259L64 258V257H69L68 255L67 256ZM99 255V254H98ZM128 255V254H127ZM132 257H131V256ZM145 255V256H144ZM177 255V256H176ZM200 255V256H199ZM226 255V257H230V255H232V257H230V259H229V263L228 262H226L225 260H226V257L224 258V256ZM238 255V256H237ZM240 255H242V256H240ZM245 255V256H244ZM5 256V258H3ZM6 256H8V257H6ZM16 256V257H15ZM44 256V255H43ZM85 256V258H86V256L87 255H84ZM94 256H96V255H94ZM94 256H93V258H94ZM104 256H105V261H104ZM126 256V255H125ZM124 256V257H125ZM137 256V257H136ZM147 256H149L150 258L152 257L153 259H151V260H154V261H152V263L150 262H146V261H148L149 260V257H147ZM155 256V257H154ZM188 256V257H187ZM193 256H196V257H193ZM28 257H29V259H31L30 261H28L29 259H28ZM60 257H58L59 259H61ZM76 257V256H75ZM82 257V256H81ZM80 257V258H81ZM91 257V256H90ZM143 257V258H142ZM145 257H146V261L144 260L145 259ZM180 257V258H179ZM234 257V258H233ZM235 257H237V258H235ZM1 258H3V260L1 259ZM19 258V259H18ZM57 258V260L59 261V259ZM97 257H95V259H96ZM148 258V259H147ZM156 258H158V259H155ZM184 260H183V259ZM188 258V259H187ZM191 258H193V259H191ZM195 258V259H194ZM224 258V259H223ZM4 259H5V261H4ZM10 260L9 262H8V260ZM19 261H18V260ZM45 259V260H44ZM49 259H51L50 257L48 258V260ZM69 260H70V258H68ZM67 259V260H68ZM73 258H71V260H72ZM76 259V258H75ZM74 259V260H75ZM87 259V258H86ZM95 259H93V260H95ZM98 259H96L95 260V263L96 262H98ZM119 259V260H118ZM143 261H142V260ZM169 259V260H168ZM7 260V261H6ZM34 260H38V261H35L34 262ZM66 260V261H67ZM68 260V261H69ZM70 260V261H71ZM73 260V261H74ZM82 260H84V259H82ZM81 260V261H82ZM151 260H149V261H151ZM160 260V261H159ZM179 260V261H178ZM228 260V259H227ZM236 260H237V262H239V263H237L236 262ZM239 260V261H238ZM240 260L241 261H243V262H240ZM43 261V262H42ZM61 261V260H60ZM73 261H71V262H73ZM78 261H79V259H78ZM112 261V262H111ZM121 261V262H122ZM124 261H123V263L122 264H124ZM165 261V262H164ZM205 261H207V262H205ZM218 261V262H217ZM221 261V262H222ZM37 262V263H36ZM84 262H85V260H84ZM88 262H89V260H88ZM88 262H85V263H88ZM90 262L92 263V260H91V258H90ZM89 262V263H90ZM94 262V261H93ZM114 262V263H113ZM5 263V264H6ZM19 263V264H20ZM61 263V262H60ZM63 263V262H62ZM68 263V262H67ZM70 263V262H69ZM90 263V264H91ZM156 263V264H157ZM59 264V263H58ZM84 264V263H83ZM93 264V263H92ZM98 264V263H97ZM220 264H222V263H220Z\"/></svg>",
  "mask_w": 264,
  "mask_h": 264
},
{
  "label": "bare ground",
  "instance_id": "2",
  "mask_svg": "<svg viewBox=\"0 0 264 264\" xmlns=\"http://www.w3.org/2000/svg\"><path fill=\"white\" fill-rule=\"evenodd\" d=\"M25 1H26V0H25ZM25 1H24V3H23L22 5H24V6L26 5V6H27V3L25 4ZM28 1H29V0H28ZM34 1H35V0H33V2H34ZM43 1H44V0H43ZM71 1H72V0H71ZM94 1H95V0H94ZM101 1H102V0H101ZM104 1H105V0H104ZM159 1H161V0H159ZM211 1H212V0H210V2H211ZM244 1H247V0H244ZM249 1H250V0H248L247 2H242V0H241V1L239 0V3H240L239 6H242L241 3H242V4L244 3V6H245V5L248 6V2H249ZM262 1H263V0H262ZM18 2H19V1H18ZM22 2H23V1H22ZM39 2H40V1H39ZM54 2H55V1H54ZM68 2H69V1H68ZM102 2H103V1H102ZM105 2H106V1H105ZM164 2H165V1H164ZM164 2H163V4H164ZM206 2H207V0H206ZM214 2L217 3L216 5H218V4L220 3L218 0H215V1L213 0L212 5H213ZM218 2H219V3H218ZM224 2H225V1H224ZM236 2H237V4L235 5V7L232 5V4H233V1H229V2L227 1V2H226V4L229 3L228 6L226 5L227 7H224V9H226V10L228 9V10H227V11H228L227 13L230 12L229 9H231L232 7H233L232 10H234V8H235L234 11L237 12V9H238V7H237V5H238V1H236ZM236 2H235V3H236ZM74 3H75V2H74ZM82 3H84V1H83ZM99 3H101V2H99ZM110 3H111V1H110ZM204 3H205V2H204ZM204 3H203V4H204ZM33 4H35V3H33ZM33 4H32V5H33ZM60 4H61V3H60ZM64 4H65V3H64ZM70 4H71V3H70ZM93 4H94V3H93ZM97 4H98V3H97ZM101 4H102V3H101ZM106 4H107V3H106ZM163 4H162V3H161V4L159 3V4H157V5H159L160 7H161V5H162V7H164L165 4H164V6H163ZM209 4H210V3H209ZM220 4H221V3H220ZM220 4H219V5H220ZM230 4H231V6H230ZM261 4H262V2H261ZM261 4H260V5H261ZM14 5H15V4H14ZM22 5H21L20 8H21V9H24V8H23L24 6H22ZM50 5H51V4H50ZM61 5H63V4H61ZM99 5H100V4H99ZM102 5H103V4H102ZM206 5H207V4H206ZM214 5H215V3H214ZM223 5H224V3H223ZM250 5H251V4H250ZM35 6H37V5H35ZM41 6H42V5H41ZM56 6H57V5H56ZM96 6H98V5H96ZM221 6H222V5H221ZM224 6H225V5H224ZM262 6H263V4H262ZM262 6H261V7L259 6L260 8H262L261 10H259V12H257V10H256V11H255V10L253 11V14L255 13L256 15L254 14V16H252V17L254 18V20H253L252 22H254V23L256 24L255 26H256L257 28H259V27L261 28V27H262V26H259V25H261V21L264 23V20H261V19H260L261 17H262V18L264 17V14H263V13H264V8H263L264 6H263V7H262ZM31 7H32V6H31ZM31 7H30V8H31ZM37 7H40V6L38 5ZM43 7L45 8V6H43ZM51 7H52V5H51ZM59 7H60V6H59ZM61 7H62V6H61ZM101 7H102V6H101ZM229 7H231V8H229ZM236 7H237V8H236ZM249 7H250V6H249ZM255 7H256V6H255ZM255 7H254V8H255ZM25 8H26V7H25ZM30 8H29V9H30ZM49 8H50V7H49ZM53 8H54V7H53ZM94 8H96V7H94ZM220 8H221V7H220ZM222 8H223V7H222ZM21 9H20V10H21ZM46 9H47V8H46ZM58 9H59V8H58ZM96 9H98V8H96ZM134 9H135V8H134ZM160 9H161V8H160ZM203 9H204V8H203ZM255 9H257V8H255ZM17 10H18V9H17ZM35 10H36V9H35ZM47 10H48V9H47ZM47 10H45V11H47ZM50 10H53V9L51 8ZM100 10H101V8H100ZM161 10H163V8H162ZM174 10H175V8H174ZM198 10H199V9H198ZM239 10H240V9H239ZM262 10H263V11H262ZM21 11H22V10H21ZM41 11H42V9H41ZM53 11H54V10H53ZM74 11H75V10H74ZM139 11H140V10H139ZM159 11H160V10H159ZM201 11H202V10H201ZM204 11H205V10H204ZM204 11H203V12H204ZM222 11H223V10H222ZM234 11H231V12H234ZM33 12H34V11H33ZM72 12H73V11H72ZM97 12H99V11L97 10ZM174 12H175V11H174ZM19 13H20V12H19ZM35 13H36V12H35ZM45 13H46V12H44V14H45ZM55 13H56V12H55ZM55 13H54V15H55ZM73 13H74V12H73ZM79 13H81V12H79ZM79 13H78V14H79ZM158 13H159V12H158ZM200 13H201V14H200ZM200 13H199L200 16H203L202 12H200ZM27 14H28V13H27ZM30 14H31V13H30ZM42 14H43V12H42ZM74 14H75V13H74ZM78 14H76V15H78ZM159 14H161V13H159ZM224 14H225V13H224ZM235 14H236V15H235ZM235 14L232 13V15L237 16V13H235ZM257 14H258V17H259V18L257 17ZM260 14H263V16L260 15ZM38 15H40V13H39ZM90 15H91V14H90ZM174 15H175V14H174ZM211 15H212V14H211ZM211 15H210V16H211ZM238 15H240V14L238 13ZM5 16H6V15H5ZM27 16H28V15H27ZM32 16H33V15H32ZM36 16H37V15H36ZM206 16H207V15H206ZM235 16H233V18H234ZM28 17H29V16H28ZM37 17H38V16H37ZM42 17H43V16H42ZM42 17H41V18H42ZM152 17H153V16H152ZM167 17H168V16H166V18H167ZM173 17H174V16H173ZM173 17H172V18H173ZM175 17H176V16H175ZM175 17H174V19H175ZM229 17H230V16H229ZM243 17H244V16H243ZM256 17H257V18H256ZM35 18H36V17H35ZM197 18H198V17H197ZM200 18H203V17H200ZM230 18H231V17H230ZM37 19H38V18H37ZM39 19H40V18H39ZM44 19H46V18H44ZM72 19L75 20V18H72ZM168 19H169V20H168ZM168 19H166V20L171 21V20H170V16L168 17ZM210 19H211V18H210ZM242 19H244V18H242ZM257 19H258V20H257ZM259 19H260V21H259ZM42 20H43V19H41V21H42ZM90 20H91V19H90ZM162 20H165V19L163 18ZM162 20H161V21H162ZM189 20H190V19H189ZM194 20H195V19H194ZM213 20H214V19H213ZM251 20H252V19H251ZM39 21H40V20H37V22H39ZM41 21H40V22H41ZM91 21H92V20H91ZM91 21H90V22H91ZM168 21H163V22H168ZM175 21H176V20H175ZM198 21H199V20H198ZM234 21H235V18H234ZM255 21H259L260 23H259V22L256 23ZM73 22H74V21H73ZM112 22H113V21H112ZM144 22H145V21H144ZM154 22H155V21H154ZM157 22H158V21H157ZM157 22H156V23H157ZM163 22H162V24H163ZM185 22H186V21H185ZM195 22H196V21H195ZM235 22H236V21H235ZM238 22H239V21H238ZM158 23H160V22H158ZM170 23H171V22H170ZM191 23L194 24V22H191ZM191 23H190V21H188V25H189L190 28L192 27V25H190ZM263 23H262V24H263ZM1 24H2V23H1ZM90 24H91V23H90ZM92 24H93V22H92ZM154 24H155V23H154ZM160 24H161V23H160ZM167 24H168V23H167ZM186 24H187V22L184 23V25H186ZM230 24H231V23H230ZM239 24H240V23H239ZM257 24H258V25H257ZM4 25H5V24H4ZM35 25H36V24H35ZM155 25H156V24H155ZM158 25H159V24H158ZM212 25H213V24H212ZM212 25H211V26H212ZM251 25H252V24H251ZM263 25H264V24H263ZM2 26H3V25H2ZM62 26H63V25H62ZM139 26H140V25H139ZM164 26H165V28H166V31H168V33H170V30H167V29H170V26H169V28H167V25H166V24H164ZM164 26L162 25V27H164ZM194 26H195V24H194ZM204 26H205V25H204ZM204 26H203V27H204ZM231 26L233 27V29H234V28H235V29L237 28V24H236V26H233V25H231ZM35 27H36V26H35ZM185 27H187V26H185ZM203 27H202V28H203ZM206 27H207V26H205V28H206ZM228 27H229V26H228ZM228 27H227V28H228ZM232 27H230L229 29L231 30ZM240 27H241V26H240ZM240 27H239V28H240ZM256 27H254V28H256ZM60 28H62V27H60ZM63 28H64V27H63ZM65 28H66V27H65ZM68 28H69V27H68ZM158 28H159V27H158ZM172 28H174V27H172ZM183 28H184V27H183ZM200 28H201V27H200ZM202 28H201V29H202ZM262 28H264V26H263ZM262 28H261V29H262ZM160 29H161V28H160ZM174 29H176V28H174ZM193 29H194V28H193ZM212 29H213V28H212ZM233 29H232V30H233ZM235 29H234V31H235ZM261 29H260V30H261ZM45 30H46V29H45ZM155 30H156V29H155ZM163 30H164V29H163ZM163 30L161 29L160 31H163ZM183 30H184V29H183ZM186 30H187V28H186ZM186 30H185V31H186ZM188 30H189V29H188ZM191 30H192V28H191ZM191 30H190V31H191ZM207 30H208V31H207ZM210 30H211V28H210ZM232 30L229 31V32H230V33H231V32H234V31H232ZM237 30H238V29H237ZM237 30H236V31H237ZM239 30H240V32L235 33V32H236V31H235L234 34H232L233 38H236V37L238 36V39H234L232 42H229V43H231V45H233V46L230 45V47H228L229 50H227V51H224L225 49L222 50V51L225 52V53L223 52L224 54L227 53L226 55H230L229 57H232L231 60H230V62L232 61L233 58H234V60H236V58H235V56H234V55H236V53H234V52H236V51H235L234 48H236V46H238V45L240 46V47H239V46L237 47L239 50L243 48V45H246V46H247L246 48H248V46H250V47H249L250 52H255V51H256L257 53L260 52V56H258V60L261 59L260 62H261L262 60L264 61V58H263V56H264V54H263L264 49H259V48H262L261 45L264 46V44H263V43H264V35L261 36V37L258 36V37H260L261 40L263 39V40L261 41L260 39H258V37H256L257 39L254 38V37H253L254 35H253L252 33H251L252 36H251V34L248 35L249 32L245 35V34H243V33H245V32H243V33L241 32L242 29H239ZM255 30H257V29H255ZM255 30H254V31H255ZM260 30H258L259 32L257 33V35H258V34L261 35ZM13 31H14V30H13ZM39 31H40V29H39ZM43 31H44V29H43ZM60 31H61V30H60ZM164 31H165V30H164ZM166 31H165V32H166ZM171 31H172V30H171ZM178 31H179V30H178ZM25 32H26V31H25ZM25 32H24V33H25ZM53 32H54V31H53ZM67 32H68V31H67ZM152 32H153V31H152ZM154 32H155V31H154ZM173 32H174V34H176V33L179 34V32H177V30H176V31L173 30ZM173 32H172V33H173ZM180 32L182 33V31H180ZM187 32L190 33L189 31H187ZM187 32H184V31H183V33H184L183 36H184V37H185V36H186V37L188 36ZM205 32H206L207 34H205ZM205 32L202 34V35L204 36V39H205V40L208 39L210 36H211L212 38L216 36V35L214 36V35L209 31V29H205ZM208 32H209V34H208ZM215 32H216V31H215ZM251 32H252V31H251ZM22 33H23V32H22ZM40 33H42V32L40 31ZM44 33H45V32H44ZM48 33H50V32H48ZM61 33H62V32H61ZM185 33H186L187 35H185ZM239 33H240V34H239ZM64 34L67 36V34H66L65 32H64ZM153 34H154V33H153ZM161 34H162V33H161ZM190 34H191V33H190ZM194 34H195V32L192 33L190 36H193ZM236 34H237V36L235 37L234 35H236ZM241 34H242V35H241ZM255 34H256V33H255ZM262 34H264L263 31H262ZM44 35H45V34H44ZM47 35H48V34H47ZM47 35H46V36H47ZM50 35H52V34H50ZM54 35H55V34H54ZM59 35H60V34H59ZM61 35H62V34H61ZM65 35H64V36H65ZM68 35L70 36V34H68ZM88 35L90 36L91 34H88ZM158 35H159V34H158ZM170 35H172V34L170 33ZM176 35H177V34H176ZM208 35H210V36H208ZM212 35H213V36H212ZM239 35H241L243 38H241V36H239ZM243 35H244V36H243ZM71 36H72V35H71ZM92 36H93V35H92ZM95 36H96V35H95ZM168 36H169V35H168ZM178 36H179V35H178ZM183 36H181V37H182V40L179 39V40H181V41L178 40V42L181 43V42L183 41V39H184ZM206 36H207L208 38H207ZM246 36H247L248 38L250 37L251 40L248 39ZM255 36H256V35H255ZM57 37H58V36H57ZM126 37H127V36H126ZM186 37H185V39H186ZM205 37H206V38H205ZM239 37H240V39H239ZM40 38H41V37H40ZM49 38H50L49 35H48V38H46V39L44 38L45 42H47V41H51V40H48ZM51 38H52V37H51ZM64 38H65V37H64ZM64 38H63V39H64ZM94 38H95V37H94ZM166 38H167V37H166ZM179 38H180V36H179ZM187 38H188V37H187ZM212 38L209 39V40H210V43L212 44V46H211V44L209 43V40H208V41L206 40L207 43H209V44L206 43L205 45H206L207 47H209V45H210V46H211L210 48H212V47L215 46V47L212 48V49H213V50H218V48L216 47V45L218 46V45H220V44H218V42L216 43L215 41H214V44H213V43H212V42H213V41H212ZM226 38H227V37H226ZM246 38H247V39H246ZM253 38H254L256 41L258 40L257 43H259V42L261 41V42L259 43V44H261V45L258 44V45L260 46L259 48H258V45L256 44V41H255ZM53 39H55V38H53ZM68 39H69V37H68ZM68 39H67V41H68ZM127 39H128V38H127ZM131 39H132V38H131ZM167 39H168V38H167ZM185 39H184V40H185ZM230 39H231V37H230ZM244 39H245V41H244ZM252 39H253V41H254V42H253L254 44L252 43ZM37 40H38L39 44H42V43H40V42H41L43 39L40 40V41H39V39H37ZM44 40H43V41H44ZM46 40H47V41H46ZM64 40H65V39H64ZM92 40H94V39H92ZM156 40H157V39H156ZM186 40H187V39H186ZM186 40H185V41H186ZM205 40H204V42H206ZM213 40H214V39H213ZM236 40H237V42H235ZM246 40H247V41H246ZM249 40H250V41H249ZM69 41H70V40H69ZM117 41H118V40H117ZM175 41H176V40H175ZM217 41H218V40H217ZM222 41H223V40H222ZM239 41H240V42H239ZM93 42H94V41H93ZM96 42H98V41H96ZM131 42H132V41H131ZM145 42H146V41H145ZM187 42H188V41H187ZM224 42H225V40H224ZM241 42H242V43H241ZM243 42H244L245 44H244ZM246 42H248V44H247ZM262 42H263V43H262ZM43 43H44V42H43ZM94 43H95V42H94ZM120 43H121V42H120ZM129 43H130V42H129ZM176 43H177V42H176ZM176 43H175V45L177 46V48H178V45H179V47L182 46V45L185 46V42H184V43H181V44H180V43H177L178 45H177ZM220 43H221V42H220ZM232 43H233V44H232ZM118 44H119V42H118ZM157 44H158V43H157ZM234 44H235V47H234ZM237 44H238V45H237ZM242 44H243V45H242ZM252 44H253V45H252ZM131 45H132V44H131ZM162 45H163V44H162ZM175 45L173 44L172 46H175ZM254 45H257V46H255L256 48L254 47ZM124 46H125V45H124ZM129 46H130V45H129ZM133 46H135V45H133ZM159 46H160V45H159ZM203 46H204V45H203ZM227 46H228V45H227ZM241 46H242V48H241ZM41 47H42V46H41ZM121 47H123V46H121ZM204 47H205V46H204ZM207 47H206V48H207ZM252 47H253V48H252ZM72 48H73V47H72ZM167 48H168V47H167ZM169 48H171V46H170ZM186 48L189 49V47H187V46H185L184 48H183V46H182L181 49H183V53H184V50H185ZM206 48H205V49H206ZM28 49H29V48H28ZM28 49H27V50H28ZM155 49H156V47H155ZM193 49H194V48H193ZM208 49H209V48H208ZM212 49H211V50H212ZM222 49H223V48H222ZM249 49H248V51H249ZM251 49H253L254 51H253V50L251 51ZM74 50H75V48H74L73 50H71V52L73 53ZM186 50H187V49H186ZM202 50H203V49H202ZM231 50H232V51H231ZM258 50H259V51H258ZM119 51H121V50H119ZM124 51H125V50H124ZM156 51H157V50H156ZM181 51H182V50H181ZM199 51H200V52H199ZM199 51L196 50V51L193 52V53H191V51H190L191 54H189V52H188V54H189V56H194L193 59H196V57H197V60H198V57L200 58L199 54L202 55V51H201V50H199ZM206 51H207V50H206ZM206 51H205V52H206ZM209 51H210V50H209ZM228 51H230V52H228ZM244 51H245V50H244ZM1 52H2V51H1ZM29 52H30V51H29ZM65 52H66V51H65ZM65 52H64V53H65ZM172 52H173V51H172ZM185 52H186V51H185ZM196 52H197V54H196ZM205 52H203V55H204ZM212 52H213V51H212ZM215 52H216V51H215ZM215 52H214V53H215ZM218 52H219V51H218ZM231 52H233V53L231 54ZM246 52H247V51H246ZM261 52H262V53H261ZM119 53H120V52H119ZM119 53H118V54H119ZM124 53H125V52H123V54H124ZM126 53H127V52H126ZM126 53H125V54H126ZM128 53H129V50H128ZM194 53H195V55H194ZM206 53H207V52H206ZM209 53H210V52H208L207 54H209ZM243 53H244V52H243ZM1 54H2V53H1ZM26 54H27V53H26ZM65 54H66V53H65ZM70 54H71V53H70ZM86 54H87V53H86ZM123 54H121V55H120V54H119V55L116 54V55H117V57L122 58L121 56H123ZM134 54H136V53H134ZM158 54H159V53H158ZM211 54H212V53H211ZM249 54H250V53H249ZM261 54H263V55H261ZM172 55H173V53H172ZM196 55H197V56H196ZM209 55H210V54H209ZM68 56H69V55H68ZM68 56H66V58H67ZM126 56H127V55H126ZM129 56H130V54H129ZM181 56H183V55H181ZM189 56H188V58H190ZM233 56H234V57H233ZM246 56H247V55H246ZM250 56H251V55H250ZM3 57H4V54H3ZM16 57H17V56H16ZM75 57H76V56H75ZM75 57H74V58H75ZM127 57H128V56H127ZM131 57H133L132 54H131ZM201 57H202V56H201ZM207 57H208V56H207ZM248 57H249V56H248ZM260 57H261V58H260ZM1 58H2V57H1ZM114 58H115V57H114ZM124 58H125V56L123 57V60L127 59V58H125V59H124ZM129 58H130V57H129ZM129 58H128V59H129ZM202 58H203V57H202ZM225 58H226V57H225ZM259 58H260V59H259ZM262 58H263V59H262ZM2 59L4 60V58H2ZM58 59H59V58H58ZM117 59H119V58H117ZM132 59H133V58H132ZM167 59H168V58H167ZM190 59H191V58H190ZM208 59H209V57H208ZM63 60H64V59H63ZM86 60H87V59H86ZM155 60H156V59H155ZM173 60H174V59H173ZM173 60H172V61H173ZM175 60H176V59H175ZM234 60L231 62L232 64L230 63V67L228 66V67L224 68L226 71H225L224 69L221 70V68L218 69V68H217L218 65L215 66V65H212V63H208V64H209V65L211 64V66H212V67L210 66L211 69H213V68L215 69V68H216L215 70H212V71H213V72L216 71V72H214V73H217V74H213V75H218V76L220 75L219 77H217L218 80L221 81V79H224V78H225V80H226L225 83H227V82H228L227 79L230 80V77L227 78L226 76H222L225 72L228 71V73H232V72H234V70H235V71L238 70V71H239L238 73H240V72L243 73V68L239 67V65H240L241 62H239V60H238V61L236 60V63H235L236 65H235V64H233V63L235 62ZM258 60H257V61H258ZM0 61H1V60H0ZM113 61H114V60H113ZM115 61H116V60H115ZM120 61L122 62V59L119 60V61H117V63L120 62ZM177 61H178V60H177ZM193 61H194V60H193ZM200 61L204 62L203 59H201ZM206 61H207V60H206ZM210 61H211V60H210ZM210 61H209V62H210ZM263 61H262V63H263ZM1 62H2V61H1ZM45 62H47V61H45ZM85 62H86V61H85ZM126 62H127V61H126ZM129 62H131V61H129ZM163 62H165V61H163ZM190 62H191V61H190ZM190 62H189V63H190ZM202 62H200V64H201ZM211 62H212V61H211ZM222 62H223V61H222ZM238 62H239V63H238ZM95 63H96V62H95ZM131 63H132V62H131ZM185 63H186V62H185ZM237 63H238V65H237ZM262 63H259V64L261 65ZM46 64H47V63H46ZM46 64H44V65L46 66ZM98 64H99V63H98ZM121 64H122V63H121ZM132 64H134V63H132ZM187 64H188V63H187ZM191 64H192V63H191ZM213 64H215V63L213 62ZM263 64H264V63H263ZM263 64H262V66L264 67ZM102 65H103V64H102ZM115 65H116V63H115ZM118 65H119V67L122 66V65L120 66V63H119ZM118 65H117V66H118ZM193 65H194V64H193ZM205 65H206V63H205ZM228 65H229V64H228ZM241 65H242V64H241ZM244 65H245V64H244ZM93 66H94V65H93ZM127 66H128V65H127ZM129 66H130V65H129ZM146 66H147V65H146ZM172 66H173V65H172ZM202 66H203V64H202ZM0 67H1V66H0ZM97 67H98V65H97ZM119 67H118V68H119ZM132 67H134V65H133ZM132 67H131V68H132ZM136 67H137V66H136ZM156 67H157V66H156ZM174 67H175V66H174ZM186 67H187V66H186ZM207 67H209V66H207ZM235 67H236V69H235ZM238 67H239V68H238ZM263 67H260V68H261V69H260L261 71L259 70L260 72L257 71V72H253V73H251V71H248L249 69L247 68V69H248V70H247V71H248L247 74H250V75H248L249 77H248V76H245V77H248V78L251 77L250 79L252 80L253 77H254V79L257 78L256 75L258 76V74H259V75H260V76H259V79H262V77H264V76H263V74H264V69H263ZM99 68L101 69V66H99ZM115 68H116V67H115ZM131 68L129 67V69H131ZM176 68H177V67H176ZM227 68H228L229 70H228ZM231 68H232V69H231ZM244 68H245V67H244ZM62 69H63V68H62ZM124 69H126V68H124ZM173 69H174V68H173ZM173 69H172L171 71H173ZM178 69H179V68H178ZM192 69H193V68H192ZM195 69H196V68H195ZM207 69H208V68H207ZM217 69H218V70H221V71H218ZM241 69H242V70H241ZM250 69H251V68H250ZM258 69H259V68H258ZM8 70H9V68H8ZM29 70H30V69H29ZM37 70H38V68H37ZM39 70H40V69H39ZM39 70H38V71H39ZM102 70H103V68L99 71V72H101V74L104 72V71H102ZM119 70H120V69H119ZM231 70H233V71L231 72ZM252 70H253V68H252ZM254 70H255V69H254ZM128 71H129V70H128ZM154 71H155V70H154ZM189 71H190V70H189ZM207 71H208V70H207ZM209 71H210V70H209ZM223 71H224V72H223ZM60 72H61V71H60ZM64 72H65V71H64ZM129 72H130V71H129ZM146 72H147V71H146ZM151 72H153V71H151ZM182 72H183V71H182ZM192 72H193V70H192ZM201 72H202V70H201ZM249 72H250V73H249ZM10 73H11V72H10ZM10 73H9V76L12 75V73H11V74H10ZM144 73H145V72H144ZM148 73H149V72H148ZM170 73H171V72H170ZM188 73H189V72H188ZM195 73H196V71H195ZM202 73H203V72H202ZM208 73L210 74V72H208ZM244 73H246V72H244ZM1 74H2V73H1ZM69 74H70V73H69ZM82 74H83V73H81V77H82ZM115 74H116V73H115ZM125 74H126V73H125ZM178 74H179V73H178ZM180 74H181V73H180ZM180 74H179V76H180ZM198 74H199L198 77H201V81L198 80V82H197V87H199V86L201 87V86L203 85V83H204L206 80H208V79H210V78H212V77H214V78L212 79V81H214L215 78H216L215 76H211V77L209 78V74L207 75L208 77H207V76L205 77V75L203 76L202 74L199 73V70H198ZM211 74H212V72H211ZM221 74H222V75H221ZM252 74H254V75L252 76ZM255 74H256V75H255ZM113 75H114V74H113ZM239 75H241V74H239ZM244 75H245V74H244ZM4 76H5V75H2V77H4ZM6 76H7V75H6ZM78 76H79V75H78ZM89 76H90V75H89ZM92 76H93V75H92ZM99 76H100V75H99ZM111 76H112V75H111ZM191 76H193V75L191 74L189 77H191ZM196 76H197V75H196ZM202 76H203V78H202ZM2 77H1V78H2ZM75 77H76V76H75ZM86 77H87V76H86ZM93 77H94V76H93ZM93 77H92V78H93ZM107 77H108V76H107ZM109 77H110V76H109ZM198 77H197V78H198ZM221 77H223V78H221ZM6 78H7V77H6ZM11 78H12V77H11ZM95 78H96V77H95ZM140 78H141V77H140ZM178 78H179V77H178ZM180 78H181V77H180ZM183 78H184V77H183ZM220 78H221V79H220ZM226 78H227V79H226ZM248 78H244V79H245V80H246V79L249 80ZM2 79L4 80V78H2ZM2 79H1L0 81H2ZM58 79H59V78H58ZM97 79H98V78H97ZM97 79H95V80H97ZM109 79H112V78H109ZM113 79H114V78H113ZM205 79H206V80H205ZM231 79H232V78H231ZM14 80H15V79H14ZM14 80H12V81H14ZM89 80H90V77H89ZM103 80H104V77H103ZM171 80H172V79H171ZM171 80H170V81H171ZM193 80H194V79H193ZM218 80H217V81H218ZM233 80H234V79H232L231 82L234 83ZM241 80H243V79H241ZM6 81H7V80H6ZM17 81H18V80H17ZM22 81H23V79H22ZM55 81H56V80H55ZM101 81H102V80H101ZM112 81H114V80H112ZM117 81H118V80H117ZM202 81H203L202 85H201V84L198 85V83H201ZM220 81H219V82H220ZM254 81H255V80H254ZM258 81H259V80H258ZM260 81H261V80H260ZM4 82H5V81H4ZM95 82H96V81H95ZM171 82H172V81H171ZM171 82H170V83H171ZM173 82H174V81H173ZM173 82H172V83H173ZM193 82L195 83V81H193ZM193 82H192V84H193ZM221 82H223V81H221ZM221 82H220V83H221ZM229 82H230V81H229ZM229 82H228V83H229ZM8 83H9L8 85L10 86V83H11V82H8ZM19 83H22V82L19 81ZM51 83H52V82H51ZM53 83H56V82H53ZM92 83H93V82H92ZM97 83H98V82H97ZM175 83H176V82H175ZM175 83H174V84H175ZM212 83H213V82H212ZM225 83H224V84H225ZM233 83H232V85H233ZM23 84H24V83H23ZM100 84H101V83H100ZM109 84H110V82H109ZM195 84H196V83H195ZM204 84H205V83H204ZM221 84H222V83H221ZM224 84H223V85H224ZM12 85H14V84H12ZM42 85H43V84H42ZM171 85H172V84H171ZM213 85H214V84H213ZM217 85L219 86V84H217ZM95 86H96V85H95ZM109 86H110V85H109ZM159 86H161V85H159ZM166 86H167V85H166ZM193 86H194V85H193ZM218 86H217V87H218ZM16 87H17V86H16ZM19 87H20V86H19ZM112 87H113V86H112ZM164 87H165V86H164ZM164 87H163V89L165 90ZM195 87H196V86H195ZM205 87H206V86H205ZM217 87L214 86V88H217ZM223 87H224V86H222V88H223ZM237 87H238V86L236 85V87H234V88H237ZM13 88H14V89H17V90H15V92H16V91L18 92V90H19V92H21L22 90L24 91V88L22 89L21 87H20L21 89H18V88H15V87H13ZM37 88H38V87H37ZM92 88H93V87H92ZM134 88H135V87H134ZM161 88H162V87H161ZM212 88H213V87H212ZM38 89H40V88H38ZM53 89H54V88H53ZM55 89L57 90V88H55ZM158 89H159V88H158ZM220 89H221V87H220ZM112 90H113V89H112ZM164 90H162V91H164ZM197 90H198V89H197ZM233 90H234V89H233ZM263 90H264V89H263ZM23 91H22V92H23ZM32 91H33V88H32ZM34 91H35V90H34ZM51 91H52V90H51ZM118 91H119V90H118ZM162 91H161V92H162ZM165 91H166V90H165ZM165 91H164V92H165ZM15 92H14V93H15ZM19 92H18V93H19ZM40 92H41V91H40ZM42 92H44V91H42ZM57 92H58V91H57ZM85 92H86V91H85ZM164 92H162V93H164ZM172 92H173V91H172ZM194 92H196V88H195V91H194ZM226 92H227V90H226ZM234 92H235V91H234ZM2 93H3V92H2ZM5 93H6V92H5ZM45 93H46V92H45ZM54 93H55V92H54ZM73 93H74V92H73ZM82 93H83V92H82ZM87 93H88V92H87ZM97 93H98V92H97ZM113 93H114V92H113ZM147 93H149V92L147 91ZM153 93H154V92H153ZM169 93H170V92H169ZM169 93H168V94H169ZM177 93H178V91H177ZM227 93H228V92H227ZM227 93H226V96H229V95H227ZM3 94H4V93H3ZM7 94H8V93H7ZM15 94H16V93H15ZM60 94H61V93H60ZM114 94H115V93H114ZM117 94H118V93H117ZM166 94H167V93H166ZM194 94H197V92L194 93ZM198 94H199V93H198ZM262 94H263V93H262ZM1 95H2V94H1ZM19 95H23V94L21 93V94H19ZM43 95H44V94H43ZM56 95H57V94H56ZM69 95H70V94H69ZM79 95H80V94H79ZM84 95H85V97H86V94H83V98H84ZM94 95H95V94H94ZM153 95H154V94H153ZM232 95H233V94H232ZM9 96H10V95H9ZM24 96H25V95H23V97H24ZM45 96H46V95H45ZM60 96H61V95H59V97H60ZM66 96H67V95H66ZM72 96H73V95H72ZM95 96H97V95H95ZM156 96H157V95H156ZM178 96H179V95H178ZM178 96H176V97H178ZM180 96H181V95H180ZM185 96H187V95H185ZM185 96H184V98L186 99ZM200 96H203V94H200ZM226 96H225V97H226ZM234 96L238 97V99H239V100H238V104H237V102H235V99H231V98H230L231 96L228 98V100H226V99H227V97H226V99H225L226 102H225V103H223L224 101H223V102L221 101V102H222L223 104H226V105L228 106V108H231V109H235V110H236V107H238L237 110H239V109H240V110H244L245 108L241 105L242 103H243V105H244V100L242 99V94L240 95V94L237 93V95H234ZM239 96H240L241 98H240ZM245 96H246V95H245ZM247 96H248V95H247ZM250 96H251V94H250ZM260 96H261V95H260ZM263 96H264V95H263ZM263 96H261V97L264 98ZM1 97H2V96H1ZM1 97H0V100L2 99ZM21 97H22V96H21ZM25 97H26V96H25ZM64 97H65V96H64ZM74 97H75V96H74ZM116 97L118 98L117 95L115 96V98H116ZM133 97H134V96H133ZM144 97H147V96H144ZM157 97H158V96H157ZM191 97H192V96H191ZM194 97H195V95H194ZM197 97H199V96H197ZM212 97H213V95H212ZM212 97H210V98H212ZM225 97H224V98H225ZM248 97H249V96H248ZM261 97H260V98H261ZM18 98H19V97H18ZM78 98H79V97H78ZM88 98H89V97H88ZM88 98H87V99H88ZM109 98H110V97H109ZM134 98H137V97H134ZM140 98H141V97H140ZM150 98H151V97H150ZM178 98H179V97H178ZM180 98H181V97H180ZM200 98H201V100H202V97H200ZM200 98H199V99H200ZM213 98H214V99H212V100H214L215 103H212L213 101L211 102V101H210L211 99L209 100V99H207V98L205 97V98H204V99H205L204 102H205V104L207 103L205 106L209 107V106H208V102H206V99H207L208 101H210L209 103H210V106H211L212 108L215 107V108H214L215 110H216V108H217V109L220 108V109H218V110L221 111V106H220V107H217V106H216V105H218V103H217V100H216L215 98H218V97H213ZM249 98H250V97H249ZM3 99H4V98H3ZM9 99H10V98H9ZM26 99H27V98H26ZM28 99H29V98H28ZM63 99H64V98H63ZM73 99H74V98H73ZM76 99H77V98H76ZM87 99H85V101H87ZM118 99H119V98H118ZM118 99H117V100H118ZM146 99H147V98H146ZM162 99H163V98H162ZM188 99H190V98H188ZM192 99H193V97H192ZM195 99H196V98H195ZM195 99H194V100H195ZM199 99H198V100H199ZM246 99H247V98H246ZM246 99H245V100H246ZM7 100H8V99H7ZM20 100L23 101L22 99H20ZM34 100H35V99H34ZM58 100H59V99H58ZM114 100H115V99H114ZM131 100H133V99L131 98ZM147 100H148V99H147ZM149 100H150V99H149ZM186 100H187V99H186ZM186 100H185V101H186ZM201 100H200L199 102H203V101H201ZM219 100H223V98H222V99L219 98ZM240 100H241V101H240ZM2 101H3V100H2ZM35 101H36V100H35ZM115 101H116V100H115ZM115 101H114V102H115ZM144 101H145V100H144ZM150 101H151V100H150ZM156 101H157V100H156ZM170 101H172V100H170ZM188 101H189V100H187V102H188ZM190 101H191V100H190ZM227 101H228L231 105H230ZM232 101H233V102H232ZM260 101H261V100H260ZM0 102H1V101H0ZM36 102H37V101H36ZM58 102H59V101H58ZM81 102H82V101H81ZM111 102H112V101H111ZM111 102H110V103H111ZM172 102H173V101H172ZM204 102H203V103H204ZM231 102H232V103H231ZM254 102H255V101H254ZM7 103H8V102H7ZM18 103H19V102H18ZM85 103H86V102H85ZM85 103H84V104H85ZM134 103H135V102H134ZM137 103H138V102H137ZM154 103H155V102H154ZM178 103H179V100H178ZM180 103H181V100H180ZM189 103H190V102H189ZM189 103H188V104H189ZM203 103H202V106H203ZM235 103H236V105H234ZM20 104H21V103H20ZM55 104H57V103H55ZM62 104H63V103H62ZM135 104H136V103H135ZM141 104H143V103H141ZM146 104H147V103H144L143 105H146ZM161 104H162V103H161ZM165 104H166V103H165ZM165 104L163 105L164 107H165ZM169 104L171 105V103H169ZM169 104L167 103V106H168ZM188 104H187V105H188ZM195 104H196V103L194 102V104L192 103V104H190V106H191V105H195ZM213 104H214V105H213ZM215 104H216V105H215ZM232 104H233L234 106H233ZM261 104H262V105L264 104L263 100H262ZM8 105H9V104H8ZM22 105H23V106H26L27 104L25 105L24 102H23ZM93 105H94V104H93ZM114 105H115V104H114ZM136 105H138V104H136ZM139 105H140V104H139ZM177 105H178V104H177ZM179 105H180V106H183V104H179ZM220 105H221V104H220ZM229 105H230V106H229ZM237 105H238V106H237ZM239 105L242 106V108L239 107ZM1 106H2V105H1ZM3 106L7 107V105H3ZM32 106H33V105H32ZM32 106H30V108L28 109L29 111L31 110V107H32ZM63 106H64V105H63ZM86 106H88V105H86ZM90 106H91V100H90ZM131 106H132V105H131ZM146 106H148V105H146ZM163 106H162V107H163ZM167 106H166V107H167ZM180 106H179V107H180ZM213 106H214V107H213ZM218 106H219V105H218ZM227 106H226V107H227ZM244 106H245V105H244ZM5 107L3 108V110L0 108L1 111H2V113H3L4 109H5ZM28 107H29V106H27V108H28ZM61 107H62V106H61ZM162 107H161V108H162ZM169 107H170V106H169ZM191 107H193V106H191ZM194 107H195V106H194ZM199 107H200V106H199ZM199 107L196 106L197 109H198ZM224 107H225V105H224ZM224 107H222V114H223V115H224V113H225V112H224V111H225ZM226 107H225V108H226ZM234 107H235V108H234ZM262 107H263V106H262ZM11 108H12V107H11ZM18 108H19V106H18ZM63 108H65V107H63ZM89 108H91V107H89ZM144 108H145V107H144ZM167 108H168V107H167ZM167 108H165V109H167ZM187 108H188V107H187ZM9 109H10V107H9ZM23 109H24V108H23ZM41 109H42V108H41ZM87 109H88V108H87ZM93 109H94V108H93ZM104 109H105V108H104ZM130 109H131V108H130ZM140 109H141V108H140ZM142 109H143V107H142ZM189 109H190V108H189ZM203 109H205V108L203 107L202 110H203ZM20 110H21V109H20ZM60 110H61V109H60ZM66 110H67V109H66ZM190 110L192 111L193 108H191ZM190 110H189V111H190ZM199 110H200V109H199ZM223 110H224V111H223ZM229 110H230V109H229ZM237 110H236V111H237ZM245 110H246V109H245ZM254 110H255V112H253ZM1 111H0V112H1ZM13 111H14V108H12V110H11V109H10V110L5 109V112H6V113H3L4 116L2 115V117H0V118H2V121H3V123L5 124V125H4V124H3V125H4V127H5V129H6L7 131H8L9 129L6 128V126H7L6 123L8 122V125H10V124H13V123H11V122H14V120H15V122H16V120H18L17 117H18L19 115H18V113L16 112V109H15L14 112H13ZM24 111H25V110H23L22 112H24ZM96 111H97V110H96ZM137 111H138V110H137ZM137 111H136V114H138V112H139V111H138V112H137ZM149 111H150V110H149ZM193 111H196V109L193 110ZM227 111H228V110H227ZM231 111H232V110H231ZM233 111H234V110H233ZM253 111H252V114H253V113L256 114L257 110H256V109H253ZM7 112H8V113H7ZM9 112H10V113H9ZM19 112H20V111H19ZM32 112H33V111H32ZM59 112H60V111H59ZM61 112H62V111H61ZM78 112H79V111H78ZM103 112H104V111H103ZM103 112H102V113H103ZM132 112H133V111H132ZM142 112H143V111H142ZM144 112H145V111H144ZM164 112H166V111H164ZM197 112H198V110L196 111V113H197ZM201 112H203V111H201ZM247 112L249 113V111H247ZM250 112H251V111H250ZM14 113H16L18 116L15 117L16 114H14ZM24 113H25V112H24ZM62 113H63V112H62ZM108 113H109V112H108ZM133 113H134V112H133ZM148 113H149V112H148ZM167 113H168V112H167ZM172 113H173V110H172ZM180 113H182V111H180ZM180 113H179V115H180ZM187 113H188V111L186 112V114H187ZM196 113H194V114H196ZM209 113H210V112H209ZM233 113H234V112H232V114H233ZM260 113H261V112H260ZM0 114H1V113H0ZM9 114H10L11 116H10ZM19 114H22V113H19ZM109 114H110V113H109ZM128 114H129V113H128ZM131 114H132V113H131ZM192 114H193V113H192ZM192 114H191V112H190V115H192ZM194 114H193L192 116H197V115H194ZM198 114H199V112H198ZM222 114H221V115H222ZM227 114H229V113H227ZM227 114L225 113L226 116L231 117V115H227ZM230 114H231V112H230ZM234 114H236V112H235ZM246 114H247V113H246ZM246 114H245V115L243 114V116L245 117V116L248 115V114H247V115H246ZM254 114H253V116H254ZM14 115H15V116H14ZM31 115H32V114H31ZM65 115H66V114H65ZM65 115H64V116H65ZM84 115H85V114H84ZM86 115H87V114H86ZM107 115H108V114H107ZM111 115H112V113H111ZM133 115H134V114H132V116H133ZM151 115H152V114H151ZM160 115H161V114H160ZM163 115H164V114H163ZM163 115H162V117H163ZM166 115H167V114H166ZM170 115H171V113H170ZM173 115H175V114H173ZM177 115H178V112H177ZM199 115H200V114H199ZM209 115H210V114H209ZM211 115H212V114H211ZM211 115H210V116H211ZM221 115H219L220 117L217 115V118H215V120H210V119H208V120H209L208 122H210V123H209V124H210L209 128L212 127V124H213V126H214V124H215L216 126H218V127L220 126V125L216 124V122H217V120L225 119V115H224V116H221ZM239 115H240V114H239ZM256 115L258 116V114H256ZM260 115H261V114H260ZM260 115H259V117H260ZM9 116H10V117H9ZM20 116H21V115H20ZM26 116H27V115H26ZM32 116H33V115H32ZM82 116H83V115H82ZM119 116H120V115H119ZM132 116H130V119L133 118L132 120H134V119H135V116H133V117H132ZM144 116H145V115H144ZM167 116H168V115H167ZM167 116H165V118H164V119H165V120H164L165 122H163V118H162V121H161V116H160V118H158V117L156 116V117H157L156 120L158 119L157 121H159V122L156 121V122H157V123H156V122L154 121V122H155V126L153 125L154 122H153V118H152V117H151L152 121H150V123H149V121L147 122V120H146L145 123H144L143 120H145V119H143V118L140 117V119H143L142 122H143L145 125H146V122H147V125H148V126L146 125L147 128L145 127V125H144L142 122L139 123L141 120H138L139 117H138V118L136 117L138 123H137L136 121H132V120H131V121H132V123H131L132 126H131V127H133V129H135V130H133V131H135V132H134V133H135V135H134L135 137L132 136L133 133H132L128 128L125 129L124 127H122L123 129H125V130L123 131L124 134H122V135L124 136V138H122V135H121V132H120L121 137L118 138V139H115V141H116V146H117V142L120 140V141L118 142V143H119L118 145H121V146H122V147L120 146L121 150H122V148L124 147V149H127V151H128V149L130 150V148H132L131 146H132V145H135V143H136V144L141 143V145H142L143 142H141V140H143V139L140 140L139 135L137 134V136H136V132L140 134V132L143 130L144 127H145V128H144V132H145V134H146L147 131L149 132L150 130H152V132H154L153 130H155V129L157 130L158 128L160 129L161 126L159 127V125H158V124H160V123L163 124V123H166V122H168V121L170 120V122H172V121L174 122V123H172V124H174L175 126H179L180 124H178V123H179V122H182L181 120H183V117H182V119L179 121V119H178V120L176 119L177 117H170V116H169V118H171V119H168ZM214 116H215V115H214ZM232 116H233V117H231V118H235V117L237 116V114H236V115H232ZM240 116H242V115H240ZM251 116H252V115H251ZM253 116H252V117H253ZM257 116H256V117H257ZM263 116H264V115H263ZM5 117H6V119H7V117H8V118H11L12 121H10V119H9V121H8V120L5 121V120H4ZM78 117H79V116H78ZM104 117H106V116H104ZM113 117H114V116H113ZM113 117H112V118H113ZM197 117H198V116H197ZM206 117H209V116H206ZM212 117H213V116H212ZM212 117H211V119H212ZM215 117H216V116H215ZM218 117H219V118H218ZM221 117H223V118H221ZM247 117H248V116H247ZM16 118H17V119H16ZM24 118H25V116H24ZM54 118H55V117H54ZM65 118H66V117H65ZM87 118H88V117H87ZM107 118H108V117H107ZM122 118H123V117H122ZM154 118H155V117H154ZM180 118H181V115H180ZM191 118H192V117H191ZM220 118H221V119H220ZM19 119H20V118H19ZM29 119H30V118H29ZM36 119H37V118H36ZM101 119H102V117H101ZM146 119H147V118H146ZM186 119H187V118H186ZM193 119H194V117H193ZM203 119H204V118H202V120H203ZM216 119H217V120H216ZM238 119L240 120V117H239ZM250 119H252V118L250 117ZM23 120H24V119H23ZM64 120H65V119H64ZM66 120H68V119L66 118ZM66 120H65V121H66ZM72 120H73V119H72ZM106 120H107V119H106ZM122 120H123V119H121V121H122ZM148 120H149V119H148ZM166 120H167V121H166ZM205 120H206V119H205ZM205 120H204V121H205ZM235 120H237V118H235ZM235 120L232 119V122H230V121H229V122H227V121L225 122L224 120H222V122L224 121L226 124L228 123V126H230V128H233L232 126H235V125H236L235 122H237V121H235ZM239 120H238L237 124H238V125L243 124V122L239 124ZM0 121H1V120H0ZM19 121H20V120H19ZM27 121H28V120H27ZM32 121H33V120H32ZM38 121H39V120H38ZM104 121H105V120H104ZM115 121H116V120H115ZM118 121H119V120H118ZM121 121H119V123H117V124L120 125ZM124 121H125V120H124ZM175 121H177V122H175ZM178 121H179V122H178ZM190 121L192 122L193 120H190ZM214 121H216V122H214ZM240 121H241V120H240ZM256 121H257V120H256ZM256 121H255V122H256ZM22 122H23V121H22ZM36 122H37V121H35V124H36ZM110 122H111V121H110ZM134 122H136V123L134 124ZM205 122L208 123L207 121H205ZM212 122H213V123H212ZM224 122H223V123H224ZM9 123H10V124H9ZM16 123L19 124L18 121H17ZM16 123H14V125H15ZM20 123H21V122H20ZM25 123H26V122H25ZM25 123L23 122V124H25ZM33 123H34V122H32V126H29V127H31V128L34 127V128H33V129H34L33 131H37V130L39 129L38 132H39V131H42V132L44 133V130H45V131L47 130V129H45V128H43V130H41V128L44 126V125L41 126V123H42L41 121H40V124H38V125L36 124V125H37L36 127H38V128H36L35 126H33ZM168 123H169V122H168ZM192 123H193V122H192ZM225 123H224V124H225ZM233 123H235V124H234V125H230V124H233ZM27 124H28V123H27ZM30 124H31V123L29 122V125H30ZM69 124H70V123H69ZM74 124H75V123H74ZM106 124H107V123H106ZM139 124H141V125H140L141 127L138 126ZM142 124L144 125L143 128H142ZM161 124H160V125H161ZM177 124H178V125H177ZM190 124H191V123H190ZM49 125H50V124H49ZM70 125H72V124H70ZM76 125H77V124H76ZM128 125H129V124H128ZM133 125H134V126L136 125V126L134 127ZM151 125H153L154 127L151 126ZM156 125H157V126H156ZM182 125H183V124H181L180 126H182ZM192 125H193V124H192ZM238 125H236L234 128L239 127ZM243 125H244V124H243ZM243 125H242V126L240 125V126H241L242 128H245V129H241V130H242L245 134H248V133H249L250 135H251V134L253 135V140L250 138V135H249V138H248V139H250V140H248V141H249V144L254 142V144H252V145H254V146L257 147L255 141H257V140L260 141L259 138H260V139H263L262 137H263L264 134L262 135V137H259L260 135L257 136L256 131L254 132V131L252 130V127H251V126H250L251 129H250L249 126H248L249 128H248V127L246 128V127H243ZM10 126H11V125H10ZM10 126H8V127L11 128L12 130H9V131H12V133H13V132L15 133V131H16L18 128L15 129V127L12 128V127H10ZM15 126H16V125H15ZM19 126H20V125H19ZM23 126L26 127V125H23ZM39 126H41V127L39 128ZM46 126H47V125H46ZM46 126H45V127H46ZM66 126H67V125H66ZM74 126H75V125H74ZM121 126H122V124H121ZM124 126H125V125H124ZM163 126H164V125H163ZM166 126L169 127L170 125H167V123H166ZM166 126H164V127L166 128ZM185 126H186V124H185ZM4 127H3V128H0V129H2V131H3V132H0L1 134H2V133L5 134V131H6V130L4 129ZM53 127H54V126H53ZM53 127H52V128H53ZM72 127H73V126H72ZM87 127H88V126H87ZM126 127H127V125H126ZM128 127H129V126H128ZM139 127L142 128L140 132H139V130H140ZM152 127H153V128H152ZM155 127H158V128H155ZM189 127H192V126L190 125ZM19 128H20V127H19ZM35 128H36V129H35ZM48 128H49V126H48ZM52 128H50V131H51ZM56 128H57V127H56ZM59 128H60V127H59ZM129 128H130V127H129ZM136 128H137L138 131H136ZM148 128H149V129L152 128V129L148 130ZM179 128H184V127H176V129H178V130L180 131L181 129H179ZM193 128H194V126H193ZM223 128H224V127H223ZM3 129H4V130H3ZM24 129H25V128H24ZM27 129H28V128H27ZM70 129H71V128H70ZM74 129H75V128H74ZM74 129H73V130H74ZM118 129H119V128H118ZM130 129H131V128H130ZM146 129H147V130H146ZM189 129L191 130L192 128H189ZM194 129L196 130V128H194ZM205 129H206V130H205ZM212 129H213V127H212ZM214 129L216 130L217 127L214 126ZM238 129H239V131H238ZM238 129H237V132H240V128H238ZM13 130H14V131H13ZM25 130H26V129H25ZM31 130H32V129H31ZM55 130H57V129H55ZM55 130H53V131H55ZM67 130H68V129H67ZM75 130H76V129H75ZM91 130H92V129H91ZM121 130H122V129H121ZM121 130H120V131H121ZM127 130H128V133H129V131H130V133H132V134H130V133H129V134H125V132H126ZM131 130H132V129H131ZM156 130H155V131H156ZM160 130H162V129H160ZM160 130H159V132H160ZM184 130H185V128H184ZM202 130H203V131H202ZM207 130H209V135L212 134V133L210 132L211 129H207L206 127L201 128V129H199V130L197 129V130H196L197 132H193V131H194V130H193L192 133H194V134H196V135H197V134H198V135H201V134H203V132L206 133L205 131H207ZM215 130L212 131V132H215ZM245 130H247V132H246ZM249 130H250V131H249ZM251 130L253 131L252 133H251ZM254 130H255V129H254ZM0 131H1V130H0ZM7 131H6V132H7ZM28 131H29V130H28ZM33 131H32V132H33ZM86 131H88V130H86ZM157 131H158V130H157ZM157 131H156V132H157ZM164 131H165V129H164ZM201 131H202V132H201ZM224 131H227V130H224ZM30 132H31V131H30ZM42 132H39V133H42ZM74 132H75V131H74ZM114 132H115V131H114ZM144 132H143V133H144ZM152 132H150V133H152ZM168 132H169V131H168ZM170 132H172L171 129H170ZM185 132L187 133L188 131H185ZM229 132H230V131H229ZM12 133H6V134H11L12 136H14V135H13L14 133H13V134H12ZM46 133H48V132H46ZM54 133H55V132H54ZM76 133H77V132H76ZM126 133H127V132H126ZM163 133H164V132H163ZM163 133H162V134H163ZM178 133H179V132H178ZM186 133H185V134H186ZM200 133H201V134H200ZM224 133H225V132H224ZM231 133H232L231 135L233 136V137L231 136V137H232L231 139L233 140V138H234L235 143L238 144V148H241V147H243L244 145H245V147H248V145H246V144L240 142V139H242V137H241L242 134H236V135H235L234 132H231ZM233 133H234V134H233ZM253 133H256V134H255V135L257 136L256 138H255V135H254ZM1 134H0V135H1ZM48 134H49V133H48ZM52 134H53V133H52ZM52 134H51V135H52ZM87 134H88V133H87ZM118 134H119V133H118ZM141 134H142V132H141ZM145 134H144V135H145ZM152 134H153V133H152ZM165 134H166V133H165ZM169 134H170V136H168V134H166L168 137H165L166 135L164 136L165 138L168 139V140L166 139L167 142H171V143H172L173 141L176 140V141L173 142V143H174L175 145H178V146H179V142L182 141V140H181L182 138L180 139L179 135H177L176 133H175V134L172 133V134L174 135V137H177V138H173V135H172L171 133H169ZM180 134H181V133H180ZM2 135H3V134H2ZM2 135H1V136H2ZM11 135H10L11 138H10L9 140H7V141H6V139H5V136H6V135L3 136V137H4L3 140L5 139L4 141L7 142V144L11 145V147H12V146H13V147H14V146L16 147V148H13V147L11 148V147H10L9 152H10V150H13V149H14L15 151L13 150V151H14L13 154H15V155L17 156V158H18L19 155H21V156L18 158V161H19V159L23 156L24 153L22 152V148H23V146L20 147L18 144H19V142H20L21 145L24 144V143H22V141H21L23 138H22L20 141H19V139H17L18 141L16 142V141L14 140V138L12 139V136H11ZM29 135H30V134H29ZM29 135H28V138H29ZM34 135H35V134H34ZM40 135H43V134H40ZM44 135H46V134H44ZM44 135H43V137H44ZM108 135H110V134H108ZM120 135H119V136H120ZM126 135H127V136H128V135H131V137H130V136L127 137ZM160 135H161V134H160ZM163 135H164V134H163ZM163 135L160 136V137L162 138ZM171 135H172V136H171ZM176 135H177V136H176ZM183 135H184V134H183ZM189 135H190V136H189ZM189 135H187V136L190 138V137H191V131H189ZM243 135H244V134H243ZM243 135H242V136H243ZM15 136H16V135H15ZM19 136H20V135H19ZM21 136H22V134H21ZM23 136H27V135H23ZM36 136H39L38 133L36 134ZM36 136H35V137H36ZM62 136H63V135H62ZM83 136H84V135H83ZM83 136H82V137H83ZM113 136H114V135H113ZM125 136H126V138H128V139H125ZM184 136L186 137V135H184ZM225 136H226V134L224 135V137H225ZM227 136H228V135H227ZM227 136H226V138L228 139ZM236 136H237V137H236ZM238 136H240V137L238 138ZM8 137H9V135L6 136V138H8ZM17 137H18V136H17ZM33 137H34V136H33ZM41 137H42V136H41ZM41 137H38V138H39V139H37L38 142H40V138H41ZM117 137H118V136H117ZM132 137L134 138V140H132ZM149 137H150V135H149ZM152 137H153V136H152ZM160 137H159V139H161ZM164 137H163V138H164ZM182 137H183V136H182ZM185 137H183V140H184ZM193 137L196 138L195 136H192V138H193ZM243 137H244V136H243ZM258 137H259V138H258ZM15 138H16V137H15ZM36 138H37V137H36ZM58 138H59V137H58ZM87 138H88V137H87ZM89 138H90V136H89ZM92 138H93V137H92ZM96 138H97V137H96ZM115 138H116V137H115ZM135 138H138L140 141H138V140L135 139ZM156 138H158V137H156ZM163 138H162V140H163ZM169 138H171V140H170ZM203 138H204V136H202L201 138H200V136H198V138H197V143H198V140H199V139H200V140H199V143L202 144V145H203V143L205 144L206 142H208L207 145H208V144L211 145V144L213 143V142L211 143V141H210V138H212L211 140H214V138H213L211 135H210L209 137H208V136H205V138H204L205 140H204ZM235 138L238 140L239 143L236 142L237 140H236ZM11 139H12V140H11ZM30 139H31V138H30ZM45 139H46V138H45ZM60 139H61V138H60ZM90 139H91V138H90ZM97 139H98V138H97ZM108 139H109V138H108ZM108 139H107V140H108ZM110 139H111L112 141H109V140H108L107 142H109L111 145H113V143H111V142H113L114 139H113L112 137H110ZM122 139H124V141H126V140H129V141H127L128 143H126V142H124ZM146 139L148 140V139H150V138H146ZM174 139H175V140H174ZM185 139L189 140L187 137H186ZM190 139H191V138H190ZM202 139H203V140H202ZM216 139H217V137H216ZM243 139H245V138H243ZM243 139H242V141H243ZM0 140H1V139H0ZM3 140H2V141H3ZM24 140H25V139H24ZM24 140H23V141H24ZM42 140H43V141H42ZM42 140H41V141H42L43 143H45V142L47 141V140L44 141V138H43ZM84 140H85V139H84ZM154 140H155V139H154ZM162 140H161L160 143H159V144H161V148H162L163 146H164V149L166 148V146H167V148H168V143H166L167 145L165 144L166 146L163 145L164 142H165L166 140H163V141H162ZM187 140L184 141V144H185V142H186V144H187ZM191 140L193 141V139H191ZM223 140H224V139H223ZM234 140H233V141H234ZM251 140H252V142H251ZM254 140H255V141H254ZM4 141L1 142V144H0V145L2 146V147L0 148V149H1V151H0V155L2 154L1 152H3L2 150H4V148L6 147V144H5V147H3L4 144L2 145V143H5ZM11 141H14V143H15V142L18 143L17 145L19 146V148L16 146V144H15V145H12V144H14V143L11 142ZM48 141H49V140H48ZM59 141H61V140H59ZM59 141H58V142H59ZM89 141L91 142V140H89ZM137 141H138V143H137ZM152 141H153V139H152ZM178 141H179V142H178ZM189 141H190V140H189ZM195 141H196V140H195ZM195 141H193V142H195ZM214 141H215V140H214ZM219 141H220V140H219ZM8 142H9V143H8ZM10 142H11V144H10ZM26 142H27V138H26ZM32 142H33V141H32ZM34 142H35V141H34ZM38 142H35V143H33V144L37 145L36 143H38ZM55 142H56V140H55ZM61 142H62V141H61ZM61 142H60V143H61ZM96 142H97V141H96ZM104 142H105V141H104ZM120 142H121L123 145H122ZM123 142H124V143H123ZM134 142H135V143H134ZM155 142H156V140H155ZM201 142H202V143H201ZM209 142H210V143H209ZM227 142H228V141H226V143H227ZM230 142H231V141H230ZM230 142H228V143H230ZM262 142H263V141H262ZM28 143H29V140H28ZM40 143H41V142H40ZM131 143H132V144H131ZM133 143H134V144H133ZM162 143H163V144H162ZM173 143H172L171 145H173ZM226 143H224V144L226 145ZM30 144H31V143H30ZM93 144H94V143H93ZM98 144H99V142H98ZM125 144H127V145L125 146ZM130 144H131V145H130ZM143 144H144V143H143ZM146 144H147V143H146ZM157 144H158V143H156V144L154 145V144H152V142H151V145H150L151 148L148 147V149H152V150H153V151H151V154H157V153H156V152H158V151H156V150H158L157 148H159V151H160V152H161L162 150H164L163 148H162V149L160 148V145H158L159 147H157ZM181 144H183V143L181 142ZM181 144H180V145H181ZM214 144H215V142H214ZM218 144H219V143H218ZM222 144H223V142H222ZM222 144H221V145H222ZM237 144H235V146H236ZM240 144H241V146H240ZM258 144H259V142H258ZM261 144H262V143H261ZM261 144H259V146H260ZM9 145L7 146L8 148H9ZM45 145H46V144H45ZM72 145H73V144H72ZM87 145H88V144H87ZM87 145H86V146H87ZM101 145H102V144H101ZM107 145H108V143H107L106 145H104V147L107 146ZM138 145H139V144H138ZM138 145L134 146V148L136 147V149L132 148V151H133V149L136 150V151L139 150L138 153H137L136 155L141 154L142 152H144V147H142V148H143V151H142V150H140V147H141V146H138ZM148 145H149V142H148L147 146H148ZM152 145H153L154 148L152 147ZM187 145H188V144H187ZM190 145H191V143H189V146H190ZM196 145H199V144H196ZM196 145H194V146H196ZM202 145H201V146H202ZM209 145H208V146H209ZM221 145H220V146H221ZM225 145H224V146H225ZM38 146L41 148V146H43V145H38ZM69 146H70V145H69ZM99 146H100V145H99ZM99 146H98V147H99ZM113 146L116 147V146H115V143H114ZM127 146H128V147H127ZM129 146H130V148H129ZM142 146H143V145H142ZM199 146H200V145H199ZM201 146H200L201 149H200V148H199V149L197 148V150H200V151H201V150H202V147H201ZM208 146H207V147H208ZM216 146H217V144H216L214 147H216ZM218 146H219V145H218ZM220 146H219L218 148H220ZM224 146H221V147H224ZM226 146L228 147V144H227ZM230 146L233 147L232 144H231ZM235 146H234V147H235ZM254 146H253V147H254ZM262 146H264V144H263ZM45 147H46V149L48 148L47 146H44L43 149H45ZM74 147H75V145H74ZM83 147H84V146H83ZM98 147H97V148H98ZM125 147H126V148H125ZM156 147H157V148H156ZM169 147H170V143H169ZM174 147H175V146H174ZM182 147L186 149V145H185V146H181V150H182ZM192 147H193V145H192ZM205 147H206V146H205ZM2 148H3V149H2ZM8 148H7V149H8ZM17 148H18L21 152H20ZM20 148H21V149H20ZM34 148H35V147L33 146V149H34ZM51 148H52V147H51ZM138 148H139V149H138ZM155 148H156V150H155ZM167 148H166V150H164V151L161 152V153L167 152ZM211 148H212V145H211ZM218 148H217V149H218ZM238 148H237V149H238ZM248 148H249V147H248ZM262 148H263V147H262ZM262 148H261V149H262ZM41 149H42V148H41ZM58 149H59V148H58ZM109 149H110V150H109ZM109 149H107V150H108L107 152L111 151V148H110V147H109ZM116 149H117V148H116ZM145 149L148 150L146 147H145ZM160 149H161V150H160ZM174 149H175V148H173V151H175ZM205 149H206V148H205ZM208 149H209V148H208ZM212 149H213V148H212ZM215 149H216V148H215ZM228 149H229V148H228ZM237 149H236V150H237ZM243 149H244V148H243ZM253 149H259V147H258V148H255V147H254ZM59 150H61V149H59ZM84 150H85V149L83 148V151H84ZM90 150H91V148H90ZM98 150H99V149H98ZM98 150H97V152H98ZM101 150H102V149H100V151H101ZM168 150L170 151L169 153H174V152H171V150H170L169 148H168ZM181 150H180V151H181ZM186 150H187V149H186ZM188 150L190 151V150H191V147H190V149H188ZM197 150H196V151H197ZM206 150H207V149H206ZM206 150H205V151H206ZM231 150H233V149H231ZM238 150H239V149H238ZM241 150H242V149H241ZM263 150H264V149H263ZM4 151H5V150H4ZM7 151H8V150H6L5 155L9 156V155L7 154ZM17 151H18V154H19V152H20V153H23V154H19V155H17V153H16ZM41 151H42V150H41ZM51 151H52V150H51ZM57 151H58V150H57ZM57 151H55V152H56L55 156L58 155V154L60 153V151H58V152H57ZM85 151H87V150H85ZM92 151H93V148H92ZM92 151H91V152H92ZM122 151H123V150H122ZM122 151H121V152H122ZM124 151H125V150H124ZM132 151H130V152L132 153ZM136 151H134L133 154H135ZM140 151H141V152H140ZM154 151H156V152H154ZM177 151H179V150H178V147H177ZM196 151H194V152H196ZM200 151H198L197 153H198V155H199L200 157H201V156L203 157L202 153H200L201 155L199 154ZM203 151H204V150H202V152H203ZM205 151L203 152L204 154L206 153ZM211 151H212V150H211ZM233 151H234V150H233ZM250 151H251V150H250ZM252 151H253V150H252ZM46 152H47V150H46ZM46 152H45V150H44V154H45V155H46ZM68 152H69V151H68ZM104 152H105V150H104ZM104 152H102V153H104ZM117 152H118V154H119L120 151L117 149ZM121 152H120V153H121ZM145 152H146V151H145ZM145 152H144V153H145ZM149 152H150V151H149ZM152 152H153V153H152ZM190 152H191V151H190ZM212 152L215 153L214 150H213ZM212 152H211V155H208L209 157L212 156V154H213ZM230 152L233 153L232 151H230ZM230 152H229V153H230ZM235 152H236V151H235ZM240 152H241V151H240ZM243 152H244V151H242V153H243ZM247 152H248V151H247ZM247 152H245V153H247ZM10 153H12V152H10ZM47 153H48V152H47ZM62 153H63V152H61V154H62ZM74 153H75V152H74ZM74 153H72V154L74 155ZM83 153L86 154L85 152H82V154H83ZM113 153H116V151H114ZM122 153L124 154V152H122ZM122 153H121V155L119 154V157L122 158V160H124V161H122V160L119 161V159H118L119 157H118V158H117L118 161H117L115 164H118V166H119V164H120L121 161H122V164H120L119 167H121V169H122V167L124 166V169L127 168V171H128V167H129V169H131L130 171H132V168H133L134 166H135V168H136L137 165H142V163L139 164V163H137V162H140V159H141V158H142V160H143V162H144L143 157H144L145 159H146V157H149V159L151 158L150 161H151V160L153 161V159H155V158L152 159V156H149V154L146 155V153H147V152H146L145 154H143V153L141 154L142 156L144 155L143 157L140 156V155H138V156H140V157L136 158L137 156H134L135 159H137V160L139 159V161L136 160V161H137V162H136L135 159L133 160V154H131V153H130V154L132 155V159H130V158H131V157H130L131 155H130L129 152H128V154H126V155H129V156H128V157H129V158H128V159H129V162H128V161H126V160H127V158L125 157L126 155H123ZM125 153H126V151H125ZM169 153H167V155H166V153H165L164 155H163V154L159 155V153H158V156L160 157V161H158V158H159V157L157 158V161L160 163V162L162 161L161 158H162L163 156H164V158H165V155L168 156ZM231 153H230V154H231ZM236 153H237V152H236ZM238 153H239V152H238ZM245 153L243 154V156L245 155ZM262 153H263V152H262ZM262 153H261V152H258L257 155H258V154H262ZM27 154H28V153H27ZM49 154H51V153H49ZM49 154H48V155H49ZM65 154H67V153H65ZM70 154H71V151H70ZM111 154H112V151H111ZM111 154L109 153V155H111ZM193 154H196V153H193ZM206 154H207V153H206ZM209 154H210V150H209ZM233 154H234V153H233ZM239 154H240V153H239ZM239 154H238V155H239ZM249 154H251V155H250V156L247 155V157H250V158H248V160L251 161V160H253V158H254V156H255L256 154H255L254 156H252L254 153L252 154V153L250 152ZM2 155H4V153H3ZM10 155H11V154H10ZM15 155H14V156H15ZM29 155H30V153H29ZM59 155H60V154H59ZM63 155H64V153H63ZM92 155H94V157H95V156H99L100 153H99V155H96V154H93V153H92ZM122 155H123V156H122ZM169 155H170V154H169ZM198 155H197V159H198ZM216 155H217V154H216ZM216 155H215V156H216ZM235 155H236V154H235ZM238 155H237L236 157H239V156H240V155H239V156H238ZM7 156H6V157H7ZM26 156H27V155H26ZM31 156H33V155H31ZM36 156H37V155H36ZM36 156H35V158H33V159H34V160H32L33 162H31V160H29V162L31 163V166L35 163V161H36ZM46 156H47V155H46ZM61 156H62V155H61ZM67 156H68V154H67ZM67 156H66V157L64 156V157H65V160L63 159L64 162H62V167H60V168H62V170H63L64 164H66L65 162H67V161H66ZM106 156L108 157L107 154H106ZM114 156H115V155H114ZM171 156H172V155H171ZM24 157H25V156H24ZM27 157H28V156H27ZM39 157L41 158V155H40ZM43 157H44V156H43ZM56 157H57V156H56ZM64 157L62 156V158H64ZM94 157H93V158H94ZM100 157H101V156H100ZM100 157H99V158H100ZM115 157H116V156H115ZM115 157H114V158H115ZM155 157H156V156H155ZM195 157H196V156H195ZM202 157H201V158H202ZM204 157H206V156H204ZM212 157H213V156H212ZM217 157H218V156H217ZM222 157H223V156H222ZM226 157H229V154H227V156H225V158H226ZM240 157H241V156H240ZM251 157H252V158H251ZM257 157H258V156H257ZM260 157H261V156H260ZM1 158H2V157H0V160H1V162H2L4 158H2V159H1ZM8 158H9V157H8ZM12 158H13V157H12ZM15 158H16V157H15ZM15 158H14V160H15ZM31 158H32V157H31ZM44 158H45V157H44ZM44 158H43V161H41V162H43V165H45V164H44V161H45ZM62 158H60V157L58 156V158H54V159L52 158V161L54 160V162H55L56 159L58 160V159H62ZM109 158H110V157H108V159H109ZM123 158H124V159H123ZM167 158H168V157H167ZM167 158H166V160L169 161V159H167ZM172 158H173V157H171V160H172ZM201 158H200V159H201ZM225 158H224V159L221 158V160H225ZM229 158H230V161H231V159H232L231 156H230ZM229 158H228V160H229ZM258 158H259V157H258ZM9 159H10V158H9ZM9 159H8V161H9ZM23 159H25V158H21V159H20V162H21V163H19V164H22V163H23V161H21V160H23ZM87 159H88V158H87ZM97 159H98V157H97ZM100 159H101V158H100ZM104 159H107V158L104 157ZM104 159H101V161H104ZM149 159H146V160H148L147 162H149ZM200 159H199L198 161H200ZM207 159H208V158H207ZM215 159H217V158H215ZM215 159H212V158H211V162H212V160L215 162ZM233 159H234V157H233ZM233 159H232V160H233ZM238 159H239V158H238ZM241 159H244V158H241ZM241 159H240V160H241ZM4 160H6V161H5V162L3 161V162H4L5 164H7V163H6V162H8L7 159L5 158ZM10 160H12V159H10ZM16 160H17V159H16ZM68 160H69V158H68ZM90 160L92 161V158H91ZM90 160H89V163L91 164ZM166 160H165V161H166ZM219 160H220V157H219L218 161H219ZM228 160H227V161H228ZM259 160H260V159H259ZM18 161H16V162L18 163ZM60 161H61V160H60ZM60 161H59V162H60ZM93 161H94V160H93ZM97 161H98V160H97ZM99 161H100V160H99ZM106 161H107V160H106ZM113 161H114V160H113ZM115 161H116V159H115ZM130 161H132L131 164H130ZM155 161H156V160H155ZM155 161H153L152 163H154ZM163 161H164V160H163ZM163 161H162V162H163ZM205 161H207V160H205ZM208 161H209V160H208ZM230 161L226 162V160H225V162H226L228 165L225 164V163H223V165H225L223 168H226V167L228 166L227 168H228V169L230 168L229 171H231L233 168H237V171H238V169H240V168H238L239 165H238V164H237V165L235 164V162L238 161V160L235 161V159H234V160L232 161V162L235 161L234 163H230ZM250 161H249V162H250ZM254 161H256V160H254ZM257 161H258V160H257ZM261 161H262V160H261ZM1 162H0V163H1ZM12 162H13V160H12ZM14 162H15V161H14ZM14 162H13V163H14ZM16 162H15V163H16ZM36 162H37V161H36ZM47 162L49 163V160H48V159H47ZM72 162H73V161H72ZM108 162H109V161H108ZM134 162H135V163H134ZM169 162H170V161H169ZM172 162H173V160H172L170 163H172ZM200 162H201V161H200ZM211 162H210V163H211ZM249 162H248V163H249ZM263 162H264V160L262 161V163H263ZM9 163H10V162H8V165H10ZM56 163H58V162L56 161ZM76 163H77V162H76ZM76 163H73V164H76ZM80 163H81V162H80ZM82 163H83V162H82ZM82 163H81V164H82ZM109 163H110V162H109ZM111 163H113V162H111ZM145 163H146V162H145ZM165 163H167V162H165ZM175 163H176V162H175ZM182 163H183V162H182ZM186 163H187V162H186ZM204 163H205V162H204ZM236 163H238V162H236ZM239 163H240V162H239ZM251 163H253V162H251ZM257 163L260 164L259 162H256L255 165H256ZM262 163H261V164H262ZM35 164H37V163H35ZM35 164H34V166H35L34 169L37 167ZM46 164H47V163H46ZM51 164H52V162H51ZM53 164H54V163H53ZM59 164H60V163H59ZM93 164H94V163H93ZM99 164L101 165V162H99L98 165H99ZM102 164H104V162H103ZM129 164H130V165H129ZM133 164H134V165H133ZM155 164L158 166V163H157V162H156ZM172 164H174V163H172ZM172 164H170V165L173 166ZM187 164H189V163H187ZM193 164H194V163H191V164H189V165H193ZM198 164H199V163H198ZM206 164H208V162H206ZM14 165H15V164H14ZM14 165H13V166H14ZM37 165L39 166V162H38ZM69 165H70V163H69ZM69 165H68V166H69ZM79 165H80V164H79ZM79 165H78V166H79ZM87 165H89V164H87ZM87 165H86V166H87ZM111 165H112V164H111ZM127 165H128V166H127ZM143 165H144V163H143ZM150 165L152 166V167H151V168H152L151 170L156 169V166H153L154 164H153V165L150 164ZM166 165H167V164H166ZM170 165H169V167H168V166L165 167L166 170H168V168H170ZM196 165H197V163H196ZM199 165H200V164H199ZM230 165H232V166L230 167ZM233 165L236 166V167H234ZM251 165H252V164H251ZM10 166H12V165H10ZM16 166H18V165L16 164ZM26 166H27V165H26ZM74 166H75V165H74ZM126 166H127V167H126ZM146 166H147V165H146ZM185 166H186V165H185ZM185 166H184V168H185ZM194 166H195V164H194ZM200 166H201V165H200ZM212 166H213V165H212ZM263 166H264V165H263ZM0 167H2V166L0 165ZM3 167H4V166H3ZM19 167H20V165L18 166V168H19ZM23 167H24V166H23ZM42 167H43V166H42ZM45 167H48V166L46 165ZM45 167H44V168H45ZM52 167H53V165H52ZM54 167H55V166H54ZM54 167H53V168H54ZM58 167H59V166H58ZM70 167H71V165H70ZM76 167H77V166H75V168H76ZM89 167H90V166H89ZM100 167H101V169H102V165H101ZM119 167H117V169H119ZM141 167H144V166H141ZM141 167H137L138 169L136 168V169L138 170V172L141 171V169H142ZM147 167H148V166H147ZM149 167H150V166H149ZM158 167H159V166H158ZM175 167H177V166H175ZM178 167H179V166H178ZM178 167L176 168V170L179 169V170H177V171H179V173H178L175 169H172V170H173V172H174V170L177 172V173H176V172L174 173L175 176H178L177 174H179V177H180V173H181V172H180V170H181L180 168H181V167H180V168H178ZM192 167H193V166H192ZM196 167H198V165L195 166L194 168H196ZM205 167H206V166H205ZM209 167H210V166H207L206 168H209ZM255 167H256V166H255ZM255 167H254V168H255ZM5 168L8 169V168H10V167H5ZM5 168H4V169H5ZM15 168H17V167H15ZM25 168H26V167H25ZM32 168H33V167H32ZM53 168H52V169H53ZM79 168H80V166H79ZM82 168H83V170H84V167H82ZM92 168H93V167H92ZM94 168H95V167H94ZM139 168H141V169H139ZM172 168H174V167H172ZM184 168H183V169H184ZM186 168H188V167H186ZM194 168H191L190 170H189V169H188V170L191 171V170L194 169ZM231 168H232V169H231ZM254 168H253V169H254ZM257 168H259L258 165H257ZM0 169H1V171H3V170H2L3 168H0ZM26 169H27V168H26ZM48 169H50V167H48ZM48 169L46 168V170H48ZM52 169H51V170H52ZM69 169L72 170V168H69ZM73 169H74V168H73ZM80 169H81V168H80ZM98 169H99V168H98ZM98 169L96 170L97 172L100 171V170L98 171ZM145 169H146V168H145ZM147 169H148V168H147ZM160 169H161V168H160ZM160 169H159V170H160ZM170 169H171V168H170ZM170 169H169V170H170ZM183 169H182V170H183ZM199 169H200V167H199ZM199 169H198V170H199ZM210 169H211V168H209V170H210ZM212 169L215 170V172H214L212 175H215V177L217 176V177H216V178H217L216 181H219V183H221L220 186H221V185L224 186V184L222 183V180L224 181V183L226 182L227 185L229 186V189H228V190H229V192L231 193L232 190H230V189L234 186V183H233V182H234L237 178L239 179V177H240L239 174H238V175H234V174L236 173V171H235V173L233 172L234 174L231 175V176H232V179H231V177H230V175H229V174H231V173L228 174L227 172L223 171V172H225L226 174H224V173L222 174L221 172H219V170H216V169H214V168H212ZM212 169H211V172H207V171H205V172L203 173V175L206 173L205 177L207 176L206 178H210L212 175H210L209 173H212V172H213ZM251 169H252V168H251ZM260 169H261V168H260ZM39 170H40L41 172L44 171V170H41V167L39 168ZM54 170H55V169H54ZM57 170H58V169H57ZM59 170H60V169H59ZM59 170H58V172H59ZM62 170H61V171H62ZM74 170H75V169H74ZM77 170H78V169H77ZM83 170H82V171H83ZM90 170H91V169H90ZM103 170H105V169H103ZM137 170H136V172H137ZM149 170H150V169H149ZM156 170H157L156 172H154V171L151 172V171H150L151 173H149V171H148V173L145 174V177H142V176H143V173H144V169L141 171V172H142V173H141L142 176H140L139 173H137V174H138L139 177L142 178L143 180H146V179H147L146 177H149L148 174H150V176H151V174H152L151 177H156L154 173H157V178L165 176L167 179H165V177H164V179H163L164 181L161 180L162 178H161V179H157V180H158V185H156V186H159V187H160V184H159V183H163V182L168 181V180L172 177V175H173V174H171L170 178H169V175H168V177H167L166 175H163V176H162V175H159V176H158V169H156ZM169 170H168V171H169ZM172 170H170V171H172ZM203 170H205V169L203 168ZM209 170H208V171H209ZM223 170H224V169H223ZM234 170H235V169H234ZM34 171H35V170H34ZM49 171H50V170H49ZM105 171H106V170H105ZM119 171H120V170H119ZM124 171H125V170H124ZM130 171H129V173H130ZM161 171H162V170H161ZM170 171H169V174H170ZM216 171H217V172H216ZM239 171H241V170H239ZM4 172H6V169H5ZM7 172H8V171H7ZM25 172H26V171H25ZM27 172H31L30 174L28 173V176L30 177V179H32V180H33L34 178L36 179V180L34 179L35 181L33 180L34 182H33L32 180H30V182H32V183H35V184H36V181H41L42 178H43V177H42V178L39 177L40 172L37 173V174H39V175H37V174L34 175V173H32L31 170H29V171H27ZM36 172H37V168H36ZM45 172H46V171H45ZM45 172H44V174H45ZM51 172H52V171H51ZM53 172L55 173V171H53ZM58 172H57V173H58ZM72 172H76V171H72ZM77 172H79V171H77ZM101 172H102V171H101ZM106 172H107V171H106ZM125 172H126V171H125ZM132 172L136 173V172H135V169H134ZM145 172H146V170H145ZM153 172H154V173H153ZM184 172H185V174L187 173L185 170H184ZM262 172H263V171H262ZM12 173H13V172H12ZM22 173H24V172H22ZM49 173H50V172H49ZM79 173H80V172H79ZM81 173H82V172H81ZM117 173H118V176H119V173H120V172H117ZM126 173H127V172H126ZM167 173H168V172H167ZM167 173H166V174H167ZM219 173H220V175H219ZM0 174H2V172H1ZM24 174H25V173H24ZM44 174H43V175H44ZM47 174H48V172L45 174V176L50 177V178L52 177V176L47 175ZM52 174H53V173H52ZM96 174H97V173H96ZM100 174H102V176H105V175H104V172H103V173H100ZM100 174H98V175L100 176ZM123 174H125V173H123ZM131 174H133V173H131ZM153 174H154V175H153ZM181 174H182V173H181ZM185 174H184V175H185ZM188 174L190 175L189 172H188ZM192 174H193V173H192ZM201 174H202V173H200V175H201ZM240 174H241V173H240ZM242 174H243V173H242ZM242 174H241V175H242ZM25 175H26V174H25ZM36 175H37L38 177H37ZM41 175H42V174H41ZM58 175H59V174H58ZM79 175H80V174H79ZM85 175H86V174H85ZM113 175H114V173H113ZM125 175H126V174H125ZM128 175H129V174H128ZM128 175H127V176H128ZM134 175H135V174H134ZM138 175H137V176H138ZM226 175H227V176H226ZM243 175H245V174H243ZM243 175H242V176H243ZM28 176H26V177H28ZM31 176H32V178H31ZM56 176H57V175H55L54 178H56ZM63 176H65V175H63ZM69 176H70V174H69ZM208 176H209V177H208ZM237 176H238V177H237ZM242 176H241V177H242ZM261 176H262V175H261ZM26 177L23 176V178H22V177H21V178L25 181L24 178H26ZM29 177H28V179H27V181H26V185H27V186H25L24 184H23V185L21 184V186L27 188L26 190L28 191V193L30 192V194L32 195V192L35 191V192H33V196H34V195L36 194V192L39 193V194H41V193L43 192V194H44V192L47 193V192L49 191V189H53V190H55L54 192H52L53 194H54L55 192L58 191V193H59L60 195L56 193L57 195H59L61 198H63V196H64V198H63V199H64V200H63V201H64V204H63V205H66V203H68V204L65 206V208H66V207H69V206H72L71 203H70V200H68V199H69V194H70V193L68 192V190L65 191V190L63 189V190H64V193H62V188H63V187H60L61 189H59V187H57L59 184H60V185H63V184H64L63 181H61V179H60V183L58 182V183H59L58 185H57V181H58V180H56V186H55L54 188H52L51 186H49L50 184L52 185V182H50V184L47 183V184H48V185L46 186V188L48 187V188H47V191H45L46 188H43L44 191L42 190V192H41L40 189H42V188H40V189L37 188L38 185H35V184H34V185H35V186L33 185V186L35 187V188H34L33 186H31L32 184H29V183H28V181H29ZM36 177H37V178H36ZM57 177H58V176H57ZM76 177H78V174L76 175ZM95 177H96V176H95ZM105 177H106V176H105ZM179 177H178V178H179ZM182 177H183V174H182ZM182 177H181V178H182ZM198 177H199V176H198ZM220 177H222V178L220 179ZM245 177H246V176H245ZM248 177H249V176H247V179H248ZM45 178H46V177H45ZM58 178H59V177H58ZM58 178H57V179H58ZM60 178H63V177L60 176ZM112 178H113V176H112ZM125 178H126V176H125ZM125 178H124V179H125ZM144 178H145V179H144ZM176 178H177V177H176ZM176 178H175V179H176ZM188 178H189V177H188ZM216 178H215V179H216ZM227 178H228V179H227ZM229 178H230V180H229ZM9 179H10V178L8 177V180H9ZM37 179H39V180H37ZM40 179H41V180H40ZM63 179H64V178H63ZM75 179H76V178H75ZM93 179H94V178H93ZM95 179H96V178H95ZM102 179H103V178H102ZM107 179H108V177H107ZM114 179L116 180V178H114ZM114 179H113V180H114ZM118 179H119V178H118ZM127 179H128V178H127ZM127 179H126V180H127ZM142 179H141V180H142ZM153 179H154V178H153ZM173 179H174V175H173ZM185 179H187V178H185ZM211 179H212V178H210V180H211ZM234 179H235V180H234ZM240 179H242V178H240ZM251 179H252V178H251ZM23 180H22V181H23ZM46 180L49 181L48 178H46ZM78 180H79V179H78ZM103 180H104V179H103ZM121 180H123V179L121 178ZM130 180H132V179H130ZM130 180H127V181H130ZM139 180H140V179H139ZM141 180H140V181H141ZM159 180H161L162 182H161V181L159 182ZM165 180H166V181H165ZM190 180H191V177H190ZM206 180H207V179H206ZM212 180H213V179H212ZM220 180H221V181H220ZM242 180H243V179H242ZM244 180H245V179H244ZM79 181H81V180H79ZM98 181H99V180H98ZM101 181H102V180H101ZM109 181H111V180H109ZM109 181L107 180L106 183H108ZM119 181H120V179H119ZM133 181H134V180H133ZM153 181H154V180H153ZM171 181H173V180H171ZM180 181H181V179H180ZM188 181H189V180H188ZM200 181L203 183L204 180L202 181V180L200 179L199 182H198L197 184H196V183H194V184L198 185V184L200 183ZM216 181H215V182H216ZM249 181H250V180H249ZM251 181H253V180H251ZM254 181L256 182V180H254ZM13 182H15V181H13ZM18 182H19V179L17 180L16 183H14L15 185L18 186V190H20V189L22 188V190L25 192V191H26V190H24L25 188H23V187L19 188V183H18ZM41 182H42V186H43V183L46 184V182H43V180H42ZM61 182H62V184H61ZM65 182H66V181H65ZM89 182H90V181H89ZM104 182H105V181H104ZM112 182H113V181H112ZM117 182H118V180H117ZM117 182H115L116 185H118ZM142 182H143V181H142ZM181 182H182V181H181ZM186 182H187V181H186ZM190 182H191V181H190ZM192 182H193V181H192ZM194 182H195V181H194ZM196 182H197V181H196ZM206 182L209 183V180L206 181ZM238 182H239V181H238ZM20 183H21V182H20ZM22 183H23V182H22ZM24 183H25V182H24ZM27 183H28V184H27ZM54 183H55V181L53 182V185H54ZM78 183H80V182H78ZM85 183H86V181H85ZM85 183L82 182L81 185L79 184V186L82 187V188L79 187V188L82 189L81 192L85 193V196H86V197H84V196H83L84 194H83V195H82V198H81L80 201H82V202H81V206H83V205L86 204V202H87V204L84 205L85 207H84L83 209H85L86 206H88V207L86 208V209H88V211L85 210L86 212H84V210L82 209L78 214H80V213L82 214V212H83V214H82L83 216H80V215H81V214H80V215L76 216V217H78V218H75V220L78 219V221H79V219L82 217L83 219H82V218L80 219V222H82V224L85 222L84 220L88 219L87 217H89V220H90V221H92L93 218L96 219L94 215H96L98 212H99V217L102 218V216H100V215L102 214V213L100 214V211H104V212L106 213V210H108L107 208H105V204H104V206H102L101 204L98 203L99 201H97L94 197H93V198L96 200L97 205L94 203L95 200H92V197H89V199H88V197H87V195H88L87 191H88L90 188L92 189V187H91L92 185L90 184V185H89L90 188L88 187V188H89V189H88V188L86 187V186H88V184H85ZM91 183H92V182H91ZM115 183H114V184H115ZM118 183H119V182H118ZM120 183H121V182H120ZM126 183H127V182H126ZM133 183H134V182H133ZM145 183H146V181H145ZM155 183H157V182H155ZM155 183H154V184H155ZM169 183L172 184V182L169 181V182H167V184L164 186V188H165ZM174 183H175V182H174ZM202 183H201V184H202ZM210 183H211V182H210ZM226 183H225V184H226ZM236 183H237V182H236ZM236 183H235V184H236ZM9 184H11V183H9ZM9 184H8V186H10ZM38 184H40V182H38ZM68 184H69V182H68ZM70 184H71V183H70ZM70 184H69V185H70ZM92 184H94V183H92ZM110 184H111V183H110ZM112 184H113V183H112ZM114 184H113L112 186H114ZM135 184H136V183H135ZM142 184H143V183H142ZM142 184L140 185L141 188L144 187V185H145V184H143V185H142ZM147 184H148V183H147ZM147 184H146V185H147ZM163 184H164V183H163ZM178 184H179V183H178ZM190 184H191V183H190ZM215 184H217V183H215ZM15 185L12 186L13 189H14V186H15ZM29 185H30V187H29ZM84 185H85L86 188L84 187ZM138 185H139V183H138ZM146 185H145V186H146ZM148 185H149V184H148ZM148 185H147V186H148ZM150 185H152V184H150ZM169 185H170V184H169ZM172 185H173V184H172ZM172 185H171V186H168V187H169L168 189H170V187L172 188V187H173ZM179 185H180V184H179ZM183 185H184V184H182V186H183ZM192 185H193V184H192ZM208 185L210 186V184H208ZM208 185L205 184V186H208ZM239 185H240V183H239V184L237 183V186H234V187H237L238 189H237V188H236V189H237V190H240ZM247 185H248V184H247ZM261 185H262V184H261ZM1 186H2V185H1ZM1 186H0V187H1ZM42 186H41V187H42ZM67 186H68V185H67ZM122 186H123V184H122ZM129 186H130V185H129ZM153 186H154V185H153ZM153 186H151V187L154 188ZM176 186H177V185H175V187H176ZM182 186H179V187L177 188V190L179 191V189H180V190L183 191L184 186H183V187H182ZM185 186H186V184H185ZM193 186L195 187V185H193ZM198 186H199V185H198ZM211 186H212V185H211ZM211 186H210V187H211ZM215 186H217V185H215ZM218 186H219V185H218ZM222 186H221V187H222ZM228 186H227V187H224L225 189L222 188L224 192L227 191ZM230 186H231V188H230ZM240 186L243 187V185H240ZM4 187H5V186H4ZM31 187H33V189H31L32 191L29 189V188H31ZM44 187H45V186H44ZM65 187H66V186H65ZM119 187H121V186H119ZM140 187H138V188H140ZM149 187H150V186H148L147 188L144 187V188H142L141 190L146 189V191H148L147 189H148ZM159 187H158V188H159ZM180 187H181L182 189H181ZM202 187L205 188L204 186H202ZM234 187H233V188H234ZM245 187H246V186H245ZM15 188L17 189L16 186H15ZM55 188H57V189H59V190H57V189H55ZM83 188L86 189V190L84 189L85 192L83 191ZM136 188H137V187H136ZM152 188H151V189H152ZM158 188H157V189L154 188V189L156 190L155 195L158 196L159 200H161V197H160V195H161V196H162V201L166 200V201L168 202V203L166 202V206H167V204H169V201H168L167 199H169V200L172 201V200H175V199L177 198V199L175 200V202H176V201H178V200L181 198L180 196H182V195H178L177 192H176L177 195H176V193L172 192L173 195L175 194V196H176V197L174 196V198H173V196H170V195L165 194V193L167 192V188L164 189V190L162 189L163 191L166 190V192H164V193H163L162 191L160 192L159 189H161V187H160L159 189H158ZM162 188H163V187H162ZM185 188H188V186L185 187ZM189 188H190V186H189ZM189 188H188V189H189ZM192 188H193V187H192ZM196 188H199V187H195V189H196ZM243 188H244V187H243ZM243 188H241V189H243ZM253 188H254V187H253ZM253 188H252V189H253ZM261 188H262V187H261ZM4 189H6V188H4ZM16 189H14L15 192H16L15 196H20V194L18 193L19 191H16ZM28 189H29L30 191H29ZM35 189H37V191H36ZM66 189H67V188H66ZM81 189H80V190H81ZM87 189H88V190H87ZM91 189H90V190H91ZM118 189H119V188H118ZM121 189H122V187H121ZM151 189L149 188V190H151ZM218 189H219V188H218ZM222 189H221V191H222ZM236 189H234V190H236ZM244 189H246V188H244ZM258 189L260 190V187H258ZM258 189H256V190H258ZM263 189H264V188H263ZM1 190H2V189H1ZM11 190H12V188H11ZM11 190H10V191H6V194H10V195L12 196V194H14V193H13V190H12V191H11ZM38 190H39L40 192H39ZM60 190H61V191H60ZM119 190H120V189H119ZM122 190H123V189H122ZM131 190H133V189H131ZM136 190H137V189H136ZM152 190H153V189H152ZM157 190H158L159 193L157 192ZM170 190L173 191V190H175V188L170 189ZM192 190H193V189H192ZM192 190L190 189V191H192ZM197 190H198V189H197ZM206 190H207V187H206ZM206 190H205L204 193H209V192H208L209 190H208V191H206ZM225 190H226V191H225ZM234 190H233V191H234ZM256 190H255V188H254V191H255V192H257ZM51 191H52V190H51ZM70 191H71V190H70ZM115 191H116V190H115ZM146 191H143V193L146 192ZM168 191H169V190H168ZM182 191H180V192L182 193ZM193 191H195V190H193ZM212 191H215V190L213 189ZM218 191H219V190H218ZM221 191H220V192H221ZM244 191H245V190H244ZM248 191H249V189H248ZM250 191H251V189H250ZM252 191H253V190H252ZM7 192H9V193H7ZM24 192H23V194H24ZM60 192H61V193H60ZM65 192L69 193V194H68V197L66 196V193H65ZM91 192H92V191H91ZM97 192H99V191H97ZM97 192H95V193H97ZM123 192H124V191H123ZM125 192H126V191H125ZM154 192H155V191H154ZM170 192H171V191H170ZM170 192H168V194H169ZM180 192H179V193H180ZM195 192H196V191H195ZM216 192H217V191H216ZM229 192H228V193L226 192L227 195L230 194ZM238 192H239V191H238ZM245 192L247 193V191H245ZM255 192H254V194L259 195V196H261V197H263L262 194L264 195V191H262V193H260L261 191H259V192H257V193H255ZM0 193H3V195H4L5 191L3 190V192L1 191ZM46 193H45V195H46ZM48 193H50V192H48ZM101 193H102V192H101ZM103 193H104V192H103ZM146 193H148V192H146ZM152 193H153V192H152ZM162 193H163V194H162ZM186 193H187V192H186ZM191 193H192V192H191ZM204 193L202 194V193L200 192V195H201V194L203 195V196H200V197H201L200 199H202V197L205 196ZM214 193H215V192H214ZM242 193H244V192H242ZM242 193H241V194L239 193V194H240V195H239V198L241 197ZM251 193L253 194V192H251ZM258 193H259V194H258ZM17 194H18V195H17ZM23 194H21V196H22ZM61 194H64V195L61 196ZM73 194H74V193H73ZM80 194H81V193H80ZM92 194H94V193L92 192L90 195L92 196ZM111 194H112V193H110V195H111ZM141 194H142V193H141ZM144 194H145V193H144ZM164 194H165V196H164ZM193 194H194V193H193ZM193 194H191V196H193ZM244 194H245V193H244ZM26 195H27V193H26ZM28 195H29V194H28ZM37 195H38V194H36V197L34 196V198L32 197V199H30L31 196H25V197H29V199L32 200V201L29 200V202L32 204V203H33V200H37L38 197H39V198L41 197V196H39V195L37 196ZM48 195H49V194H48ZM54 195H55V194H54ZM57 195H56V196H57ZM122 195H123V194H122ZM146 195H147V194H145L144 196L146 197ZM149 195H150V194H149ZM149 195H148L146 198H148V197H152V196H155L154 194H153L152 196H149ZM166 195H167V196H166ZM183 195H184V194H183ZM189 195H190V194H189ZM206 195L209 196L208 194H206ZM236 195H237V194H236ZM250 195H251V194H250ZM250 195H249V196H250ZM6 196H7V195H6ZM11 196H9L8 199H9ZM13 196H14V195H13ZM21 196H20L19 198H22L23 203H25L26 201L28 202L27 198H26V201H24L25 199H24L23 197H21ZM59 196H58V198H59ZM65 196H66V197H65ZM72 196H73V195H72ZM144 196H142V197H144ZM157 196H156V197H157ZM195 196H196V195H195ZM210 196H213V195L210 194ZM249 196H247V197H249ZM251 196H252V195H251ZM3 197H4L5 200H6L7 197H5V196H3ZM3 197L0 196V198H3ZM43 197H45V196L42 195V200H43ZM47 197H49V196H46L45 199H47ZM125 197H127V196H125ZM128 197H129V196H128ZM163 197H165V199H164ZM167 197H168V198H167ZM169 197H171V199H170ZM179 197H180V198H179ZM182 197H183V196H182ZM226 197H227V196H226ZM242 197H243V195H242ZM242 197H241V198H242ZM244 197H245V196H244ZM4 198H3V199H4ZM15 198H16V197H15ZM15 198L12 197V198H10V200H14V202H15ZM17 198H18V197H17ZM36 198H37V199H36ZM51 198H52V196H51ZM53 198H54V197H53ZM53 198H52V199H53ZM56 198H57V197H56ZM58 198H57V200H58ZM61 198H60V199H61ZM153 198L156 199L155 197H153ZM166 198H167V199H166ZM184 198H185V197L181 198L182 201H183ZM192 198H193V197H192ZM192 198H190V199H192ZM205 198H206V197H205ZM208 198H209V197H208ZM228 198H229V197H228ZM230 198H232V195H231ZM234 198H235V197H234ZM234 198H232V199H234ZM236 198H237V196H236ZM236 198H235V199H236ZM253 198H255L254 195H253ZM257 198H258V197L256 196L255 201H258L259 199H261V198H259V199L257 200ZM40 199H41V198H40ZM45 199H44V201H45ZM49 199H50V198H49ZM65 199H67V200H65ZM79 199H80V198H79ZM79 199H77V200H79ZM84 199H86L87 201L84 200ZM98 199H99V197H98ZM108 199H109V198H108ZM150 199H151V198H148L147 200H146V199H143V200H145V201L148 202ZM163 199H164V200H163ZM195 199H196V198H195ZM249 199H250V198H249ZM10 200H9V201H10ZM18 200H19V199H18ZM18 200H17V201H18ZM22 200H21V201H22ZM77 200H75V202H77ZM83 200H84V201H83ZM151 200H152V199H151ZM151 200H150V202H151ZM185 200H186V199H184V201H183L184 203H185ZM208 200H210V198H209ZM208 200H207V201L205 200V201H206V206H208V205H207ZM236 200H237V199H236ZM236 200H234L233 203L231 202V204H234V203L236 202ZM245 200H247V199H244V201H245ZM261 200L263 201L264 198L261 199ZM9 201H8V202H9ZM21 201H20V202H21ZM38 201H39V200H38ZM44 201H43V202L41 201V203L38 204V206H40V204L43 203L42 206H40V207H38V208H37V206H36V208H33V210L31 209L32 211H34V209H35V212H36L37 216H36L35 212H30V213L28 214V218H30V216H31V219H35V220H31V219H30V221H29L28 223H30L29 225H31V223H32V225H34V224H35V225H36V224L38 225V224H39V226H40L39 228H42V227H41L42 224L40 225V223H44V222H45L46 224H43L44 227H47L46 229H51V228H48V227H51V225H50V226L47 225V223H49L50 220H51L50 215H49V212H48V215H49L48 218H50L49 221L46 220V217L42 216L43 213H45V212H43L42 210H45V208L48 207V206L46 205V203H44ZM47 201H48V200H46L45 202H47ZM50 201H51V200H50ZM58 201H59V200H58ZM154 201H156V200H154ZM202 201H203V199H202ZM212 201H213V200H212ZM219 201H220V200H219ZM237 201L239 202V200H237ZM244 201H243V202H240V204H241V205H242V203L245 204ZM1 202H2V204L5 203V202H6L5 205L7 204V201L3 202V200L0 199V204H1ZM10 202H12V201H10ZM34 202H35L34 205L37 204V201H34ZM51 202H52V201H51ZM53 202L55 203V199H53ZM60 202L62 203V201H60ZM65 202H66V203H65ZM91 202H92V203H91ZM147 202H142V201H141V203L144 205V207H143V205H142L141 203L139 204L140 206H139V205H138V206H139L141 209H142V208H145V205L147 204ZM150 202H149V203H150ZM159 202H160V201H159ZM186 202H188V201H186ZM216 202H217V201H216ZM246 202H247V201H246ZM258 202H259V201H258ZM16 203H17V202H16ZM16 203H14V204L12 203V204H10V205L12 206V205H15ZM18 203H19V202H18ZM48 203H49L48 205L50 206L51 203H50L49 201H48ZM69 203H70V204H69ZM72 203H73V202H72ZM83 203H84V204H83ZM90 203H91V204H90ZM144 203H146V204H144ZM151 203H152V202H151ZM161 203H163V202H161ZM161 203H160V204H161ZM164 203H165V202H164ZM170 203H171V202H170ZM172 203L174 204L173 201H172ZM200 203H201V202H200ZM204 203H205V202H204ZM204 203L202 202V205H203ZM226 203H227V202H226ZM236 203H237V202H236ZM44 204H45V205H44ZM55 204H57V203H55ZM58 204H59V203H58ZM76 204H77V203H76ZM79 204H80V203H79ZM88 204H89V205H88ZM92 204H93V205H92ZM152 204H154V202H153ZM198 204H199V202H198ZM237 204H238V203H237ZM240 204H238L237 206H239ZM256 204H257V202H256ZM5 205H4V206H5ZM24 205H26V206H25L26 208H27V206H30V207H31V205L28 204V203H27V204L25 203ZM60 205H61V204H59V206H60ZM68 205H69V206H68ZM94 205H96V206H94ZM98 205H99V206L101 205V207H104L105 210H104V209L102 210ZM125 205H126V204H125ZM127 205H128V204H127ZM141 205H142V206H141ZM171 205H172V204H171ZM171 205H168V206H171ZM204 205H205V204H204ZM210 205H211V204H210ZM261 205H262V204H261ZM261 205H258L257 207H259V206H261ZM8 206H9V203H8ZM8 206H6V207H8ZM15 206H17V208H16V207H13V206H12V208H15V209H16V210L13 209L16 213H18V212L20 211V214H22V212H24L23 210H21V209L24 208V207H21V206H23L22 203H20V205H19V204H18V205L16 204ZM32 206H33V204H32ZM148 206H149V205H148ZM153 206H154V205H153ZM159 206H160V205H159ZM161 206H163V205L161 204ZM161 206H160V207H161ZM166 206H165V209H166ZM184 206H185V205H184ZM213 206H214V205H213ZM233 206H235V205H233ZM250 206H251V205H250ZM0 207H2V206L0 205ZM6 207H5V208H6ZM33 207H34V206H33ZM53 207H54V206H53ZM53 207H50V208H51L50 210L53 209V213H54V211H56V210H55ZM72 207H74V206H72ZM91 207H94L95 210H94V208H91ZM126 207H127V206H126ZM129 207H130V205H129ZM172 207H173V205H172ZM209 207H210V206H209ZM230 207H232V206L230 205ZM239 207H240V206H239ZM10 208H11V207H8V209H10ZM18 208H19V210H18ZM26 208H24V210H25ZM31 208H32V207H31ZM40 208H42V209H40ZM55 208H56V207H55ZM65 208H64V209H65ZM69 208H70V207H69ZM69 208H67V210H68ZM98 208H100V210H99ZM108 208H109V207H108ZM135 208H136V207H135ZM137 208H138V207H137ZM146 208H147V206H146ZM168 208H170V210H169V211H170V215H172V214H171V209H173L174 207H173V208L168 207ZM219 208H220V207H219ZM232 208H234V210L236 211V213H237V212L239 213L240 210L243 211V208H241V207L238 208L239 211H238V209H237L236 206H235V207H232ZM235 208H236L237 210H236ZM259 208H260V207H259ZM259 208H258V209L256 208V212H257V213H259V212L257 211V210H260ZM36 209H37L38 211H37ZM39 209H40V210H39ZM46 209H47V208H46ZM58 209H60V208H58ZM58 209H57V210H58ZM89 209H90L91 211H90ZM97 209H98V212H97ZM115 209H116V208H115ZM115 209H114V210H115ZM126 209H127V208H125L124 210H126ZM141 209H139V210L141 211ZM147 209H148V211H146ZM147 209L145 210L146 213H145V211H144V213L148 215V212H149L150 207L147 208ZM151 209H153V208L151 207ZM154 209H155V208H154ZM163 209H164V208H163ZM197 209H198V208H197ZM201 209H203V208H201ZM206 209H207V208H206ZM210 209H211V208H210ZM215 209H216V208H215ZM229 209H230V208H229ZM244 209H245V208H244ZM250 209H251V208H250ZM1 210H2V209H1ZM6 210H7V209H6ZM6 210H5V212H4L5 214L7 213ZM17 210H18V211H17ZM62 210H63V209H62ZM62 210H59V211H62ZM92 210H93V211H92ZM116 210H117V209H116ZM116 210H115V211H116ZM128 210H129V209H127V211H125V213H126L125 216H127V214H128V216L126 217L127 220H128V219L132 220V222H133L132 224L134 225L135 223H137L136 225L138 226V228H137L136 225H135L136 227H135V226L133 227V230H134L135 228H137V229H135L134 233H136V231H138L139 229H141L142 226H144V227H142V229L145 228L144 231L141 229V232H142V233H141L140 231H138V232L141 233L142 236L145 235V236L147 237L146 232H147V234L150 233V232H149L150 230H149V228H148V227H149V226H148L149 223H148V225H147V222H146V221L142 222L143 218L139 220L140 217H138V219H137V217H136V219H133V216H134V218H135V216L137 215V213H139L138 211H136V209H135V211L132 210V211L134 212V214H133V212H130V213H129ZM142 210H143V209H142ZM160 210H162V209H160ZM166 210H167V211H165V212H166V213H167V212L169 213L168 209H166ZM182 210H183V209H182ZM216 210H217V209H216ZM253 210H255V207H254ZM25 211L27 212V210H25ZM39 211H40V212H39ZM47 211H48V210H47ZM65 211H66V209H65ZM89 211H90V213H89ZM151 211H152V210H151ZM163 211H164V210H163ZM163 211H160V213L163 212ZM173 211H175V210L173 209ZM199 211H200V210H199ZM199 211H197V212H199ZM207 211H208V210H207ZM209 211H210V210H209ZM211 211H213V210H211ZM218 211H219V210H218ZM235 211H234V212H235ZM242 211H240V212H242ZM248 211H249V210H248ZM2 212H3V211H2ZM8 212H9V211H8ZM15 212H14V214H15ZM42 212H43V213H42ZM51 212H52V211H51ZM56 212H57V213H56ZM56 212H55V213L58 214V211H56ZM63 212H64V211H63ZM63 212H62V214H63ZM87 212H88V214H90L89 216L86 215ZM93 212H94V215L92 216V213H93ZM104 212H103V213H104ZM113 212H114V211H113ZM113 212H112V215H113ZM121 212H123V210H121ZM121 212H120V210L118 209L116 213L118 214V213H121ZM127 212H128V213H127ZM135 212H136V215H135ZM141 212H142V211H141ZM153 212H154V211H153ZM181 212H182V211H181ZM225 212H226V211H225ZM253 212H255V211H253ZM261 212H262V211H261ZM263 212H264V211H263ZM4 213H3V214H4ZM9 213H10V212H9ZM24 213H25V212H24ZM24 213H23L21 216H20V214H19V217H21V219H20V220H17V222L20 221V223H21L22 220L26 219V218H23V219H22V217H25V214H27V213H25V214H24ZM31 213L34 215V217H33L32 215H30ZM55 213H54V214H55ZM60 213H61V212H60ZM66 213H67V211H66ZM68 213H70V212H68ZM71 213H72V212H71ZM71 213H70V216H71ZM84 213H85V214H84ZM95 213H96V214H95ZM105 213H104V214H105ZM155 213H156V212H155ZM176 213H177V212H175V216L177 215ZM195 213H196V212H195ZM199 213H200L199 216H200L201 214H203V213H201V212H199ZM209 213H210V214H209ZM209 213H207V215H208V214L210 215V216H208V217L210 218V222H213L212 219H214V216H215V215L211 214V212H209ZM214 213H215V212H214ZM219 213H220V212H219ZM236 213H235V214H236ZM238 213H237V214H238ZM257 213H256V214H257ZM12 214H13V213H12ZM14 214L11 216V218H9L10 216L8 217V215H7V218L11 219L9 222H8L7 218H5L4 216H3L2 219L4 220V218H5V219H6V222L9 224V223L12 221V218H13ZM39 214H40V215H39ZM50 214H51V213H50ZM56 214H55V215H56ZM107 214H108V213H107ZM129 214H130V215H129ZM132 214H133V216H132ZM140 214H141V213H140ZM140 214H139V215H140ZM161 214H162V213H161ZM178 214H179V213H178ZM182 214H184V213H181V215H182ZM217 214H218V213H217ZM232 214H233V213H232ZM235 214H234V215H235ZM259 214H260V213H259ZM0 215L2 216L1 213H0ZM17 215H18V214H15V217H18ZM23 215H24V216H23ZM46 215H47V213L45 214V216H46ZM73 215H74V214H73ZM84 215H86V216H84ZM110 215H111V214H110ZM119 215H120V214H119ZM149 215H151V214H149ZM158 215H159V214L156 213L155 218H156ZM166 215L169 216L168 214H165V216H166ZM181 215H179L180 218H181ZM185 215H186V213L184 214V216H185ZM197 215H198V213H197ZM211 215L213 216V218L211 217ZM1 216H0V217H1ZM39 216H41V217H39ZM51 216H52V215H51ZM120 216H121V219H122V216H123V215H120ZM125 216H124V218H125ZM159 216H160V215H159ZM175 216H174V217H175ZM186 216H187V215H186ZM186 216H185V217H186ZM201 216H202V215H201ZM217 216H219V215H217ZM238 216H239V215H238ZM257 216H259V215H257ZM263 216H264V214H263ZM19 217H18V218H19ZM32 217H33V218H32ZM53 217H54V216H53ZM59 217H60V216H59ZM63 217H65V215H64ZM63 217H60V218H63ZM84 217H85V218H84ZM90 217H93L92 220H91ZM129 217H131V218H129ZM162 217H164V213H163ZM162 217H161V219H162V220H165V218H162ZM169 217H170V216H169ZM169 217H166V218H168V220H170ZM171 217L174 219L173 216H171ZM185 217H184V218H185ZM187 217H188V216H187ZM215 217H216V216H215ZM252 217H253V216H252ZM36 218H37V220H36ZM40 218H41V221L43 220V218H44V220L41 222V221H40ZM48 218H47V219H48ZM101 218H100V219H101ZM126 218H125V219H126ZM158 218H159V217H158ZM158 218H157V219H158ZM176 218H177V219H176L177 223H179V222H178L179 218H178V217H176ZM189 218H190V217H189ZM209 218H208V219H209ZM218 218H219V217H218ZM218 218H217V219H218ZM253 218H254V217H253ZM258 218H261V219H262L261 214H260V217H258ZM64 219H65V218H64ZM105 219H106V218H105ZM231 219H232V218H231ZM236 219H237V218H236ZM241 219H242V218H241ZM0 220H1V219H0ZM45 220H46V221H45ZM58 220H59V219H58ZM58 220H57V221H58ZM60 220H62V219H60ZM72 220H73V219H72ZM81 220H83V221H81ZM97 220H98V219H97ZM130 220H129V222H130ZM138 220H139V221H138ZM146 220H148V218H147ZM149 220H150V218H149ZM166 220H167V219H166ZM198 220H199V218H198ZM203 220H204V219H203ZM218 220H219V219H218ZM250 220H251V219H250ZM263 220H264V219H263ZM263 220H260V219H259V221H256V220L254 219V221H256V222H260V221H263ZM1 221H2V220H1ZM14 221H15V220H14ZM14 221H13V222H14ZM31 221H32V222H31ZM35 221H36L37 223H35ZM38 221H39V223H38ZM78 221H77V222H78ZM123 221H124V220H123ZM135 221H137V222H135ZM176 221H174V222H176ZM179 221H180V220H179ZM182 221H184V220H182ZM182 221H181V222H182ZM185 221H186V220H185ZM185 221H184V222H185ZM201 221H202V219H201ZM205 221H206L207 223L209 222V221H207V219H205ZM219 221H220V220H219ZM232 221H233V220H232ZM237 221H239V223H242V222H243V221L240 222V221H241L240 219L237 220ZM244 221H245V220H244ZM13 222H11V223H13ZM17 222H16V223H17ZM74 222H75V221H74ZM95 222H96V221H93L92 224H94ZM124 222H126V221H124ZM129 222H128V223H129ZM134 222H135V223H134ZM138 222H139V223L142 222V223L139 224ZM149 222H150V221H149ZM151 222H152V221H151ZM156 222H157V221H156ZM159 222H161L160 219H159ZM171 222H172V221H171ZM181 222H180V223H181ZM184 222H183V223H184ZM256 222H255L254 224H255L256 227H258ZM4 223H5V222H4ZM7 223H6V225L8 226ZM11 223H10V224H11ZM16 223H15V226H16ZM23 223L25 224V222H23ZM23 223H22V224H23ZM51 223H52V222H51ZM51 223H49V224H51ZM58 223H59V222H58ZM65 223H66V222H65ZM70 223H71V222H70ZM72 223H73V222H72ZM161 223H162V224L158 225V222H157L156 225H158V227H159V226L161 227V225H162V227H163V226H164L163 224H166V223H163V222H161ZM185 223H186V222H185ZM202 223H204V222H202ZM213 223H215V222H213ZM213 223H208V224H206L207 227L205 226L206 229H204V230H206V231H208L209 229L211 230V227L209 228L208 226H209L210 224H213ZM218 223H219V222H218ZM231 223H232V222H231ZM234 223H237L236 220L234 221ZM234 223H233V224H234ZM260 223H261V222H260ZM260 223H258L259 226H260ZM22 224H21V226H20V227H22V228H19V229H18L19 232H20V230L22 231V229H23V231L21 232V234H22L23 237H24V235H25V234H23V233H25V232H27V234L29 233V235H30V232H29L30 229H25L26 227L28 228V226H25L26 224H25V225H24V224L22 225ZM74 224H75V223H74ZM90 224H91V222L89 223V225H88L87 227H89ZM150 224H151V223H150ZM191 224H192V223H191ZM195 224H196V223H195ZM198 224H199V223H198ZM216 224H217V223H216ZM219 224H221V223H219ZM237 224H238V223H237ZM245 224H246V223H243L244 226H245ZM247 224H248V222H247ZM247 224H246V226H245V229H243V228H241V229H243V230L246 231L247 227H249ZM249 224H250V223H249ZM1 225H2V224H1ZM11 225H12V224H11ZM45 225H47V226H45ZM59 225H61V224H59ZM67 225H68V224H67ZM77 225L80 226L81 224H77ZM86 225H87V224H86ZM127 225H129V224H127ZM127 225H126V227H127ZM175 225H176V224H175ZM177 225H178V224H177ZM182 225H184V224H181V226H179V227H180V228L183 227ZM201 225L204 226L205 224H204V225L201 224ZM201 225H198V227L200 226V227H199L200 230L198 229L197 226H196V229H198V230L200 231V233H202V232L205 233L206 231H202V230H201V229H203V227L201 228ZM213 225H214V224H213ZM213 225H211V226H213ZM263 225H264V224L262 223L261 226L264 227ZM7 226H5V228H6ZM15 226H14V223H13V226H12V227H15ZM70 226H72V224H71ZM73 226H74V228H72V230L75 229V225H73ZM130 226H131V224H130ZM130 226L128 227V228H130V229H127L126 227H125V228L129 231V230H131V227H130ZM147 226H148V227H147ZM184 226H185V225H184ZM190 226H191V225H190ZM216 226H217V225H216ZM227 226H228V225H227ZM232 226H233V225H232ZM235 226H237V225L235 224ZM238 226H239V225H238ZM241 226H242V224H241ZM241 226H240V227H241ZM261 226H260L261 229H259V227H258V229H259L260 231L264 229V228L262 229ZM9 227H10V226H9ZM9 227H7V228H9ZM12 227H11V229H13ZM31 227H32V226H31ZM33 227H34V226H33ZM63 227H64V226H63ZM63 227H60V228L62 229ZM68 227H69V226H68ZM87 227H86V229L88 230L87 233L89 234L90 229H88ZM156 227H157V226H156ZM156 227H155V228H156ZM160 227H159V228H160ZM162 227H161L160 229H162ZM176 227L178 228V226H176ZM176 227H175V228H176ZM193 227H194V229H195V226H193ZM240 227H239V228H240ZM253 227H254V226H253ZM256 227H255V229H257ZM5 228H4V230H5ZM64 228H65V227H64ZM78 228H80V227H78ZM89 228H90V227H89ZM99 228H100V227H99ZM183 228H184V227H183ZM187 228H188V227H187ZM208 228H209V229H208ZM224 228H225V227H224ZM227 228H228L227 230H229V227H227ZM239 228L236 227L235 230H240V231H242V230L239 229ZM250 228H251V225H250ZM16 229H17V228H16ZM32 229H33V228H32ZM35 229H36V228H35ZM44 229H45V228H44ZM44 229L42 228L43 231H44ZM67 229H69V228H67ZM67 229H66V230H67ZM156 229H158V228H156ZM160 229H159L158 231H159L160 233H162L161 231H163V229H162L161 231H160ZM166 229H168V228H166ZM166 229H165V230H166ZM169 229H170V228H169ZM207 229H208V230H207ZM233 229H234V228H231V229H230L231 231H233L232 233L229 234V235L232 234L231 236H229V235H227V234H225V233H224V234H225L226 236H229V237L235 236V235L233 234V233L235 232ZM248 229H249V228H248ZM252 229H254V228H252ZM252 229H251L250 231H252ZM18 230H17V231H18ZM25 230H26V231H25ZM28 230H29V231H28ZM69 230H70V229H69ZM69 230H67V231H69ZM75 230H76V229H75ZM91 230H93L92 225H91ZM151 230H152V229H151ZM154 230H155V229L153 228L152 231H154ZM183 230H184V229H181L180 231H183ZM185 230H186V228H185ZM185 230H184V231H185ZM198 230H196V232H197ZM216 230H217V229H216ZM5 231H6V230H5ZM5 231H3V232H5ZM14 231H15V229H13V234H14V235H17V234H15L17 231H16V232H14ZM34 231H35V230H32V232H34ZM48 231H49V230H48ZM50 231L52 232V230H50ZM83 231H85V230L83 229ZM83 231H81V232H83ZM103 231H104V230H103ZM155 231H156V230H155ZM155 231H154V232H155ZM166 231H167V230H166ZM174 231H175V230H174ZM174 231L171 230V233L174 232ZM178 231H179V230H178ZM180 231H179L177 234H179ZM214 231H215V230H214ZM223 231H226V230H223ZM254 231H255V230H254ZM257 231H258V230H257ZM257 231H256V233H257ZM260 231H258V233H259ZM37 232H38V227H37ZM37 232H36V233H37ZM39 232H41L40 229H39ZM39 232H38V234H39ZM73 232H74V231H73ZM75 232H77V231H75ZM78 232H79V231H78ZM81 232H79V233H77V234L80 235V234H82ZM94 232H95V231H94ZM108 232H109V231H108ZM117 232H118V230H117ZM119 232H121V231H119ZM148 232H149V233H148ZM156 232H157V231H156ZM156 232H155V233H156ZM176 232H177V230H176ZM176 232H175V233H176ZM186 232L188 233L187 230H186ZM229 232H230V231H229ZM242 232L244 233V231H242ZM247 232L249 233V230H247ZM252 232H253V231H252ZM11 233H12V232H11ZM43 233L45 234L46 231L43 232ZM70 233L72 234L71 231H70ZM97 233H98V231H97ZM97 233H96V235H97ZM100 233H101V232H99V234L97 235L98 237L101 235ZM130 233H131V231L127 233V231L125 230V233L123 232V234H124V235L126 234V235L124 236V235L122 234V232H121V234L124 236V237H123V236L121 235V236L124 238V241H122L123 239L121 240V241H122V244H121L122 247H120V251H119V253H120V254L123 253V254L120 255V256H123V255H124V256L126 255V256H125V257H124V256H123V257H120L119 259H122V258H123V261H124V259H127V257L129 258V254H130V252H129V247L127 246L128 241H130V240H128V235H129V237H130L131 234H133V235L130 237V238H133V239H134L132 242H133V243L135 242V243H134L135 246H133V244L130 242V243L132 244L133 248H137L136 245L139 246V245H138L139 243H140V246H139V247H141L142 242L145 241V239H142V238H141V237H142L141 234H139V235L135 234V236H134V233H131V234H130ZM144 233H145V234H144ZM151 233H153V232H151ZM206 233H208V232H206ZM239 233H240V232H239ZM239 233H238V234H239ZM260 233H261V232H260ZM262 233H263V231H262ZM18 234L21 235L20 233H18ZM27 234H26V236H25L26 238L24 237V239H25L26 242L29 241L30 239H33V237L31 238V237H30L29 235H27ZM50 234L53 235V233H50ZM57 234H58V233H57ZM64 234H66V233H64ZM83 234H84V232H83ZM91 234H92V231L90 232V235H91ZM94 234H95V233H94ZM103 234H105V237H108V236H109L108 234L106 235V232H104V233L102 232V235H103ZM163 234H164V233H163ZM166 234H167V235H166ZM169 234H170L169 232H167V233L165 232V234L163 235L164 237L161 236V237H163V238H160V235H159V236L157 235V237H159L160 239H156L157 241H156V240L154 241L155 244L152 243V244L155 245V248H153V249L156 250V251L159 250V249H160V250H164V249H161L160 247H162V245H164L165 241L168 242L170 245L173 244L172 240L170 241L171 238L168 237V236H170ZM172 234H174V233H172ZM214 234H215V233H214ZM216 234H217V232H216ZM240 234H241V233H240ZM254 234H255V232L253 233V235H252V233H251L252 236H254ZM8 235H9V234H8ZM10 235H11V237H12V234H10ZM14 235H13V238H14V239H13V242H14V243L11 241V244H10V243H9V244H10V245H13V244L15 245V244H16L15 246L13 245L14 247L12 246L11 249H15V250L17 251L16 247H18V248H19V246L21 247V245L17 246V243H19V244L21 243V244H22V243L24 242V241H23L24 239H22V242H21V239H20L21 236H20V237H18V238L20 239V240H19L20 242H19V241L17 242V239H16L17 237L15 238ZM52 235H50V236H52ZM55 235H56V233H55ZM55 235H54V236H55ZM73 235L75 236L74 233H73ZM85 235H86V231H85ZM102 235H101V239L104 238V239L107 240L109 243L112 242L113 239L110 240L109 237H108V238H105V237L102 238ZM110 235H111V234H110ZM119 235H120V233H119ZM119 235H118V236H119ZM149 235H150V234H149ZM165 235H166L167 237H166ZM181 235H182V232H181ZM183 235H184V236H180V237H184V239H186V238H185V235H186V234H183ZM203 235H204V234H203ZM209 235H210V234H209ZM225 235H224V236H225ZM249 235H250V234H249ZM249 235H248V236H249ZM256 235L258 236V235H260V234H256ZM263 235H264V234H263ZM27 236H28V237H27ZM33 236H34V234H33ZM41 236H42V234L40 235V237H41ZM45 236H46L45 239L49 237V236H47V235H45ZM66 236H67V234H66ZM97 236H96V237H97ZM103 236H104V235H103ZM151 236H152V234H151ZM154 236H155V235H154ZM190 236H191V235H190ZM190 236H189V237L187 236V238H190ZM192 236H193V235H192ZM192 236H191V237H192ZM217 236H220V237H221L222 235H217ZM226 236H225V237H226ZM252 236H251L250 238H252ZM5 237H6V236H5ZM36 237H37V236H36ZM36 237H35L34 239H37ZM38 237H39V236H38ZM43 237H44V235H43ZM63 237H65V236H63ZM68 237H70V235H69ZM78 237H79V236H78ZM82 237H84V236L82 235ZM82 237L80 236L79 238H82ZM91 237L96 238L95 236H92V235H91ZM126 237H127V239L125 240ZM148 237H149V236H148ZM155 237H156V236H155ZM155 237H154L153 239H155ZM170 237H171V236H170ZM196 237H197V236H196ZM196 237L193 238V239L190 238V239L192 240V241H191L192 243H193L194 239H197ZM205 237L207 238V235H206V236L204 235V238H205ZM209 237H210V236H209ZM209 237H208V238H209ZM211 237H212V236H211ZM214 237H215V236H214ZM222 237H223V236H222ZM225 237H224V239H225ZM229 237H227V238H229ZM7 238H9V237H7ZM21 238H22V237H21ZM27 238H28V239H27ZM50 238H51L52 241H53V240L55 241V238H56V237H53V236H52V237H50ZM76 238H77V237H76ZM88 238H90V236H89ZM135 238H136V239H135ZM137 238H141L143 241H141V242L139 241V242L137 243V242H136ZM164 238H165L166 240H163ZM202 238H203V237L200 238V239L202 240V242H200V243L202 244L201 246H202V248H203V244L205 243V245H206V242L203 243L204 239H202ZM217 238H219V237H217ZM260 238H261V237L259 236V239H260ZM262 238H263V237H262ZM1 239H2V240H5L3 237H2ZM38 239H39V238H38ZM91 239H93V238H91ZM91 239H90V240H91ZM104 239H103V241H104ZM108 239H109L110 241H109ZM116 239H117V238H116ZM116 239H115V240H116ZM146 239H147V238H146ZM168 239H169V240H168ZM172 239H173V238H172ZM181 239H182L183 241H185L183 238H181ZM211 239H213V238H211ZM221 239H222V241H223V238H221ZM229 239H230V238H229ZM232 239H233V237H232ZM6 240H8V239H6ZM49 240H50V239H49ZM57 240H58V239H56L55 242H57ZM68 240H69V239H68ZM87 240H88V239H87ZM90 240H89V241H90ZM95 240H96V241H97V240H100V238H99V239L96 238ZM95 240H94V241H95ZM148 240H149V238H148ZM150 240H151V239H150ZM161 240H162V241H161ZM226 240H227V239H225V241H226ZM230 240H231V239H230ZM233 240H234V239H233ZM15 241H16L17 243H15ZM35 241H36V240H35ZM35 241H34V240H30V241H29L30 244H31V242H34V243H35V244H34V243L31 244V245L34 244V246H32L33 249L36 248V251H35L36 253H35L34 250H33L34 253L32 252V254H35V255L38 254V256H40L39 254H40V252H41V251H40L41 248H40V249H38V248L41 247V246H42V253H41L42 256H40V257L44 258L46 254H47L46 256H48V255H50V254L53 252L52 250H50V247L47 248L48 246L45 247L44 244H41V245L38 244V242L40 243L39 240H38V242H35ZM42 241H43V240H42ZM44 241H45V240H44ZM47 241H48V240H46V242H47ZM66 241H67V240H64V242H66ZM70 241H71V243L74 244V245H75V243H77V241H76V242H73L74 240H70ZM100 241H101V240H100ZM107 241H106L105 243H107ZM137 241H138V240H137ZM169 241H170V242H169ZM173 241H174V240H173ZM177 241H178V240H177ZM183 241H181V242H183ZM209 241H210V238H209ZM217 241H218V240H217ZM219 241H220V240H219ZM222 241H221V242H222ZM225 241H224V242H225ZM4 242H5V241H4ZM49 242H51V241H49ZM49 242H48V245H49ZM64 242H63V243H64ZM79 242H80V241H79ZM92 242H93V241H92ZM97 242H98V241H97ZM145 242H146V241H145ZM145 242H144V243H145ZM148 242H149V241H148ZM148 242H146V243H148ZM160 242H162V243L164 242V243H163V244H160ZM198 242H199V241H198ZM227 242H228V240H227ZM0 243H1V242H0ZM5 243H7V241H6ZM36 243H37L38 245H40L38 248H37L38 245H37ZM43 243H45V242H43ZM51 243H53V242H51ZM58 243H59V242H58ZM66 243H68V241H67ZM69 243H70V242H69ZM103 243H104V242H103ZM124 243H125V244H124ZM146 243H145V247L148 248V247L146 246ZM149 243H150V242H149ZM168 243H167V245H164L163 248H165V246H168ZM195 243H196V242H195ZM246 243H247V242H246ZM9 244H8V245H9ZM107 244H108V243H107ZM111 244H112V243H111ZM119 244H120V243H119ZM119 244H118V245H119ZM131 244H129V245H131ZM157 244H158V245H157ZM159 244H160V245H159ZM188 244H189V243H188ZM197 244H199V243H197ZM215 244H216V243H215ZM215 244H214V245H215ZM1 245H2V244H1ZM23 245H24V243H23ZM31 245H30V246H31ZM46 245H47V244H46ZM79 245H80V244H79ZM79 245H78V246H79ZM83 245H84V244H83ZM113 245L115 246V244H113ZM113 245H112V246H113ZM125 245H126L128 248H127ZM150 245H151V244H150ZM150 245H149V246H150ZM192 245H193V244H192ZM199 245H200V244H199ZM205 245H204V246H205ZM207 245H208V247H211V246H209V243H208ZM235 245H236V244H235ZM245 245H246V244H245ZM43 246H44L45 248L49 249V251H51V253L48 252V250H47V252L44 251V250H46V249H43V248H44ZM51 246H52V245H51ZM61 246H64V247H65V245H63L62 243H61ZM61 246H60V247H61ZM69 246H70V245H69ZM71 246H73V245H71ZM71 246L68 247V249L71 248ZM88 246H89V245H88ZM95 246H96V242H95ZM105 246H106V245H105ZM109 246H110V245L108 244V248H110ZM157 246H159V247L157 248ZM173 246H174V245H173ZM177 246H178V245H177ZM189 246H190V247H189ZM189 246H188L189 249H191L192 246H191V245H189ZM212 246H213V244H212ZM218 246H219V244H218ZM237 246H238V245H237ZM237 246H236V247H237ZM239 246H240V245H239ZM252 246H253V241H252ZM254 246H255V245H254ZM257 246H258V245H257ZM1 247H2V246H1ZM22 247H23V246H22ZM64 247H63V248H64ZM84 247H85V245H84ZM96 247H97V246H96ZM96 247H94V248L90 247V249L87 248V250H86L85 248L83 249V246H82V248H80V249H81V250L83 249V250L81 251L78 247L75 248V246H74V248H75L76 250L74 251V249H70V250H72L71 252L74 253V254L72 253L71 255H70V254H66V253H69V252L64 253L65 251H68V250H65V249H64V251L62 252L63 254L61 253L62 256H63L64 254H65L64 256H67V255H68L69 257H64V258H65L66 260H67L68 258H70V260H71V258H73L71 261H73V260L76 258L73 262H71L69 259H68L69 261H68V260H67V261H66V260H65V261H62V260H64V259L61 258L62 256H61V257L59 256V255H61L60 253H58L59 255L57 254V256H56L57 258H58V257L61 258V259L58 258L59 261L57 260V258H56V260H55V256H54V259H53V257H52L53 254L56 255L57 252L52 253V254L49 256L51 259L48 260L49 257H47V260H46V261H50V260H52V262L55 261V262H53V263H51V261H50V264H58V263H59V264H83V263H84V264H90V263H91V262H90V258H91L93 264H97V263L99 264L100 262L103 263V261H102V260H103V256L100 257V255H102L104 252L101 250L102 248L99 249V250L101 251V252H100V251H98V249H96ZM98 247H99V246H98ZM98 247H97V248H98ZM101 247H102V246H101ZM139 247H138V248H139ZM145 247H144V248H145ZM150 247H151V246H150ZM171 247H172V245H171ZM179 247H180V246H179ZM185 247H186V245H185ZM185 247H184V249H185ZM188 247H187V248H188ZM199 247H200V246H199ZM205 247H207V246H205ZM213 247H214V246H213ZM215 247H217V246H215ZM236 247H235V248H236ZM241 247H244V246H241ZM250 247H251V241H250ZM250 247H249V248H250ZM8 248L10 249L9 246H8ZM25 248H26V247H25ZM114 248H115V247H114ZM114 248L112 247V249H110L109 252L112 253ZM122 248H123V249H122ZM142 248H143V246H142ZM144 248H143V249H144ZM169 248H170V246H169ZM177 248H178V247H177ZM202 248L200 247V249H202ZM218 248H219V247H218ZM218 248H217V249H218ZM237 248H238V247H237ZM253 248H257V247H251V250H250V251H252ZM259 248H260V247L257 248L258 251H259ZM5 249H7V248H3V250H0V251L3 252V253H5ZM11 249L8 250V252H6L7 255L9 254V251H11V254H12L13 250H11ZM37 249H38V250H37ZM92 249H93V250H92ZM178 249H179V248H178ZM182 249H183V248H182ZM198 249H199V248H198ZM198 249H197V250H198ZM200 249H199V250H200ZM204 249H205V248H204ZM206 249H207V248H206ZM208 249H210V248H208ZM208 249H207V250H208ZM241 249H242V248H241ZM246 249H247V248H246ZM15 250H14V251H15ZM19 250H21V249H18V251H19ZM78 250H80V251H78ZM91 250H92V251H91ZM106 250H107V249H106ZM121 250H122V251H121ZM126 250H128V251H126ZM145 250H146V249H145ZM148 250H149V249H148ZM194 250H195V248H194ZM231 250H233V251H232V254H234L233 256H235V255L237 254V253H235V252H238L236 249H231ZM239 250H240V249H239ZM243 250H244V249H243ZM255 250H256V249H254L253 251H255ZM257 250H256V251H257ZM31 251H32V249H31ZM37 251H39V252L37 253ZM43 251H44L46 254H45ZM54 251H55V250H54ZM58 251H60V250H58ZM61 251H62V250H61ZM76 251H78V252L76 253ZM84 251H85V252H84ZM87 251H88V252H87ZM115 251H116V249L114 250V252H115ZM182 251H183V250H182ZM190 251H191V250H190ZM190 251H187V252H190ZM195 251H196V250H195ZM202 251L205 252L204 254H206V251H205V250H202ZM202 251H201V252H202ZM209 251H211V253L213 252L211 249L208 250V252H209ZM214 251H217V250L215 249ZM224 251H228V250L225 249ZM234 251H235V252H234ZM1 252H0V253H1ZM22 252H23V249H22ZM80 252H81V254H79V256H77V254L80 253ZM98 252H100V253H98ZM102 252H103V253H102ZM121 252H122V253H121ZM126 252H127V253H126ZM183 252H184V251H183ZM198 252H199V251H198ZM198 252H196V253H195V252H192V253H194V254H192V255H197ZM222 252H223V251H222ZM233 252H234V253H233ZM242 252H243V251H242ZM246 252H248V250H246V251L244 252V254H245ZM259 252H261V251H259ZM18 253H19V252H18ZM23 253H24V252H23ZM43 253H44V254H43ZM82 253H83V254H82ZM86 253H87V254H86ZM91 253H92V254H91ZM111 253H110V254H111ZM124 253H125V254H124ZM132 253H133V252H132ZM177 253H178V252H177ZM199 253H200V252H199ZM199 253H198V254H199ZM224 253H225V252H224ZM228 253H229V252H228ZM6 254H5V255H6ZM11 254H10V255H11ZM14 254L16 255L17 252H16V253L13 252V255H14ZM98 254H99V255H98ZM115 254H116V252L113 253V255H115ZM127 254H128V255H127ZM139 254H140V253H139ZM139 254H138V255H139ZM155 254H156V253H155ZM182 254H183V253H182ZM184 254H186V253H184ZM184 254H183V256H184ZM187 254H189V253H187ZM200 254H201V256L199 255L200 257H202V255H203V257H205L204 254H202V253H200ZM230 254H231V251H230ZM246 254H247V253H246ZM21 255H22V253H21ZM21 255H18V257L20 258ZM24 255H25V254H23V257L25 258ZM43 255H44V256H43ZM84 255H87V256H86L87 259L85 258ZM94 255H96V256H94ZM105 255H106V254H105ZM108 255H109V254H108ZM131 255H132V254H131ZM131 255H130V256H131ZM135 255H136V254H135ZM156 255L159 256L158 254H156ZM177 255H178V254H177ZM177 255H176V256H177ZM221 255H222V253H221ZM227 255H228V254H227ZM242 255H243V254H242ZM242 255H240V256H242ZM0 256H1V255H0ZM75 256H76V257H75ZM81 256H82V257H81ZM90 256H91V257H90ZM93 256H94V258H93ZM106 256H107V255H106ZM144 256H145V255H144ZM197 256H198V255H197ZM208 256H209V257H211V256L216 257V255L214 256L213 253H212V254L209 253V255H207V257H208ZM237 256H238V255H237ZM244 256H245V255H244ZM1 257H2V256H1ZM6 257H8V256H6ZM11 257H12V255H11ZM15 257H16V256H15ZM80 257H81V258H80ZM95 257H97L96 259H98V257H100L102 260L99 262V260H100V258H99V259H98V262L95 263V260H96ZM112 257H116V255H115V256H112V254H111V255H110V258H109V259H111V260H113V261L115 262V258H112ZM131 257H132V256H131ZM136 257H137V256H136ZM147 257H149V256H147ZM154 257H155V256H154ZM187 257H188V256H187ZM193 257H196V256H193ZM209 257H208V258H209ZM221 257H223V255H222ZM225 257H226V255L224 256V258H225ZM230 257H232V255H230ZM230 257H226V260H225V261L229 263V259H230ZM3 258H5V256H4ZM3 258H1V259L3 260ZM12 258H14V257H12ZM19 258H18V259H19ZM142 258H143V257H142ZM179 258H180V257H179ZM211 258H212V257H211ZM211 258H210V259L205 258V259H207V261L209 260V263H211V262L213 261ZM216 258H217V257H216ZM224 258H223V259H224ZM233 258H234V257H233ZM235 258H237V257H235ZM14 259H15V258H14ZM18 259H17V260H18ZM28 259H29V257H28ZM45 259H46V257H45ZM45 259H44V260H45ZM78 259H79V261H78ZM82 259H84L85 262H88V260H89L90 263H89V262H88V263H85L84 260H82ZM93 259H95V260H93ZM119 259H118V260H119ZM147 259H148V258H147ZM151 259H153V258H152V257H151V258L149 257V260H151ZM154 259H155V258H154ZM156 259H158V258H156ZM156 259H155V260H156ZM182 259H183V258H182ZM187 259H188V258H187ZM191 259H193V258H191ZM194 259H195V258H194ZM205 259H204V260H205ZM220 259H221L220 257H219V260H218V258H217V259L214 258V262H215V260L220 261ZM227 259H228V260H227ZM7 260H8V259H7ZM7 260H6V261H7ZM25 260H26V261H25V264H26V262H27V257H26ZM30 260H31V259H29L28 261H30ZM60 260H61V261H60ZM81 260H82V261H81ZM105 260H106V259H105V256H104V261H105ZM128 260H129V259H128ZM128 260H127V262H128V264H129V261H128ZM130 260H131V264H132V259H130ZM141 260H142V259H141ZM144 260L146 261V257H145ZM149 260L146 261V262H149V263L151 262V263H152V261H154V260H151V261H149ZM168 260H169V259H168ZM183 260H184V259H183ZM200 260H202V261L204 262L203 259H200ZM210 260H211V262H210ZM4 261H5V259H4ZM9 261H10V260H8V262H9ZM18 261H19V260H18ZM31 261H32V260H31ZM35 261H38V260H34V262H35ZM93 261H94V262H93ZM119 261H120L121 264L123 263L122 260H119ZM121 261H122V262H121ZM142 261H143V260H142ZM159 261H160V260H159ZM178 261H179V260H178ZM202 261H201V262H202ZM207 261H205V262H207ZM218 261H217V262H218ZM221 261H222V259H221ZM221 261L219 262V264H220V263H222V264L225 263V262L223 263V261H222V262H221ZM238 261H239V260H238ZM243 261H244V260H243ZM243 261L240 260V262H243ZM42 262H43V261H42ZM60 262H61V263H60ZM62 262H63V263H62ZM67 262H68V263H67ZM69 262H70V263H69ZM111 262H112V261H111ZM114 262H113V263H114ZM164 262H165V261H164ZM201 262H200V264H203V263H201ZM236 262H237V260H236ZM5 263H6V262H4V263H2V264H5ZM19 263H20V261H19ZM19 263H18V264H19ZM36 263H37V262H36ZM92 263H91V264H92ZM156 263H157V262H155V264H156ZM209 263L207 262V264H209ZM237 263H239V262H237ZM6 264H7V263H6ZM15 264H16V263H15ZM20 264H21V263H20ZM23 264H24V263H23ZM37 264H39V263H37ZM41 264H42V263H41ZM43 264H49V262H48V263L45 262V263H43ZM114 264H115V263H114ZM118 264H119V263H118ZM124 264H125V261H124ZM157 264H161V263H157ZM177 264H178V263H177ZM216 264H217V263H216ZM226 264H227V263H226ZM229 264H232V262H230Z\"/></svg>",
  "mask_w": 264,
  "mask_h": 264
}]
</instances>
